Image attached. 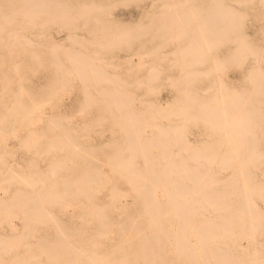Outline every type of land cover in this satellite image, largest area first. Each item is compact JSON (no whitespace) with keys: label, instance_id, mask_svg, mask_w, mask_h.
I'll use <instances>...</instances> for the list:
<instances>
[{"label":"rangeland","instance_id":"rangeland-1","mask_svg":"<svg viewBox=\"0 0 264 264\" xmlns=\"http://www.w3.org/2000/svg\"><path fill=\"white\" fill-rule=\"evenodd\" d=\"M0 1H2V0H0ZM5 1V2H4ZM18 1V2H17ZM28 1H29V4H28ZM39 2L38 0H27L26 2H27V4L31 7L32 5H36L35 7H38V8H36V12L34 11L33 12V10H35V7L34 6H32L31 8H32V10L31 11H29L28 10V7H23V6H26V5H24V4H26V2H25V0H11V1H9V2H7L6 0H3L2 2H4V3H1L0 2V10H2V11H0V17H2V18H0V21H1V23L0 24H2V22H3V24H6L7 26H8V28H5L6 26L5 25H0V26H4V27H1L2 29H6V31L5 30H2V33L0 34V39H4V41H1L0 42V91L3 93V91L5 90V91H7L8 93L6 94V92L5 93H1L0 92V94H1V97H0V113L2 114V112L3 113H5V110H3L4 108H5V106L4 105H6L7 103L9 104H7L6 105V109H7V106H10V105H12V107H9V109L7 110V113L6 114H4L5 115V117L6 118H8L7 119V122H6V119H4L5 117H4V115H2L3 116V119H1L0 118V120H3L2 122L0 121V155H1V157H0V171H1V174H0V181H2L3 180V182H4V180H8V181H5V183H3V182H0L1 184H0V194L2 195H0V199H1V201L3 200L4 201V198L6 197L7 199H12L13 201H9L10 202V204H8L9 202H8V200L6 199V201L8 202V203H6V204H8L7 206H10V208L8 207L7 208V206H6V208H4L5 206H4V204L3 205H0V208L2 207L3 209H0V220L2 219V217H3V214H8V210L9 209H11V213H13L14 215H12L10 212H9V214L10 215H6V217H5V215H4V221L2 220V221H0V237H2V238H0V240L2 241V243L4 242H6V241H8L9 240V238H11V235L12 236H14V237H16L17 238V236H16V234H18L19 233V231L22 229L21 227H22V225L24 224L23 222H25L24 220H23V218H31L30 220V222H29V220H28V222L30 223L29 225H27L28 224V222H26L27 224H25V225H23V226H30V233L28 234L27 232H29V230L27 231V229H23V233H19L18 235V237L19 238H21L20 237V234H21V236L22 235H24V234H27V235H25L26 236V238H24V236H22L23 237V241L22 242H20V241H18V240H20V239H18L17 241H15L16 240V238H15V240H14V243H19V245L21 244V247H22V245H23V242L25 243H29L30 244V241H33L31 244H30V246H29V244H28V246L29 247H27L26 245V243H25V245H24V248L22 247V249L24 250V252L25 253H23V258L24 257H26V259L29 257V258H33L32 257V255H36L37 253H39V251H40V249H41V247L40 246H38L39 247V249L37 248H35V246L37 247V245H38V241L39 240H42L43 238H44V243H46L48 240H46L45 241V238H51V237H53V238H51L50 240H51V243L53 244V242H54V245H55V243L57 244V240H58V237L60 236V234H56L55 233V235H57V237L55 236V235H53L54 233H52V231H50V230H54L55 231V229H56V231H57V228H58V230L60 229V230H63V229H65V230H63L62 231V234L61 235H66V234H64V233H69L70 235H72V236H70L69 234H67L68 235V237H67V239L69 240L68 242L70 243V242H72V240H73V242H74V244H75V248H73V247H71L72 248V251L73 252H75V253H77V258H78V255L80 254V258H76V260H77V263L76 264H80V263H78V262H84V263H82V264H97L96 263V261L94 262V261H92V262H90V260H91V255L90 256H88V254H90V253H87V252H85V251H83L82 250V252L81 253H78L79 251H77V249L79 248V249H83V246H84V248L85 249H87V251H88V249H91V250H94V251H91V252H95V253H99L100 251H98V250H103L102 252L104 253L103 255H107V254H105V252L106 251H109V255H110V250H109V247H111L110 249L112 250V247L114 246H117V245H119L118 244V242H119V240H121V241H123L122 243H120V244H122V245H120L119 247H116V249L115 248H113V251L115 252H112V255H110V256H104L105 258H107L108 259V261H111V262H108L109 264H113V263H116V264H118L119 262L120 263H123V264H125V262L126 261H128V260H130L128 263L129 264H156L158 261H162V262H160V263H158V264H163V262H165L164 264H189L188 263V261L192 258L191 257V255L188 257L185 253H187L188 254V251H192L193 252V254L194 255H192L193 256V258H192V261H193V259L195 258H197V256H198V260L200 261L201 260V257H203V255H204V257L203 258H206V260H204L203 259V261H200L199 263H197L196 261H195V259H194V261L191 263V264H203V262L204 261H206L207 263H210V264H213V262H216V263H218V264H220V262H219V257H218V255H216V253L215 254H213L212 252H210L211 250H213L214 252L215 251H218V250H220V249H218L219 247L222 249V247L221 246H223V248L225 249L226 248V250L227 251H229L228 253L229 254H231L230 252H232V251H234V252H232V253H234V254H236L235 252H237V256H235V255H233V256H235V258H237V260L239 259V261H241V262H244V261H246L247 259L246 258H248V260H250V259H252V262H251V264H255L254 262H256L257 264H264V261L263 262H261V260H264V217H263V215H264V205H262V203L264 204V162H262V158L264 159V154H262V152L264 151V136H262V135H264V91H261V89L262 88H264V82L262 81V82H260V81H258V80H260V79H262L264 76L262 75L263 73H264V32H262V31H264V25H263V23H264V1L262 0V3L263 4H261V0H237V1H235V3H234V1L233 0H218V1H221V4H220V2L218 3L216 0H215V2L218 4V5H227L228 3H229V5H227L228 7H231V8H229V10L230 9H232V11L230 10V12H228L227 14H226V10H228V9H226V8H224V6H218V5H216V4H214V2H213V4L212 3H210V1H213V0H191V1H189V0H187L186 2L188 3H185V1L183 2L184 3V7L185 8H187V11H188V9H189V13H191V12H193V10L195 11V7L197 8L196 10H198L200 13H202L203 12V14H202V16L201 17H203V18H205V19H203V18H199L198 19V17H197V15L195 16V14H197V13H199L198 11H196L197 13H194L193 15H190V20H191V18L193 19V21H195V22H197L198 23V21H196L195 19L197 18V20H199V23H200V21L201 22H204V24L205 25H203V23L201 24H199V25H197L195 22H193L192 20H191V22L189 21V19L187 18V15H185V14H188V12L187 13H185V11H182V10H184L185 8L183 7V6H181L183 3L181 2V0H173V2H170V1H172V0H136L137 1V3H136V1L135 0H132V2H131V0L129 1L128 0V2H129V5H128V2H127V0H93V1H91V0H66V3H67V5H63L62 3H63V1H64V3H65V0H57L58 2H62L61 4H60V6L62 5V6H64L66 9L68 8V10H70V8L72 9V10H74V11H76V13H78L79 12V14H76L74 11H73V14L75 13L76 15H77V17L75 16V14L73 15V18L74 17H76V19L74 18V20H73V18L72 19H70V20H73L72 22V24L74 25V27H73V25H71V22H70V20H69V22H70V25H68V26H71L70 27V29H68V26L66 27L64 24H62V23H67L68 21H67V19H65V21H63L62 20V18L64 19V18H66L67 16H68V19H69V17H72V16H70V15H66V14H68V13H70L71 14V12L69 11H65L64 9V7H59L58 9H60V8H64L63 10V12H65L66 14V17H64L63 15V13L62 12H59V10L58 9H55V8H53V7H58V6H56V5H58L57 4V2H55L56 0H53V1H51V0H49V4H50V1H51V5H49L48 4V0H45V1H47V2H44V0H40V5L42 6V12L43 11H45V9H46V11L47 10H49L50 12H43L44 13V15H43V17H42V15L40 14L41 12H40V10H39V6H37L38 4H37V2ZM44 3V4H47V7H43L44 6V4L42 3V2ZM82 1H86L85 2V5L87 4H90L89 2H91V4H92V6H91V8H97L99 5H100V7H98L99 8V11H101V12H99L98 11V9L97 10H94V9H91L93 12H90L89 11V9H90V7L88 8V9H83L84 7H85V5H84V3H82ZM88 1V2H87ZM135 1V2H134ZM151 1H153V2H151ZM155 1V2H154ZM178 1H180L179 3H178ZM224 1L226 2V3H224ZM233 1V2H232ZM239 1V2H238ZM241 1V2H240ZM254 1V2H253ZM17 2V3H16ZM21 2H25L23 5L21 4ZM33 2V3H32ZM127 2V3H126ZM142 2V3H141ZM150 2H151V4L153 5V7H151L152 5H150ZM164 3L165 2V9H166V11H165V9H163V5L164 4H162V8L160 9V10H162L164 13L163 14H161L158 10V6L160 7V3ZM167 2V3H166ZM175 2V3H174ZM201 2V3H200ZM210 3V5H208V4H205V3ZM223 2V3H222ZM237 2V3H236ZM242 2H243V4H244V2L247 4H244V5H242ZM250 2V3H249ZM258 2H259V4H258ZM12 3H14V4H12ZM16 3V4H15ZM30 3H32V5L30 4ZM42 3V4H41ZM53 3L54 4H56L55 6L53 5ZM73 3V4H72ZM80 3H82L81 5H84V7L83 8H80V7H78V6H80L79 4ZM182 3V4H181ZM200 4V7H199V4ZM203 3V4H202ZM249 3V4H248ZM90 4V5H91ZM126 4V5H125ZM169 4V5H168ZM187 4V5H186ZM211 4H212V6H211ZM239 4V5H238ZM253 4V5H252ZM2 5H4L3 6V9H1V7H2ZM15 5V6H14ZM73 5V6H72ZM77 5V6H76ZM136 5V6H135ZM148 5H150L149 6V8H148ZM181 7H180V6ZM192 5V6H191ZM213 5H215V7H213ZM246 5V6H245ZM259 5V6H258ZM10 6H14V7H12V8H14L13 10H11V7ZM21 7L20 9L22 10V15H20L19 13H20V11H19V13H18V10H19V8L18 7ZM40 6V7H41ZM67 6V7H66ZM140 6V7H139ZM187 6H190V8H192L193 6H195L194 8H192L193 10H190V8L189 7H187ZM207 6V7H206ZM219 7V8H217V7ZM226 6V7H227ZM29 7V8H30ZM82 7V6H81ZM101 7H103V8H105V10L103 9V10H100L101 9ZM109 7V8H108ZM136 7V8H135ZM146 7H147V10H146ZM151 7V8H150ZM167 7H169V8H167ZM183 7V8H182ZM227 7V8H228ZM6 8V9H5ZM26 8H27V10H26ZM43 8H44V10H43ZM49 8V9H48ZM50 8H52V9H50ZM78 8H80V9H78ZM178 8V9H177ZM179 8H182L181 9V12H184L185 14V16L184 15H181L182 13L180 12V9ZM203 9V11H201L200 9ZM217 8V9H216ZM238 8H239V10H238ZM251 8L253 9V10H251ZM255 8V9H254ZM258 8V9H257ZM261 8H263V9H261ZM24 9L26 10V12L24 11ZM38 9V10H37ZM76 9H78V10H76ZM83 9V10H82ZM149 9V10H148ZM154 9H156V11L154 10ZM210 9L214 12V10L216 11L217 10V14H219L220 15V17H218L217 15H216V17H217V19L218 18H220V19H218V20H221L222 19V16L223 17H225V18H223V19H225L224 21H225V26L227 27L228 26V28H229V24H230V22H231V24H230V26H232V24L234 25L235 24V26L237 25H239L238 27L240 28V27H242V29H240V31H239V29H237V28H235V26H233L232 27V32H234V28H235V31L237 32V34H238V36H240V35H242V37H243V39H245L244 41H245V43L246 42H248L247 44H246V48H247V46L249 47V45L252 47V49H246L245 48V46H243L242 45V43H243V39L241 38V37H239L240 38V40L242 41L241 43H240V40H239V38L236 40V32H235V34L234 33H232L231 32V28H229V30L227 31L226 29H225V26L223 25L222 26V24H223V19L220 21V22H222V24H220L219 23V28H220V30L219 31H217V32H222V33H228L227 34V36L226 37H230L229 39H230V41H231V36L233 37V39H235L236 40V42H234V43H236V44H238V45H242L241 47H243V49H241V50H239V47L240 46H238V45H233L232 43H233V41H235V40H233L232 39V41L231 42H226V45H225V42H224V44L222 43V40H225L224 39V37H225V35L224 34H220L219 36L217 35V33H215V32H210V30H212L213 28L214 29H216L215 27H213L214 26V24H216V23H214L213 24V26L210 28L209 26V24H212L213 22H211V21H214L215 22V20H213L215 17H214V15H215V13H213L214 15H212L214 18H212V16H211V14H210ZM219 9H221V12H219L220 10ZM225 9V10H224ZM235 9V11H237V12H240V14H241V16H242V14L244 15L243 17V19L242 20H240V22H239V20L238 19H236V18H242V17H240V15H238V17H236V15L238 14V13H236V15H235V12L233 11ZM237 9V10H236ZM53 10V11H52ZM55 10H57V12H59L60 13V15L61 16H59L58 14H57V12L55 11ZM61 10V9H60ZM205 10H207V11H209L207 14H206V11ZM224 12H223V11ZM228 10V11H229ZM244 10V11H243ZM4 11V12H3ZM23 11L27 14L28 12H29V14H32V13H34V14H36L37 16V19L35 18V20H34V17L35 16H33V14H32V17L30 18L31 20H29V17L27 18V16L25 17L24 16V14H23ZM39 11V12H38ZM78 11V12H77ZM84 11L86 12V13H89V15H91L90 16V18H89V16L86 14V13H84ZM98 11V12H97ZM108 11V12H107ZM142 11V12H141ZM147 11V12H146ZM152 11H154V12H152ZM242 11V12H241ZM246 11L248 12V13H246ZM11 12H12V14H13V16H14V13H16L15 15L16 16H14V17H12V14H11ZM32 12V13H31ZM38 12V13H37ZM52 12H53V16L51 15H49V18H51V19H53L54 21H52L51 19V21H49V19L47 18L48 17V14H52ZM94 12H95V14H94ZM105 12V13H104ZM141 12V13H140ZM143 12L145 13L146 12V14H147V16H148V24H147V21L145 20L147 17H146V15L145 14H143ZM155 12H157V14H158V16H157V14L155 13ZM159 12V13H158ZM166 12V13H165ZM178 13V15H180V16H182V18L183 19H177V17H178V15L176 16L175 15V13ZM233 12V13H232ZM7 13H8V15L10 16L11 15V17H7L8 15H7ZM42 13V14H43ZM97 13V14H96ZM107 13V14H106ZM109 13H111V14H113V15H110ZM141 15H140V14ZM155 13V14H154ZM179 13H181V14H179ZM199 13V14H200ZM232 13V14H231ZM40 14V15H39ZM86 14V15H85ZM106 14V15H105ZM153 14H154V18H153ZM192 14V13H191ZM198 14V15H199ZM205 14H206V16H205ZM231 14V15H230ZM249 16H248V15ZM47 15V16H46ZM54 15H57V16H55L56 18L54 19V18H52V17H54ZM72 15V14H71ZM81 15V18H79L78 16H80ZM82 15H84L83 17L87 20L88 18V22L86 23L85 21H82V20H84V18L82 17ZM95 15V16H94ZM143 15V16H142ZM201 15V14H200ZM226 15H230V18L232 19L233 18V15H234V17H236V18H234V19H236L235 21L233 20H231L230 18H228L229 16H226ZM21 16V17H20ZM29 16V15H28ZM31 16V15H30ZM88 16V17H87ZM105 16V17H104ZM155 16H157V17H155ZM164 16V17H163ZM176 16V17H175ZM179 16V17H180ZM192 16V17H191ZM196 18H195V17ZM208 16V17H207ZM209 16L212 18H209ZM246 16V17H245ZM4 17V18H3ZM7 17V18H6ZM21 18V19H18V21L16 20V18ZM22 17L23 18H25V19H22ZM59 17H62V18H60V20H62V23H59V22H61V21H59ZM93 17L95 18V17H97V18H100L99 20L97 19V18H95V20L93 19ZM152 17V18H151ZM163 17V18H162ZM184 17L185 18H187V19H185V20H188L189 22L188 23H191V26H190V24H188L187 23V21H185L184 20ZM227 17V18H226ZM12 18H14L15 19V21L13 20L12 22H10L11 20H12ZM27 18V19H26ZM33 18V19H32ZM40 18V19H39ZM47 18V19H46ZM138 18H140L139 19V21L137 20ZM142 18V19H141ZM160 18V19H159ZM164 18L166 19V20H164ZM175 18H176V20H178V22H176V20H175ZM207 18H209V19H207ZM6 19V20H5ZM43 19H45V20H43ZM77 19H78V21H77ZM80 19V20H79ZM97 19V20H96ZM101 19H103L102 21H103V23L105 24L106 22L108 23H106V25H103V23H102V25L104 26H102L101 25V22L102 21H100ZM114 19H116V21L114 20ZM124 19V20H123ZM127 19V20H126ZM137 20L138 22H140V23H137V21H135V20ZM154 19V20H153ZM157 19H158V21H157ZM163 19V20H162ZM201 19V20H200ZM228 19V22H229V24L226 22V20ZM230 19V20H229ZM246 19V20H245ZM9 21L10 22V26L7 24V22L6 21ZM23 21V23L22 24H20L22 21ZM29 20V23L28 22H25V21H28ZM104 20H106V21H104ZM114 20V21H113ZM118 20H119V22H118ZM123 20V21H122ZM132 20H134V21H132ZM150 20V21H149ZM153 20V21H152ZM161 20L163 21V23L161 22ZM181 20H183V21H185L186 22V27H185V25H184V23L185 22H182ZM206 20H211L210 22L211 23H209V21H208V23H207V25H208V27H207V25H206ZM217 20V21H218ZM238 20V21H237ZM245 20V22H243ZM250 20V21H249ZM17 21V22H16ZM21 21V22H20ZM33 21H34V23H33ZM44 22V23H42V22ZM122 21V22H121ZM131 21V22H130ZM180 21V22H179ZM237 21V22H236ZM4 22H6V23H4ZM20 22V23H19ZM24 22L25 23H28V24H24ZM30 22L32 23V25H35V23H36V26H33V27H28V26H32V25H30ZM41 22V24H43L44 25V27H45V24H46V22H51V23H49V25H50V27H51V24H52V27L50 28L49 27V25H47L46 26V28H50L49 30H47L46 28H44L43 26H41L40 24V26L44 29L43 31H42V29H40V26L38 25V23H40ZM68 22V23H69ZM82 22H84V23H86L85 25H84V23H82ZM96 22H98L97 24H96ZM114 22V23H113ZM142 22V23H141ZM146 22V23H145ZM152 24H151V23ZM166 22H168L169 24H168V26H169V28H171L170 30L167 28L168 26H167V23ZM170 22H171V24H170ZM176 22V23H175ZM219 22V21H218ZM239 22V23H238ZM243 22V23H242ZM14 23H16V24H14ZM18 23H19V25H18ZM79 23V24H78ZM100 23V24H99ZM165 23V24H164ZM177 23H179L178 24V26L182 29V30H184V29H186V30H191V32L190 33H192V34H190L188 31H186V33L187 34H185V31H183L184 33L183 34H185V35H183L182 34V31H180L181 29L180 28H178V26H177ZM180 23H182L181 25H180ZM226 23L228 24V25H226ZM237 23V24H236ZM242 23V26L240 25ZM55 24V25H54ZM82 24H83V26H82ZM98 26V24H99V27H101V29H98L99 27H97V29H96V31L95 30H93V29H95V26L96 25ZM142 24V26H143V24L146 26V30L145 29H143V28H141V29H143V30H145V31H147L148 30V34L145 32V31H142V32H138L139 34H137L135 31L137 30V25H139V27H140V25ZM147 24V25H146ZM187 24H188V26H187ZM196 25V26H200L201 28H199V29H202L204 26H206L205 27V29L206 30H199L200 32L201 31H203V32H201V33H204V37H203V34L202 35H198L199 33V31L197 30V28H195L194 29V27H196V26H193V25ZM15 27H14V26ZM21 25V26H20ZM28 25V26H27ZM53 25H54V27H53ZM57 25V26H56ZM90 25V26H89ZM109 25H111L110 27H109ZM122 26V27H120V26ZM135 25V27H136V30L134 31V29L135 28H133L132 26H134ZM149 25V27H147ZM150 25H152V26H150ZM164 25H166V27H163ZM217 25V24H216ZM247 25V26H246ZM28 27V29L27 30H25L27 27ZM61 26H64L63 28L61 27ZM112 26H114V28H115V30H113L114 28L112 27ZM141 26V27H142ZM144 26V27H145ZM162 26V27H161ZM171 26V27H170ZM203 26V27H202ZM61 29H59V28ZM82 27V28H81ZM91 27H92V29H91ZM105 27H107V31L105 30ZM109 27V28H108ZM133 28V30H132V28ZM151 27V28H150ZM159 27V28H158ZM182 27H184V28H182ZM188 27H190L191 29H189ZM217 27H218V25H217ZM247 27V28H246ZM260 27H261V29H260ZM18 28H22L23 29V33H22V29H20V30H18ZM33 28V29H32ZM35 28H37V31L35 30ZM67 30H66V29ZM104 28V29H103ZM113 28V29H112ZM119 28V29H118ZM149 28V29H148ZM166 30H165V29ZM175 28V29H174ZM188 28V29H187ZM244 28L246 29V30H244ZM263 28V29H262ZM13 29H17L18 31H16V33L13 31ZM30 29V30H29ZM63 29H65V31H63ZM74 29H76V30H74ZM78 29V30H77ZM109 29V30H108ZM125 29V30H124ZM127 29V30H126ZM156 29V30H155ZM192 29L193 30H197V31H195V32H197V35H198V37L199 36H201V37H203L204 39H202V38H200L201 39V43H203V40L204 41H206V43H207V45H203V46H210V47H208L209 49L208 50H206V49H204L203 48V46L201 47L200 45L198 46V44H200L199 43V41H200V39L197 37H195V32H192ZM204 29V28H203ZM213 29V30H214ZM224 29V30H226L227 32H224V31H222V30ZM1 30V29H0ZM8 30H11L12 31V33L10 32V36H8V33H7V31ZM41 30V31H40ZM45 30H47V31H45ZM80 30V31H79ZM83 30V31H82ZM91 30H93V32H91ZM97 30H100L99 32L100 33H98V31ZM102 30V31H101ZM138 30H139V28H138ZM218 30V29H217ZM4 31V32H3ZM21 32V34H20V32ZM26 31V32H25ZM112 31V32H111ZM116 31H118V32H116ZM127 32V34H129V33H136L137 35H140L141 37H139V38H137V35H136V37L133 35H131V34H129L130 36H132V37H130V36H125L126 34H125V32ZM133 31V32H132ZM153 31H155V32H153ZM158 31V32H157ZM165 31H167V32H165ZM179 31V32H178ZM207 31H209L211 34H213L212 36L214 37V35L215 36H217V37H219L220 38V36H221V38H220V40H221V42L218 44V42H219V40L217 41V37L215 38V39H213V37L211 38V35H209L210 33H207ZM246 31V32H245ZM1 32V31H0ZM35 32H37L36 34H35ZM42 32H45L44 33V35H42L43 33ZM61 32H64V33H61ZM77 32V34H75ZM91 32V33H90ZM95 32V33H94ZM99 34H97V33ZM106 32V33H105ZM107 32H109V33H107ZM124 32V33H123ZM149 32H151V33H149ZM162 32V33H161ZM164 32V33H163ZM220 32V33H221ZM230 32V33H229ZM239 32H241L240 33V35H239ZM14 33L16 34V35H14ZM27 33V34H26ZM34 33V36L32 35ZM40 33H41V36H37V34L38 35H40ZM56 33V34H55ZM71 33H73V34H71ZM88 33V34H87ZM93 33H94V35L96 36V34H97V38H95V36L93 35ZM160 33V34H159ZM181 33V34H180ZM188 33H189V35H188ZM195 33V34H194ZM245 33V34H244ZM23 34V35H22ZM24 34H26L27 35V37L24 35ZM30 34H31V36H30ZM53 34V35H52ZM66 34H71L70 35V37H66L67 35ZM90 34H92V35H90ZM100 34H101V36H100ZM110 35V37L111 38H109L108 36H107V38H106V36L105 35ZM114 34H116V35H114ZM117 34H118V36H119V34H124L123 36L122 35H120L119 36V38H118V36H117ZM153 34V35H152ZM155 34V35H154ZM159 34V35H158ZM162 34H164L163 36H162V38H160L161 37V35ZM171 34V35H170ZM206 34H208L209 36H208V38L210 37V39L208 40V39H206L207 38V35ZM230 34V35H229ZM8 36V38H7V36ZM11 35H12V39H11ZM25 36L27 39H28V41L29 42H31V40H35L33 43H29L30 45H33V47L32 46H30V45H27V42L25 43V41H24V39L26 40V38L25 37H22V36ZM35 35H36V37H35ZM49 37H48V36ZM61 35V36H60ZM66 35V36H65ZM76 35H79L78 37H76ZM104 35V36H103ZM112 35V36H111ZM145 35V37H142V36H144ZM146 35H147V37H146ZM158 35V36H157ZM167 35V36H166ZM191 35V36H190ZM224 35V36H223ZM14 36H17L16 38H19L20 40H18L17 39V41H19V43H21L22 44V46L16 41V38L14 37ZM28 36H30V37H28ZM69 36V35H68ZM99 36V37H98ZM103 36V37H102ZM113 36H117V38L115 37H113ZM149 36H153L152 38H150ZM155 36V37H154ZM157 36V37H156ZM179 36V37H178ZM186 37V38H184V37ZM193 36V38H191ZM237 36V37H238ZM248 36V37H247ZM9 37H10V39H9ZM15 39H14V38ZM45 37H47L46 39H45ZM63 37V38H62ZM73 38V39H75V38H80V41H82V39H83V44L81 45L80 44V41L78 40V39H75L74 40V42H73V39H72V41L70 40V38ZM75 37V38H74ZM84 37V38H83ZM121 37V38H120ZM123 37V38H122ZM127 37V38H126ZM135 37V38H134ZM181 37V38H180ZM195 37V38H194ZM6 38V39H5ZM24 38V39H23ZM30 38V39H29ZM7 39H9V40H7ZM13 39L15 40V43H13L12 45V47L10 46V44H11V42L13 41ZM212 39V40H211ZM9 41L7 44H6V42L7 41ZM54 40V41H53ZM76 40H78L79 41V43H78V41H76ZM189 40H191L190 42H189ZM194 40H195V42L197 41L198 43H194ZM199 40V41H198ZM228 40V39H227ZM21 41V42H20ZM42 41H45V42H47V44H48V46H47V44L45 43V42H43L42 43ZM75 41L77 42V43H75ZM167 41H169V42H167ZM207 41H210V43H208ZM213 41H214V43H213ZM215 41H217V42H215ZM229 41V40H228ZM251 41V42H250ZM36 42H37V44H36ZM41 43V45H42V48H41V45H38V43ZM51 42H54V43H60L59 45H54V43L52 44V45H54V47L56 46H58L57 48H58V50H57V48L55 49L54 47H53V49H55L56 51L55 52H57V53H51V54H49L50 53V50H48V48L51 46L50 44H51ZM171 42V43H170ZM192 42V43H191ZM254 42V43H253ZM18 43V44H17ZM50 43V44H49ZM205 43V42H204ZM203 43V44H204ZM205 43V44H206ZM218 44V48H216L215 47V45L216 44ZM222 43V44H221ZM4 44H6V46H4ZM88 44L89 45H91V47H89L88 46ZM192 44H196V46H198V47H201V48H196V46H194L193 45V48H196V50H197V52L195 53L193 50H195V49H193L192 50V52L190 53L187 49H188V47L190 48V47H192ZM210 44V45H209ZM253 44V45H252ZM2 45V46H1ZM10 46V48L8 49V51H11L12 50V48L14 49V50H12L11 51V54L12 55H10V54H8L7 53V49L6 48H8V46ZM15 45H16V47H18V50H17V52H16V49H15ZM45 45V46H44ZM61 45V46H60ZM63 45V46H62ZM68 45V47H66ZM85 45V46H84ZM190 45V46H189ZM202 45V44H201ZM213 45V46H212ZM221 45H225V46H221ZM255 45V46H254ZM257 45V46H256ZM260 47H259V46ZM25 46V47H24ZM60 46V47H59ZM83 46H84V49H83ZM87 46V47H86ZM183 46V47H182ZM184 46L187 48L186 49V51H185V53L183 52V48H184ZM188 46V47H187ZM215 47L214 48V50H213V48L212 47ZM217 46V45H216ZM236 46V48H237V46H238V49L236 50H233L234 49V47ZM46 47H48V48H46ZM69 47H71V48H73L72 50H71V48H69ZM254 47H258V48H254ZM26 50H25V49ZM46 48V52L47 53H43V51H44V49ZM51 48H52V46H51ZM70 49V52L72 51V53H71V55H75L76 53L75 52H77V53H79L78 55H79V57H80V55H82V53L84 54H86L85 56H87V57H84L83 55V58H82V60H80L81 59V57L80 58H76V56H74L73 58L74 59H72V58H70V54H68L69 52V50L67 51L68 53H66V52H64L66 49ZM78 49V50H80V52H78V51H76L75 50V52L73 51L74 49ZM86 48H87V50L89 51H87L86 52ZM89 48V49H88ZM212 48V49H211ZM233 48V49H232ZM23 49L25 50L24 52H23ZM52 49V50H53ZM62 49H65L64 51L62 50ZM91 49V50H90ZM182 50V53L184 54V55H187L186 57L183 55H180L179 54V50ZM191 49L192 48H190V51H191ZM201 49V50H200ZM207 53V51H209V53H207V54H205V52H204V55L202 54H200V52L201 51H203V50ZM230 49V50H229ZM256 49V50H255ZM261 50V51H259V50ZM34 51L35 53H36V55L35 56H33V52H31V51ZM51 50V52H53ZM180 50V51H181ZM195 50V51H196ZM238 50H239V52H242V54H244L245 52V54H247L246 56H244V55H242V56H244V61H243V59L242 58H239L240 60H237V61H235L236 60V58L234 57V55L236 56L237 55V53H238ZM249 50V51H248ZM252 50H255V51H257L258 52V56L257 55H255V53L256 52H253ZM263 50V51H262ZM1 51H3V52H1ZM16 53H14V52ZM48 51H49V53H48ZM198 51H199V54L201 55H199L198 54ZM211 51V52H210ZM229 51H236L237 53L236 54H234V52L232 53V52H230V53H232V55L230 56H228V54H229ZM243 51H245V52H243ZM248 51V52H247ZM13 52V53H12ZM30 52V55L31 56H29V54H28V56H27V53H29ZM82 52V53H81ZM193 52L195 53V54H198L199 55V57H201V58H203L204 56V58L206 59V61H205V59L203 58V60L205 61V62H203V60L201 61L200 60V58H198V59H196V60H200L201 62H203L202 63V65L200 64L199 65V63L197 62L196 63V60H195V58H197V55H195V57H194V54H193ZM252 52H253V54H254V56H253V54H252ZM2 53H5V54H2ZM8 55H7V54ZM32 53V54H31ZM34 53V54H35ZM74 53V54H73ZM249 53L250 54H252V55H249ZM260 53V54H259ZM26 54V55H25ZM189 54L190 55H192L193 54V57L192 58H194V59H192V58H190L189 57ZM78 55H77V57H78ZM178 55H180V56H178ZM249 55V56H248ZM203 56V57H202ZM238 56V55H237ZM239 56H240V53H239ZM255 58V59H253L252 60V58L253 57ZM257 56V57H256ZM207 57V58H206ZM246 57V58H245ZM262 57H263V59H262ZM187 58V59H186ZM180 59H184V61L186 62H184L183 60L181 61ZM192 61H191V60ZM211 59H214L215 61L214 62H211L212 60ZM262 59V60H261ZM188 60V61H187ZM190 60V61H189ZM193 60H195V61H193ZM241 60L243 61V62H241ZM258 60H259V62H258ZM261 60V61H260ZM254 61V62H253ZM185 64H184V63ZM258 62V63H257ZM211 63V64H210ZM260 63V64H259ZM208 64H210V66L208 65ZM214 64V65H213ZM253 64V65H252ZM255 64L257 65V69H256V66H255ZM259 64V65H258ZM251 65V66H250ZM212 66V67H211ZM255 66V67H254ZM260 66V67H259ZM207 67H209V69H211L212 70V72L213 73H209V71H211V70H209V71H207L206 70V72H205V75L206 76H210V78H206L205 77V75L204 74H201V75H198L199 73V70H201V71H205V69H207ZM239 67V68H238ZM251 67V68H250ZM83 70H85L86 72H87V70H88V73H89V76L87 75V73L84 71V73L85 74H83L82 73V76H81V73L80 72H83V71H81L82 69ZM248 68V69H247ZM253 68V69H252ZM259 68V69H258ZM260 68H261V70L263 71V73L261 72L260 73ZM90 70H91V72H92V74H91V72H90ZM102 70V71H101ZM103 70H106V72L105 71H103ZM247 70H249V71H247ZM252 70H254V71H252ZM256 70H257V72H258V70H260L259 71V73L257 74V72H256ZM98 71H101V73L100 72H98ZM104 72H105V74H108V75H105L104 74ZM109 72H110V75H109ZM189 72H194L195 74H193L194 76H191L190 77V79L191 78H193L194 80H195V82H194V80H192V82H194V84H192V82H188L189 80V77H188V75L190 76V74H189ZM203 72H201V73H203ZM208 72V73H207ZM246 72V73H245ZM97 73L99 74V76L97 75ZM112 73V74H111ZM253 73V75H256L255 76V78L254 77H252L253 75H251ZM255 73V74H254ZM102 75V77H101V75ZM208 74V75H207ZM241 74H243V75H241ZM247 74V75H246ZM187 75V76H186ZM204 75V76H203ZM259 75V76H258ZM81 76V77H80ZM92 76H94L93 77V79L91 78ZM119 76H121L122 78H120ZM188 77V79L186 78V77ZM200 76V77H199ZM208 76V77H209ZM258 76V77H257ZM75 77V78H74ZM88 77V78H87ZM96 77H98L97 78V82H99L100 84H98L97 82H96ZM105 77H107V79L109 78L110 80H107ZM120 79V81L118 80H116L115 81V85L113 86L112 84H114V82H112V80H113V78H114V80L115 79ZM256 77H257V79H256ZM262 77V78H261ZM82 78V79H81ZM123 78H125V79H123ZM185 78H186V80H185ZM253 78V79H252ZM260 78V79H259ZM70 79V80H69ZM85 80L84 82L82 81V80ZM86 79H87V82H86ZM89 79V80H88ZM144 79L147 81L148 79L149 80H152V81H148V83L146 82V81H144ZM198 79V80H197ZM199 79L201 80V82L199 81ZM249 79H251V80H255L256 79V81H258V83L260 82V84L261 83H263V84H261L263 87H261V85L259 84L258 86H260V87H258V88H260V89H258L257 88V86L255 87V85H254V83H253V81H251V80H249ZM102 80L104 81V82H102ZM107 80V81H106ZM123 80H125V81H123ZM127 80H129L128 82H130V83H128L127 84ZM138 80V81H137ZM183 80H185L186 82H185V86H184V83H183V85L180 83V82H182ZM197 80V81H196ZM262 80H264V78L262 79ZM82 81V82H81ZM91 81V82H90ZM109 81V82H108ZM255 81V82H256ZM110 82H112V83H110ZM119 83V87H118V83ZM144 82H146V83H144ZM184 82V81H183ZM220 82H221V84H220ZM97 83V84H96ZM125 83V84H124ZM257 83V84H258ZM117 84V85H116ZM132 84V86H130ZM142 86H140V85ZM186 84H189V86H186ZM217 84H219V86L217 85ZM246 84V85H245ZM256 84V85H257ZM88 85V86H87ZM97 85V86H96ZM135 85V86H134ZM147 85H150V86H152V89H149V86L147 87ZM220 85H221V87H220ZM250 85V86H249ZM102 86V87H101ZM106 88H105V87ZM112 86H113V88L115 87L117 90H115V92L116 91H120V93H122L121 91H124V94L125 93H127V94H129L130 93V89L131 90H133V91H131V93H130V95H127L126 94V99H125V96H124V98H123V95H120L119 94V92H116V93H118V95H120V96H118L119 97V99L121 98V96H122V98L123 99H125V100H127L128 98H129V96H130V98L129 99H131V101H128V105L126 104V102L127 101H123L122 100V98H121V100H118L119 102L120 101H123V102H120L121 103V107L118 105V106H116V107H114L113 106V103L114 104H118L119 102H116L117 101V96H116V101L114 102L113 101V98L115 97V95H114V97L112 98V99H110L112 96H111V94H110V92H113L114 91V89H113V91L111 90V88H112ZM120 86H121V88H120ZM122 86H124V87H122ZM136 86L138 87V88H136ZM139 86H140V88H139ZM154 86V87H153ZM159 86V88H157ZM174 86H177L176 88L174 87ZM179 86V87H178ZM185 88V90L189 93V91L191 92V93H187L184 89H183V87ZM227 88H226V87ZM244 86L246 87L245 89V91H244ZM252 86H254L256 89H258L259 90V92L261 91V92H263L262 93V95H263V97H262V95L260 96V94L261 93H259V95L258 94H256V96L255 97H253V95H250V94H252V93H256L255 91H254V88L252 89ZM8 87V89L6 90L5 88H7ZM86 87H90L89 89H87ZM149 90H153V89H155V90H153L152 92H149V91H147L148 89ZM173 87V88H172ZM205 87V88H204ZM209 87H213L212 89H210ZM232 87V88H231ZM236 89H235V88ZM240 87V88H239ZM2 88V89H1ZM23 88H24V90H23ZM97 89L98 91H99V93H100V96H99V94L97 93V90H94V89ZM103 88H104V91L105 90H110L109 92H108V90L106 91V92H108V95L107 94H105V96L107 95V97H105V96H103L104 94H102L103 92H101L102 90H103ZM110 88V89H109ZM178 88H182L184 91V93H182L181 92V90H179ZM199 88V89H198ZM204 90V89H206V88H209V89H207V91L204 93V91L202 90V89ZM229 88H231V89H234V90H230ZM237 88H238V90H237ZM248 88H249V90H251V91H253V92H251V91H248ZM100 89H102L101 91H100ZM138 89V90H137ZM143 89L145 90V91H147L146 93H145V91H143ZM160 89V90H159ZM178 90V94H177V90ZM190 89V90H189ZM255 89V90H256ZM170 90V91H169ZM193 92H192V91ZM216 90V91H215ZM219 92H221V90H222V92L220 93V96H219V94H218V91ZM225 90H227V94H229V97H225L224 99H225V101H226V99H227V101L226 102H228V101H230V96H233V99H235L237 96H238V94H239V92H240V95L242 96L243 95V97H241L240 95H239V97H241L243 100H244V102H247V103H243V100L241 101L240 99L238 100L237 98V100H233V99H231V101H232V103H231V105L232 104H235V106H231V107H234L233 109H235V110H238L237 109V107L236 106H240L241 105V103H243V106L245 107H243L242 105V108L241 107H239V110L238 111H241L240 109H242L243 111L242 112H239L238 113V115L240 114V116L242 115V113L244 112V109H246V112H244L243 113V115H242V118L241 119H244L243 120V122H242V120H241V125L243 124H247V125H245L244 127H246V129H247V131H249V132H251V133H249V132H244L245 133V136L246 135H248V136H246L247 137V139L245 138V141L242 143L243 144V146L245 145V146H247L248 147V145H250V148L253 150L252 151V153H249V152H251V151H249L248 152V149L249 148H247V147H243V146H241V143H240V139H241V142H242V139H244V136H241V138L240 139H237V138H239V137H237L238 136V134H236L235 135V132L234 131H232L234 128H236V126H237V124H239V122H240V119H238V118H240L239 116H237L238 118H237V120H239V122L236 120L235 122H233V124L234 123H236V126H235V124H234V126L232 125V123H228V122H232L231 120H233V118L235 117L234 116V114L235 115H237L236 114V112H238V111H234V113H233V111H232V108H230V104L228 105L224 100H223V98H221V94H223V92H224V94L222 95V97L223 96H225V95H227L226 93H225ZM263 90V89H262ZM88 91H89V93H88ZM154 91H156L155 93H154ZM194 91H195V93H194ZM203 91V92H202ZM214 91L216 92L215 94H216V96L214 95ZM233 91H239V92H234V93H236V96H235V94H232L231 95V93L233 92ZM244 91V92H243ZM144 93L143 95H142V97H141V94L142 93ZM246 92V93H245ZM247 92H250V93H247ZM115 93V94H116ZM134 93L136 94V95H134ZM180 93V94H179ZM194 93V96H195V94L196 93H198L196 96H197V98L195 97L194 98V96H193V99H196V101H192L191 102V104L189 103V102H187V101H189L187 98V100H186V102L187 103H185V101H181L182 99L183 100H185V97L187 96V94L188 95H190V96H192V94ZM6 94V95H5ZM28 94V95H27ZM30 94V95H29ZM88 94H89V96H88ZM91 94H92V96H91ZM93 94H94V99H95V101H96V104H93L92 102V98H93ZM102 94V95H101ZM110 94V95H109ZM145 94H146V96H145ZM184 94H185V96H184ZM134 96L133 98H131V96ZM175 97H174V96ZM199 95L201 96V98L199 97ZM204 95V97H202ZM246 97H245V96ZM247 95H250L251 97H252V99H251V97L250 96H247ZM260 96V97H258V96ZM6 96V98L8 97V99H6V98H4V99H2L3 97H5ZM49 96V97H48ZM51 96V97H50ZM108 96H110V97H108ZM141 97V98H139V97ZM171 96H173L174 98H171ZM179 96V97H178ZM87 97H91V100L89 101L88 100V98ZM102 97V98H101ZM106 99H105V98ZM199 97V98H198ZM205 97H208V98H212L213 100H210V103L208 104H206V102L208 101V99L207 98H205ZM214 97H215V99H214ZM218 97H219V101H217L218 100ZM249 99H248V98ZM258 97V98H257ZM9 98H10V102L12 101L13 102V104H10L9 103V101H7V100H9ZM99 98V99H98ZM180 98V99H179ZM191 98V97H190ZM247 98V99H246ZM260 99V102H261V100L263 101V102H261V104L260 103H258V105H257V102H258V100ZM93 99V100H94ZM102 99H105V100H102ZM136 99V100H135ZM146 99V100H145ZM172 99V100H171ZM198 99H200V101L198 100ZM23 100V101H22ZM98 100H100V101H98ZM108 100V101H107ZM114 100H115V98H114ZM134 100V101H133ZM140 100H142V102L140 101ZM151 100V101H150ZM205 100H206V102H205ZM252 100V101H251ZM254 100H256V101H254ZM4 101V102H3ZM26 101H29V102H26ZM87 101H89L90 103H92L91 105V107H87V105H89V104H86V107L87 108H85L84 107V109L83 108H81L82 106V104H83V106H85L84 104L85 103H88ZM95 101H94V103H95ZM102 101H104L103 102V104L107 101L108 103H105L104 105L106 106V107H110L109 105H111V107L110 108H112L111 109V111L110 112H112V114H113V116L115 117V118H112L111 117V119H112V121H113V119H116L117 121H115L114 123H115V125H114V123H112V121H111V119H110V117H108V116H110L111 114L109 113V108H106V109H104V110H107V111H105V112H108L109 113V115L107 114V113H105V112H102V111H100V109H103V108H105V107H103L102 108V106H103V104H102ZM136 101V102H135ZM143 101H145L144 103H143ZM146 101H147V103H149V102H151V104H150V107H149V109H147V107L146 106H148L149 104H147L146 103ZM149 101V102H148ZM153 101H154V103H153ZM158 101H160V102H158ZM175 101V102H174ZM200 102L199 104H198V102ZM203 101V102H202ZM221 101V102H220ZM230 101V102H231ZM239 101H241V103L239 102ZM248 101H250V102H248ZM254 101V102H253ZM11 102V103H12ZM21 102V103H20ZM40 103V102H43V107H41V109L43 108L44 109V111H43V109L42 110H40L39 109V107H38V109H39V112L37 113V110L38 109H35L34 111H30V110H28L31 106H32V108H34L33 106L35 105V103ZM101 102V103H100ZM109 102L110 103H112V104H109ZM185 104H187V105H189V106H187V107H190V105H191V109L189 110V109H187V107H186V105L184 106V103ZM193 102H195L194 104H192ZM202 102V103H201ZM213 102H219V103H226L225 105L226 106H224V104H223V106L225 107L224 108V111L222 110L223 109V107H222V105H220L219 106V104H218V107H222V108H220V110H219V108L217 107V103H214V105H216V106H213ZM229 102V103H230ZM235 102H238V105H236L237 103H235ZM256 102V103H255ZM6 103V104H5ZM17 103H19V104H22L21 106H22V108L23 109H19V108H21V106L19 105V108L17 109L16 108V105H17ZM37 103V104H38ZM51 103H54V105L53 104H51ZM132 103H135V104H132ZM156 103V104H155ZM164 103V104H163ZM205 103V104H204ZM31 104H34V105H30ZM50 104V105H49ZM108 106H107V105ZM116 104V105H117ZM122 104H124V105H126L125 107H124V105L122 106ZM132 104V105H131ZM154 104V105H153ZM247 104V105H246ZM23 105H25V107H23ZM29 105V107H26V106H28ZM39 105V104H38ZM40 105H42V103H40ZM52 105V106H51ZM102 105V106H101ZM134 105V106H133ZM151 105H153V106H151ZM162 105V106H161ZM174 105V106H173ZM205 106L206 105V108L208 107V105L209 106H213V109H212V107H210L211 108V110L214 112H211V110H210V108L208 107L207 108V110L209 109V112H211V115H208L209 113H208V111L206 110H204V108L202 109L204 112H202L201 113V111H200V113L201 114H199L200 116H202V115H204V117L202 116V117H200V116H198V114L197 113H199V112H197V111H199V110H201V109H199L200 107L199 106ZM252 105V106H251ZM4 106V107H3ZM13 106H14V108H13ZM37 106V105H36ZM90 106V105H89ZM127 106H128V108H129V110H127L128 108H127ZM131 106V107H130ZM171 106V107H170ZM203 106V107H204ZM229 107V109H230V111L232 112V113H230V111H228V109H226V107ZM44 107H46L47 108V111H46V108H44ZM52 107V108H51ZM118 107H120L119 108V112L117 111V109H118ZM123 107V108H122ZM168 107L169 108H171V112L168 110ZM179 107V108H178ZM195 107V108H194ZM214 107H217L215 110H214ZM227 107V108H228ZM236 107V108H235ZM249 107H251V109L249 108ZM254 107V108H253ZM255 107H257L256 109H255ZM259 107V108H258ZM3 108V109H2ZM11 108V109H10ZM31 108V110H33ZM60 108H61V110H60ZM81 108V109H80ZM90 108H91V110H90ZM100 108V109H99ZM115 108H117V109H115ZM127 110V111H125V109ZM131 108H133V109H131ZM153 108H156V109H158V112L159 111H161L160 112V114H158V115H156V109H153ZM174 108V109H173ZM176 108V109H175ZM205 108V109H206ZM261 108V109H260ZM14 109V111L15 110H19V111H15V112H17V113H23V111H24V114H21V116H17L16 114H15V112H9V110L10 111H12ZM83 109V110H82ZM137 109H141V110H147L145 113L143 112V111H141V114L138 112L139 110H137ZM165 109H167L166 111L168 112H166L167 114H168V116L166 117V115L167 114H165V116L162 114V112H165ZM172 109H173V111H172ZM177 109H179L180 111H183L182 113H180L179 114V110H177ZM193 109V110H192ZM217 109L219 110V112H220V114L221 113H224V112H226V113H228V114H233V115H231V120H229L230 119V117H228V116H226V122H223V120H221L225 115H227V114H223L224 116L222 117V114L221 115H217V118H216V116H215V113L217 114ZM254 109V110H253ZM257 109H260V111L259 110H257ZM78 110H79V112H78ZM100 111V113H99V111ZM113 110V111H112ZM130 110H132L133 112H131ZM176 110V111H175ZM187 110H189V111H187ZM194 111V112H192V111ZM225 110H227V111H225ZM259 112V113H257V111ZM2 111V112H1ZM29 111H30V113H29ZM41 111H42V113H41ZM61 113H60V112ZM63 111H64V114H63V116L61 115L62 113H63ZM131 113H130V112ZM186 111V112H185ZM223 111V112H222ZM253 111V112H252ZM255 111V112H254ZM31 112H33V115L35 114V115H37V117H35V115H34V117L32 118V113ZM47 112V113H46ZM57 112H59V113H56ZM83 112V113H82ZM125 112H127V113H125ZM173 112L175 113L174 115L176 116V115H178V117L177 118H175V116L173 117V116H171V115H173ZM178 112V114H176ZM185 112V113H184ZM247 112H249V113H247ZM252 112V113H251ZM9 113H12V115H10ZM30 114L27 118L28 119H23L22 120V122H19L20 120L19 119H21V118H23L26 114ZM53 113V114H52ZM77 113H79V114H77ZM100 114V116L99 117H97L98 115H96V114ZM119 113L121 114H124V116L121 114V115H119ZM133 113H136V115L139 113L140 114V116H142V114H143V116H142V118H141V120H145V118H147L146 119V121H144L143 120V122L144 123H142V121L139 119V116L137 117L135 114H133ZM150 113H152V116L151 115H149ZM153 113H155V117H157L156 119H155V117H154V114ZM171 113V115H170V117H169V114ZM189 113H190V115H189ZM196 115H195V114ZM0 114V115H1ZM43 114H45V115H43ZM60 114V115H59ZM93 114V115H92ZM104 114V115H103ZM138 114V115H139ZM182 114V115H181ZM185 114V115H184ZM188 114V115H187ZM191 114H192V116H191ZM259 114H261V115H259ZM7 115V116H6ZM39 115V116H38ZM40 115H42V116H40ZM52 115V116H51ZM160 115V116H159ZM164 117H166V119L164 118V119H162L163 118V116ZM179 115H180V117H179ZM194 115V116H193ZM260 117H259V116ZM2 116H0V117H2ZM9 116H10V118H9ZM15 116V117H14ZM17 116V117H16ZM31 116V117H30ZM51 116V117H50ZM95 116V118H93ZM108 118V120H107V118ZM122 117L121 119H123L124 117L126 118V119H124V120H121V119H119V117ZM133 116L135 117V119H136V117L138 118V119H136V122L137 123H134V121L133 120H135V119H133ZM162 116V117H161ZM186 116V117H185ZM187 116H188V118H187ZM218 116H221L219 119H218ZM244 116H245V118H244ZM253 116V117H252ZM256 116H258V117H256ZM18 117H19V119H18ZM26 117V116H25ZM41 119H40V118ZM54 117V119L55 120H57L56 118L58 117H61L62 119L60 120V118H59V123H62V121H64L63 123H62V125H63V127L65 126V128L66 129H69L70 131H71V133H70V131H68V134H66L69 138H65L66 140L67 139H69L70 140V144H74L75 143V145L76 144H78L79 143V145H78V147H70V145L68 146V142H69V140H68V142L64 139V137H63V143H61V138H62V132L61 131H65V128L63 129V130H60L61 128H63V127H61V128H59L58 127V129L57 128H54V129H52L54 126H55V124L57 123L56 121V123L55 122H53V123H55V124H53V127L51 128L52 130H54V131H52L49 127V130H51V132L50 131H47L48 129L47 128H45L44 127V125H43V123L45 124V125H49V119L50 118H53ZM56 117V118H55ZM101 117H103V119H105L104 121H102L103 119L101 118ZM145 117V118H144ZM149 117V118H148ZM194 117H195V119H194ZM197 117H199V119H197ZM211 117V118H210ZM212 117H215L216 119H217V121H219V120H221V122L222 123H224V125L226 126V127H228L227 125H230L231 124V127H233V129H231V127H228V129L226 128V127H221L222 128V130L220 131H218L216 128H214L213 127V125H212V127L214 128H212V127H210L209 128V126L208 125H206L205 123H203V119H205V122L207 121V118H210L209 120H211L212 119ZM254 117H255V119H254ZM263 117V118H262ZM30 118H32V119H30ZM34 118H36L35 120H34ZM63 118H68V120H63ZM92 120H91V119ZM99 118V119H98ZM227 118H229V119H227ZM246 118H247V120H246ZM256 118H259V119H256ZM53 119V120H54ZM89 121H88V120ZM96 119H97V121L99 122L100 120L103 122H99L101 125L99 126V124H98V122H97V124L96 123H94V121H96ZM109 119H110V121H109ZM133 119V120H132ZM168 119H170V120H177L178 121V119H181V120H187V121H182V122H180V120L177 122V121H175L174 122V125H172L173 124V122L171 121V122H169L170 120H168ZM216 119H215V121H216ZM236 119V118H235ZM248 119H249V121H248ZM252 119V120H251ZM19 120V121H18ZM25 120V121H24ZM28 120H32V121H28ZM43 120V121H42ZM44 120H46L45 122H44ZM119 120H121V121H119ZM128 120H129V122H130V124H127L128 123ZM138 120H140L141 121V123H138ZM201 120V121H200ZM203 120V121H202ZM208 120V122H210ZM15 123H17V124H15ZM29 123H28V122ZM48 121V122H47ZM50 121H51V119H50ZM106 121H108L107 123H106ZM123 121H125L124 123L126 124H122V125H120L121 124V122H123ZM156 121V122H155ZM162 121V122H161ZM190 121H192V122H190ZM214 121V122H215ZM215 122V124L216 123H218V125L217 126H219V123L220 122ZM245 121L247 122V123H245ZM250 121H252L253 123L254 122H256V124L257 125H253V123L252 122H250ZM7 124H6V123ZM15 124V125H13V123ZM26 122V123H25ZM32 123V125H30L31 123ZM34 122V123H33ZM85 122L86 123H88V124H85ZM91 122V123H90ZM94 123V125H96L95 127L93 126V123ZM109 122H111L109 125H108V123ZM131 122H133L132 124L133 125H131ZM153 122H155V124H157V126L158 125H160V126H158V127H160V128H162V130L160 131L159 130V128H157V126L156 125H154L153 124ZM198 122V123H197ZM208 122H206V123H208ZM238 122V123H237ZM1 123H5V125L4 124H1ZM47 123V124H46ZM50 123H52V122H50ZM65 123V124H64ZM68 123H69V125H68ZM169 123H171V124H169ZM196 123H197V125H196ZM212 122H210V124H211ZM250 123V124H249ZM85 124V125H84ZM90 124V125H89ZM134 124H135V126H134ZM136 124H140L139 126L138 125H136ZM168 124V125H167ZM185 126H184V125ZM213 124V123H212ZM255 124V123H254ZM1 125H2V127H1ZM4 125V126H3ZM12 125H13V128H12ZM42 125V126H41ZM85 127V129H84V127ZM89 125V126H88ZM93 126V130H95V132L92 130V126ZM98 125V126H97ZM125 126V129H127L125 132H124V129H123V131H122V129L120 130V127L121 126ZM130 127H133L134 126V128L137 126V127H139L140 128V126L142 125L143 127H142V129L140 128V130H141V133H139L140 134V136H141V138H139V135L138 134H136V136L137 137H134L135 138V140H137L138 141V139H140L138 142H137V144H135L136 145V147L138 148V149H134V148H136V147H133L134 145H131L130 144V146L128 147V148H133L134 150H132L133 151V153L134 152H137L136 154L134 153V155H131V156H134L135 157V155H136V157L134 158V161H133V164L135 165V167L133 166V164L132 163H130V162H128L127 163V160H129V161H132L133 159H131V158H129V159H127L126 161H125V159L127 158V157H129L128 155H130V153L127 151L128 150V148L127 149H125L126 148V146H128V143L129 142H131V141H129V142H127V137H129L130 138V136H128L127 135V137H126V132H128V128H130ZM162 125V126H161ZM167 125V126H166ZM170 125L171 126H174L173 127V131H175V132H178L176 135H178L179 133H181L180 135L182 136H184L185 135V139H184V137L183 138H181V137H179V139H181L182 140V142H178V144H176L177 143V141L179 140V139H177V138H175V140H177V141H173V139H174V135H175V133H174V135H173V132H172V127H171V130H170V133H169V128H168V126L170 127ZM175 125H178V127L176 126L175 127ZM179 125H182V127L184 126V127H186V125H187V127H189L188 129H186V128H180L181 130V132L180 131H178V128H179ZM220 125H221V123H220ZM249 125V126H248ZM36 126H37V128H39L38 129V131H37V129H36ZM38 126H40V127H38ZM51 126H52V124H51ZM56 126H57V124H56ZM58 126H60V125H58ZM80 126V127H79ZM86 126L89 128H87L86 129ZM164 126V127H163ZM214 126H216V125H214ZM253 126H254V130H253ZM27 127V128H26ZM35 127V128H34ZM73 127V130L71 129ZM80 129H79V128ZM105 127H110V129L109 128H105ZM127 127V128H126ZM150 127V128H149ZM244 127H240V131L241 132H239V130H238V132L239 133H243L242 131H243V128ZM255 127H257L256 129H255ZM28 128H30V129H28ZM42 128H43V130H42ZM74 128H77V131H74ZM112 128V129H111ZM167 130L168 131V133L169 134H167V131H166V134L167 135H169V136H166L165 135V130ZM176 128H177V131H176ZM220 128V127H219ZM238 128H239V126H238ZM242 128V129H241ZM248 128H249V130H248ZM252 128V129H251ZM12 129V130H11ZM34 129V130H33ZM56 129V130H55ZM81 129H84L83 131H79L78 132V130H81ZM105 129V130H104ZM114 129V130H113ZM175 129V130H174ZM183 129H184V131H183ZM224 129H225V131H224ZM245 129V128H244ZM250 129L252 130V131H250ZM2 130H3V133H4V135H2L1 136V134H3L2 133ZM16 131L17 132V134H16V132H13V134H12V136L11 135H9V134H11L12 133V131ZM33 130V135L35 134V136H36V139L38 138V136L37 135H40L41 133H40V131L42 130V132L44 133H42V136H43V139H41V137L39 138V139H37L38 140V143H37V141H36V145L33 143V142H35V141H33V142H31L32 143V145L34 144L35 146H32V147H30V145L28 144V143H30V141L29 140H31L27 135L30 133L31 134V131ZM40 130V131H39ZM57 130L58 131H60V133H57ZM76 130V129H75ZM85 130H90L89 131V133L87 132V131H85ZM99 130H101V132H97L96 133V131H99ZM140 130H137V129H135V130H133L132 131V128L130 129V131L132 132L131 133V137H133V132H139ZM163 130H164V132H163ZM230 130V131H229ZM236 130V131H237ZM6 131V132H5ZM10 131H11V133H10ZM26 131L27 132H29V133H27L26 134ZM44 131H46V132H44ZM67 131V130H66ZM102 131H104V132H102ZM111 131V132H110ZM147 131V132H146ZM152 131V132H151ZM227 131V132H226ZM254 131V132H253ZM75 132V133H74ZM77 132V133H76ZM81 132H82V135H83V137L81 136ZM154 132V133H153ZM155 132H157V134H158V138L159 137H161L162 139H160L159 141L162 143L163 142V144H160V143H157L156 141H154V142H156V143H154L153 142V138L155 139V140H157L158 141V139H157V137H156V135L155 136H153V138H151V136H152V134L154 135L155 134ZM161 132H163L164 133V136H162L163 134L161 133ZM184 132V133H183ZM229 132V137L227 138L226 137V139L227 140H222V138H224L223 137V135H222V133L225 135V133H228ZM5 133H8V135H9V137L7 136V137H5ZM56 133H57V135L58 136H60L59 137V144H58V146L60 145V143H61V145L63 144V145H65V146H68V147H64L63 145L61 146L60 145V147H58L56 144H55V146H57L58 148H60L61 150H62V152H61V150L60 149H58V148H56V150H54L55 149V147L54 148H49L50 150L51 149H53L55 152H53V150H51L49 153L47 152L49 149L47 148L48 146H46V148L45 147H43V146H45V144H52V142H51V140H53L52 138H54V142H57L58 143V141L56 140V137H57V139H58V136L56 135ZM63 133H66V132H63ZM112 133V134H111ZM126 133V134H125ZM161 135H160V134ZM183 133V134H182ZM209 133V134H208ZM232 135H231V134ZM247 133H249V134H247ZM256 135V137H263V139L261 140V139H259V138H256V137H254V135ZM25 134V135H24ZM76 134V135H75ZM78 134V135H77ZM79 134H80V136H79ZM221 136H220V135ZM16 137H15V136ZM24 135V136H23ZM46 135H48L47 137L49 138V136H50V138H51V140H50V138L48 139L47 137H46ZM63 135H65V134H63ZM86 135H89V136H86ZM90 135H91V137H90ZM179 135V136H180ZM228 135V134H227ZM250 135V136H249ZM252 135H253V137H252ZM258 135V136H257ZM4 136V137H3ZM23 136V139H20L21 137ZM25 136L27 137V138H29V142L27 141L26 143H25V140H27V139H25ZM66 136V137H67ZM72 136V137H71ZM108 136V138H106ZM233 136V137H232ZM236 137V140L235 141H233L234 139H235V137ZM30 137H32V136H30ZM75 137H76V139H75ZM116 137V138H115ZM144 137L146 138V140L148 141H151L150 139H147V137H150L151 139H152V142L154 143H152V142H150V143H152L153 145H155L156 146V148L155 147H152L151 146V150L152 151H147L148 149L150 150V148H147V150L145 149L146 148V146H147V142H146V140L144 139ZM156 137V138H155ZM176 137V136H175ZM249 137V138H248ZM252 139H251V138ZM4 138H5V140H4ZM79 138H81V141L79 140ZM136 138H138V139H136ZM173 138V139H172ZM204 138V139H203ZM230 138V139H229ZM233 140H232V139ZM113 139V140H112ZM125 139V140H124ZM133 139V138H132ZM143 139H144V141H143ZM212 139V140H211ZM217 141H216V140ZM252 141H251V140ZM24 140V141H23ZM32 140H34V138H32ZM31 140V141H32ZM56 140V141H55ZM79 140V141H78ZM109 141L110 142V144H109V142L107 143V142H103V141ZM116 142H115V141ZM135 140H133L132 142H134ZM184 140V141H183ZM186 140V141H185ZM211 140V141H210ZM221 140H222V142H221ZM229 140V141H228ZM238 140V141H237ZM247 140V141H246ZM254 140V141H253ZM256 140V141H255ZM261 140V141H260ZM5 141V142H4ZM21 141V142H20ZM50 141V142H49ZM101 141H102V144H103V146H102V144H101ZM113 141H114V143H113ZM124 141V142H123ZM209 141V143H207ZM220 141V142H219ZM226 141H227V143H226ZM233 141V142H232ZM237 141V142H236ZM4 143V145H3V143ZM24 143V145L26 144V146L28 145V147H30V148H32V149H30V151H28V150H26L27 148H23L22 147V145L20 144V143ZM47 142V143H46ZM54 142H53V144H54ZM66 142H67V144H66ZM78 142V143H77ZM112 142V143H111ZM143 142H145V143H143ZM167 142H169V143H167ZM183 142H188V145L187 144H183ZM198 142H199V144H198ZM203 142L206 144H204V148L202 149V147H203V145H201V143L203 144ZM215 142V143H214ZM218 142V143H217ZM225 142V143H224ZM234 142H235V144L237 143L238 145L236 146V147H239L238 148V150H237V148H235L236 150H237V152H235V149H234ZM18 143L20 144V145H18ZM82 143V144H81ZM96 143H97V145H96ZM116 143V144H115ZM119 143H120V145H119ZM134 143H136V142H134ZM141 143H143L144 144V147L143 146H140V145H142ZM149 143V142H148ZM165 143V144H164ZM171 143V144H170ZM180 143V144H179ZM191 143L193 144V145H191ZM220 143H224V146L222 145V144H220ZM229 143V144H228ZM247 143V144H246ZM259 143V144H258ZM6 144V145H5ZM99 144H101V145H99ZM114 144V145H113ZM133 144V143H132ZM146 144V145H145ZM158 144H159V146H158ZM182 144V146L183 145H185V147H179L180 145ZM190 144V145H189ZM213 144V145H212ZM227 144V145H226ZM231 144V146L230 147H228L229 145ZM232 144H233V146H232ZM23 145V146H24ZM49 145V146H50ZM83 145V146H82ZM85 145V146H84ZM86 145H91V146H86ZM99 145V146H98ZM111 147H110V146ZM115 145H117L118 146V149H116L117 148V146H116V148H115V150H116V153L118 154H116V156L114 155V156H112V151H113V149H112V147L114 148L115 147ZM149 145V144H148ZM151 145V144H150ZM149 145V146H150ZM160 145H161V147H160ZM162 145L164 146V147H162ZM198 145H200V147L201 148H199V146ZM214 145H216V146H214ZM223 147H222V146ZM258 146V147H256L255 148V146ZM260 145L262 146V147H260ZM54 146V145H53ZM93 146V147H92ZM96 146V147H95ZM109 146V147H108ZM176 146L178 147V148H176ZM195 148V146H196V148L198 147L200 150H202V151H197V150H199L198 148L195 150H192L193 149V147ZM208 146H209V148L210 147H212L211 149H209L208 148ZM214 146V147H213ZM219 146V147H218ZM222 148H221V147ZM25 147V146H24ZM63 149H62V148ZM85 147V148H84ZM89 147H92L93 149H95V150H92V148H91V150H89ZM95 147V148H94ZM103 147V148H102ZM141 147H143V149H144V151L146 152V153H144V155H148L147 156V158L150 160V162L149 163H151V161H153L154 160V158H155V160L153 161V164H154V168L152 169L151 167V169L150 170H152L151 172H155L154 174L155 175H157L158 173L156 172L157 170H161V171H165V173H167V172H170V170L171 169H169V170H165V168L166 169H168V166H166L165 167V165H168V164H170V166H171V163L173 162L174 164H176V165H173V163H172V166L173 167H170V168H175V167H177V165H179L180 164V166L182 165V168L184 167V160H185V165H187V166H189V167H194V170H193V167H192V169H191V171H189L190 170V168L188 167L187 168V170H180V172H182V171H184V173L187 175V172H189V173H191V174H197L198 173V171H195V166L197 165L198 167H202L203 168V171L204 170H206V169H204L205 168V166H204V164L206 165V168H208L209 167V164H211L210 165V168H209V171L211 172H208V170H206V171H204V172H208V173H210V174H215V176H212V175H210L211 177H213L214 178V180H216V181H214V180H211L212 182H209V180L205 177V174H204V176L203 177H201L202 175H200V174H198V176L197 175H195L196 176V179H192V180H194L193 181V183L195 182L196 183V185L199 183V184H203V185H201V187H202V189H203V191H200V192H198L197 190H198V188L196 189V191L195 192H198L199 194V199H197V197H198V195L194 192V194L193 195H196L197 197H195V198H193L194 196L191 194V191H192V186L194 185L195 187H199V186H196L195 184H193V185H190L191 183H192V181H188V179H187V176L185 175V174H183V173H180L179 175L178 174H176L177 175V177L175 176V174L174 173H177V172H179V169L178 170H176V169H174V171H173V169H172V171L174 172V173H172V174H168V175H162V177H165L164 178V180L162 179V177H161V179L159 180V182L162 184L163 182V184L165 185V182H166V184H169L168 183V179H171V178H169L170 176L172 177V176H175V180H177V181H173L172 180V182H179L180 181V183H189V185H188V188L190 187V190H188V188H187V190H186V194L185 195H182V197L181 196H179V194H177L179 197H181V199L179 198V202H180V200H182V199H184V198H186V199H188L189 200V196H190V199H192V200H195V204L197 205H195V204H193L190 200V202L191 203H189V204H191V205H194L195 206V209H197V207H198V209H199V206L200 207H202L203 206V208L204 209H206V210H204V212H206V214L205 213H197V210H193L194 212H195V214H194V212L193 211H188L187 213L189 214V212H193V214H194V216L196 215V219H195V217L194 216H192V213L187 217V215H186V219H180L181 221H179L178 220V218L180 217V218H182L181 216H179L178 215V213L179 212H176L177 210H175L174 209V205L175 204H177V203H175V204H173V202H168L167 204H168V206H167V204H166V201L165 202H163L164 203V205H166V207H164L165 208V212H166V210H167V212H169L167 215L168 216H165V217H167V218H165L164 217V221L166 222V224H170L171 223V225H167V226H169V231L168 232H166L165 234H169V232L171 233V234H169L170 236L168 237V239H165L166 237H167V235L165 236V237H163L165 240H168V241H165V243H164V247H161V248H158V249H155L154 250V252L157 254L156 256H158L157 257V261H156V258L154 257V255H155V253H153V252H151V254L153 253V255H152V257L150 258V256L151 255H149V257H143V252L142 251H140L139 249L141 248V246L140 245H138V243L136 242V241H134V242H132L133 241V239H134V237L136 236V234L135 233H138V232H136V230H138V228H139V226H141V224L142 223H144V224H142V227L141 228H143L144 226H145V224H147V225H149V226H145L144 227V229L146 228L147 229V231H146V229L144 230L145 231V233H149L150 234V232H153L152 230H154L153 228H154V226H152V224L150 223V217L147 215V214H142L141 213V211H140V206H141V204H139L140 203V201L138 200L139 198H137V197H135V196H133V195H137V192H135L136 194H134V192L133 191H135L134 189H136L135 187H130V189L129 188H127L128 187V185H130L131 183H137L138 182V180H137V182L136 181H133V182H130L131 180H128V179H132V180H135V179H133V178H130V177H132V175H134V174H136V173H134L133 174V172H132V175H130L131 173V171H132V169H134V171L136 172L137 171V173L139 174L138 175V177L139 176H146V174L148 175V173H146L147 172V170H148V172L150 171L149 169H147V168H149V165L151 166L152 165V163L151 164H147V163H145V162H147L146 160L147 159H145L146 158V156H145V158H141L142 156H141V154L143 153V151L141 152L140 151V148ZM160 148V149H158V148ZM218 147V148H217ZM225 147V148H224ZM242 147H243V149H242ZM253 147L255 148V149H253ZM43 148L45 149V151H46V153H44V151H43ZM74 148V149H73ZM79 148V149H78ZM85 150H84V149ZM97 148H98V150H97ZM111 149V151L109 150V149ZM220 148V149H219ZM230 149L229 151H231L232 149L231 148H233V161H232V163L230 164V161H228V160H226V158H229L227 155H228V153H229V155H231L230 154V152H228V150L227 149ZM245 148H246V150H245ZM260 148L262 149L261 151H260ZM46 149H48V150H46ZM76 149V150H75ZM88 149V150H87ZM121 151H120V150ZM125 149V150H124ZM167 149H169L168 151H166ZM172 149V150H171ZM185 149H188V150H185ZM190 149H191V151H190ZM205 149V150H204ZM209 149V150H208ZM216 149V150H215ZM223 149H225V151L223 150ZM251 149H249V150H251ZM258 149H259V152L261 153V155L262 156H259V161L257 160H255V159H253V160H255V161H253L251 158V160L253 161V162H255L256 164H257V162H258V164H257V166H258V168H257V166H256V164L254 163L253 164V162L251 161V160H249V161H251L250 163H248V164H246V169H248L249 171H247V172H250V173H253V176H251L250 177V179H249V181L252 183L253 182V184H255V186H253L252 185V187H247L249 184H251V183H249V181H247L246 182V179L245 180H243L242 178V176H246L244 173L246 172H242L243 170H241V168H242V165H244L243 163H242V165H241V162H240V164H238L239 163V161H240V158L242 157V155H243V153H244V159H245V155L247 154V155H251V154H253V152H257L258 151ZM80 152H78V151ZM83 150L84 151H86L87 150V152L88 151H92L91 153L93 154V157H92V154H91V158H93V160L89 157L90 156V152H83ZM117 150H119L118 152H117ZM124 150V151H123ZM219 150V151H218ZM222 150H223V153H221L222 152ZM243 150H245V151H243ZM28 151V152H27ZM71 151H73V152H71ZM74 151H75V153H74ZM103 151H105V152H103ZM130 151V150H129ZM161 151V152H160ZM164 151V153L166 152V155L168 154V156L170 155V157L169 158H171V159H173V160H171V159H168V156H165V154H163L162 152ZM172 151V152H171ZM197 153H196V152ZM213 153H212V152ZM221 151V152H220ZM239 151H240V154H239ZM2 152L4 153V154H2ZM6 152V153H5ZM41 152H43L42 154H41ZM82 152H83V154L84 153H87V154H85V155H83L82 154ZM93 152H95V153H93ZM100 152H101V154H100ZM103 152V153H102ZM111 154V156L108 154ZM121 152H123V153H121ZM181 152V153H180ZM193 152H195V153H193ZM198 152L199 153H202L203 155H206L207 153V155L209 156L210 154H211V157L213 158V157H215L216 158V160L214 159H210V158H207V159H209V160H211V161H209V160H206V159H203V160H201V158L198 160V161H195L194 159V162H193V160H190V154H192L193 153V155L194 156H196L195 154H198ZM205 152H207V153H205ZM209 152H210V154H209ZM216 152H217V155H216ZM218 152H219V154H220V156H223V157H220L219 158V156H218ZM225 152V153H224ZM243 152V153H242ZM67 153V155H66V157H64L65 159H67L66 161H65V159H63V156L65 155ZM69 153H70V155H72V157L71 156H69ZM96 153H97V156H96ZM106 153V154H105ZM114 153H115V151H114ZM120 153V154H119ZM132 153V152H131ZM132 153V154H133ZM141 153V154H140ZM159 153H162L165 157V159L162 157L163 155L162 154H159ZM171 153V154H170ZM176 153H177V155H176ZM190 153V154H189ZM227 153V154H226ZM264 153V152H263ZM40 154L42 155L41 157H39L40 156ZM75 154V155H74ZM122 154H124V155H122ZM155 155L154 157L152 156H150V155ZM174 154V155H173ZM180 154H182L181 156H183V157H185V158H181V156H180ZM187 154H188V156H189V158L187 157ZM202 154L200 155V156H202ZM212 154H213V156H212ZM215 154V155H214ZM224 154V155H223ZM235 154V155H234ZM236 154H239V155H236ZM61 155H63V156H61ZM78 155H80V156H78ZM82 155V156H81ZM88 155V156H87ZM103 155V156H102ZM121 155V156H120ZM143 155V156H144ZM158 155H162V156H158ZM193 155H191V159L193 158L192 156ZM206 155V156H207ZM225 155H226V157H225ZM255 155H257L256 153H255ZM259 155V154H258ZM48 156V157H47ZM68 156H69V158H68ZM84 156V157H83ZM86 156H87V159H90L89 161H90V163H89V161L87 160V162L86 161H84V160H86ZM118 156V158H121V160H123L122 162L124 163V161L130 166L131 165V167L129 168H125V166H124V172H126V171H128V170H130V171H128L127 173L128 174H126V173H122V169L121 168H119V167H121L122 165H120L119 166V163H117L116 161L118 160V158H115V157H117ZM120 156V157H119ZM124 158H123V157ZM198 156H199V154H198ZM237 156V157H236ZM254 156V155H253ZM47 157V158H46ZM102 157H104L102 160L100 159V158ZM107 157H114V158H110V160H109V158H108V161L106 160L105 161V159L107 158ZM186 157L188 158V161L186 160ZM225 157V158H224ZM239 157V158H238ZM256 157V156H255ZM1 158H3V159H1ZM58 158V159H57ZM71 158V159H70ZM80 158H82V159H80ZM85 158V159H84ZM96 159V161H95V159ZM123 158V159H122ZM140 158V159H139ZM164 160H163V159ZM180 158H181V163H178V161L180 160ZM198 158V157H197ZM203 158H205V157H203ZM218 158V159H217ZM232 158V157H231ZM24 159L26 160V161H24ZM70 159V160H69ZM78 159H79V161L81 160L83 163H81V161L79 162L78 161ZM112 159H117L116 161L114 160H112ZM153 159V160H152ZM158 159H160V160H158ZM220 159H221V161H220ZM230 159V158H229ZM236 159V160H235ZM243 159V160H244ZM58 161V160H60V161H64V162H62V163H60L59 161L57 162V164L59 165V163H60V165L61 166H59L58 167V165H57V167L58 168H56V171H53L54 172V174H53V172H51L52 170H51V168L50 167H48V164L50 165L51 164V166H53L54 167V165L52 164V163H54V161ZM101 160V161H100ZM113 161V162H116L115 163V165H112V163L111 162H109V161ZM121 160H119L120 162H121ZM144 160V162H142ZM170 161L168 164H165V163H167L168 161ZM235 160V161H234ZM246 160H248V159H246ZM3 161V162H2ZM35 162V163H33V162ZM39 161V162H38ZM104 163H103V162ZM203 161V162H202ZM218 161H219V163H221V165L224 163V165H220V164H218ZM225 161H228L229 163H227V162H225ZM79 162V163H78ZM102 162V163H101ZM107 162H109V164L111 163V166H113V168L112 167H109V168H112V171H109V169H108V166L106 165V163ZM138 162H139V164H138ZM155 162V163H154ZM157 162V163H156ZM189 164H187V163ZM203 163V165H200V163ZM215 162H217V163H215ZM243 162V161H242ZM260 162H261V164H260ZM5 163V164H4ZM28 163H30V165L28 164ZM35 164V165H33V164ZM38 163V165H36ZM85 163V165H83ZM86 163H88V164H86ZM130 163V164H129ZM137 163V164H136ZM144 163L145 164H147L148 166H147V168L144 166ZM159 163H161V164H159ZM201 163V164H202ZM207 163H209V164H207ZM212 163H214V164H212ZM247 163V162H246ZM19 164H21V166L19 165ZM76 164H81V165H76ZM91 164H92V166H91ZM104 164V165H103ZM108 164V163H107ZM121 164V163H120ZM126 164V165H127ZM156 164H158L160 167H158ZM163 164H165V165H163ZM226 164L228 165V164H230V167H227L226 166ZM251 164V165H250ZM6 165V166H5ZM14 165V166H13ZM19 165V166H18ZM117 165V166H116ZM125 165V164H124ZM162 165L164 166V168L162 167ZM191 165V166H190ZM200 165V166H199ZM212 165H213V167H212ZM216 165V166H215ZM219 165V166H218ZM240 165V169H238V166ZM248 165H250V166H248ZM254 165V166H253ZM7 166L10 168H7ZM29 166V168H27ZM119 166V167H118ZM204 166V167H203ZM237 168H236V167ZM248 166V167H247ZM253 168H252V167ZM12 167H13V169H12ZM22 167H23V169H22ZM32 167V168H31ZM48 167V168H47ZM61 167V168H60ZM75 167V168H74ZM78 167V168H77ZM90 167V168H89ZM99 167V168H98ZM116 167H118V169L116 168ZM127 167V166H126ZM225 167V168H224ZM235 167V168H234ZM250 167V168H249ZM25 168V169H24ZM27 168V169H26ZM34 168V169H33ZM95 168V169H94ZM96 168H98V171H97V169ZM100 168H102L104 171H102V170H99ZM115 168L117 169V170H115ZM138 168V169H137ZM158 168V169H157ZM162 168V169H161ZM181 168V167H180ZM184 168H186V167H184ZM211 168H212V170H211ZM258 170H257V169ZM8 169V170H7ZM30 169V170H29ZM54 169H55V167H54ZM53 169V170H54ZM58 169V170H57ZM73 169V170H72ZM93 169V170H92ZM115 171H114V170ZM145 169H146V171H145ZM155 169H157V170H155ZM189 169V170H188ZM229 169V170H228ZM13 171V173L11 172V171ZM26 170V171H25ZM28 170V171H27ZM51 170V171H50ZM76 170H78V171H80V172H77ZM81 170H83V171H85L84 172V174H86V173H88L89 171L92 173V174H90L89 173V175L87 174V176L85 177L84 175H83V171H81ZM119 170V172L121 171V175H118L119 173L118 172H116V171H118ZM143 170V171H142ZM193 170V171H192ZM216 170H217V172H216ZM233 170V171H232ZM236 170H237V172H236ZM239 170L241 171L240 173L242 174V176H241V174L239 173ZM252 170V171H251ZM16 172V174H18V175H20L19 177L20 178H25L26 177V179H25V181L26 180H28L29 181V179L27 178L28 176H30V174L32 175V176H30L29 178H33V180H31L30 179V183H25V182H22V180L16 175V174H14L15 172ZM47 171V172H46ZM73 171V174L74 173H77V174H75V178H74V176H72V172ZM87 171V172H86ZM94 171V172H93ZM95 171L97 172V173H95ZM99 171H101V173H99L98 174V172ZM108 171V172H107ZM139 171V172H138ZM176 171V172H175ZM203 171L201 172V173H203ZM214 171V172H213ZM12 173L11 175H12V177L14 176L15 177V179H13V181L12 180H10V178H12L11 177V175H9V173ZM29 172V173H28ZM38 172H39V174H38ZM53 174H51V173ZM102 172L104 173L103 174V176L101 175L102 174ZM141 172V173H140ZM163 172L161 173L160 172V174L159 175H161V174H163ZM216 172V173H215ZM257 172V173H256ZM263 172V173H262ZM82 173V174H81ZM93 173H95L94 175L95 176H99V177H95V179L94 180H92V178H93ZM130 173V174H129ZM157 173V174H156ZM225 173V174H224ZM230 173H232V175L230 174ZM256 173V174H255ZM27 174H29V175H27ZM34 174H37V175H34ZM69 174H71V176H72V178H68L67 176H69ZM107 174V175H106ZM152 173H150L149 175H151ZM213 174V175H214ZM228 174L229 175H231V178L228 176ZM235 176H234V175ZM237 174V175H236ZM255 174V175H254ZM260 174V175H259ZM17 176V178H16V176ZM38 175H40V179H39V177H37ZM81 175H83L84 177H82L81 179L80 178H78L77 179V176H81ZM104 178H102L101 176ZM109 175V176H108ZM125 175L127 176V175H130V177L128 178V177H125ZM158 175V176H159ZM184 175V176H183ZM190 175V174H189ZM188 175V176H189ZM209 175V174H208ZM226 175V176H225ZM249 175V174H248ZM247 175V176H248ZM22 176H24V177H22ZM35 176L37 177L36 179H38V180H40V182H43L44 181V186H46V187H41L42 185H41V183L40 182H38V181H36V179H34L35 178ZM53 176V177H52ZM88 176H90V177H88ZM104 176H106V177H104ZM123 177V178H121V179H124V180H121L119 177ZM135 176V175H134ZM137 176V175H136ZM136 176H135V178H136ZM152 176V175H151ZM151 176H147V177H151ZM184 178H183V177ZM217 176V179H215V177ZM228 176V178H226ZM259 177V179H258V177ZM8 177H10L9 179H8ZM63 177H65L64 179H63ZM88 177V178H87ZM92 177V178H91ZM102 179H101V178ZM138 177L136 178V179H138ZM181 177H182V179H181ZM186 177V178H185ZM233 177H235V178H233ZM242 177V178H241ZM18 178H19V180H18ZM62 178V179H61ZM84 178V180H82ZM97 178H99V180L97 181ZM118 178H119V180H118ZM127 178V180L129 181V182H126L125 181V179ZM167 178V179H166ZM204 178H206L205 179V181H207V183H203L204 182ZM210 178V177H209ZM218 178H220V181H219V179ZM234 179V182H235V179L237 180L236 182H239V184L237 185L239 188H236V184L237 183H232L231 185L233 186V188L230 186H228V187H225L224 189H223V184L224 185H226L227 186V183H228V181H229V183L230 182H232V180ZM252 178H254V179H252ZM257 178V179H256ZM46 179H48L46 182H45V180ZM62 180V182H61V180ZM70 179V180H69ZM75 179H77V181L79 182V181H81L82 183H83V185H82V183L80 184V186H82V189H83V187H84V184H87V185H89L90 187L87 189L86 187H87V185H85V187H84V189L83 190H86L87 189V191L85 192V191H83L82 189H80V190H82V191H79L78 190V188H74V186L76 185V186H78V183L77 182H75L74 180ZM86 179L88 180V181H90L91 180V184H89V182L87 183H84V181H86ZM119 181H117V180ZM148 178H146V180H147ZM183 179L186 181H183ZM212 179V178H211ZM223 179V180H222ZM248 179V178H247ZM10 180V181H9ZM16 180V181H15ZM21 180V184H20V181ZM35 180V181H34ZM101 180H103V181H101ZM142 181H140L139 180V182H144L145 181V179L144 178H142L141 179ZM151 180V179H150ZM150 180H148V181H146L147 183H149L150 182ZM161 180H162V182H161ZM190 180V179H189ZM217 180H218V182H217ZM245 181V183L244 182H241V181ZM253 180V181H252ZM255 180V181H254ZM261 180H263V181H261ZM24 181V180H23ZM72 181V182H71ZM76 183V184H73L74 182ZM96 181V182H95ZM105 181V182H104ZM115 181H116V184L115 185H117L116 187H118L119 185V183L120 184H125V186L123 185H120L119 186V188H116L115 187V185L113 184V182L115 183ZM122 181V182H121ZM224 181V182H223ZM10 182V183H9ZM32 182H34V183H36V184H32ZM38 182V183H37ZM48 182V183H47ZM60 183V185H59V183ZM67 183L68 184V182H69V184L70 185H72V186H70L69 184V187L70 188H68V189H66L67 191H66V193H64V191H63V193H60L61 191H62V189L63 188H65L66 187V185H65V183ZM93 182H95V183H93ZM124 182H126V183H124ZM171 182V181H170ZM211 184L212 183V185H210L209 183ZM215 182H217L218 184H216ZM221 182H223V183H221ZM256 182H258V183H256ZM263 182V183H262ZM8 183V184H7ZM18 183V184H17ZM22 183H24V184H22ZM58 183V184H57ZM62 183H64V185L62 184ZM228 183V184H229ZM14 184H15V186H14ZM28 184V185H27ZM30 184V185H29ZM33 186H32V185ZM49 184V185H48ZM53 184V186L55 187H53V186H51ZM98 184V185H97ZM112 184H113V186L115 187H111L112 186ZM208 184V186L209 187H205V189H204V185H207ZM245 184V185H244ZM256 184H257V186H256ZM11 185V186H10ZM25 185H27L28 187H30V188H28L27 186H25ZM34 185L35 186H39L38 188L37 187H34ZM62 185V186H61ZM67 185V186H68ZM219 185H222V186H220L219 187ZM244 187H243V186ZM258 185H261V186H258ZM9 186V187H8ZM75 186V187H76ZM80 186H78L79 188H81ZM91 186H92V188H91ZM132 186V185H131ZM214 186H216V187H214ZM7 187H8V189H7ZM54 189H53V188ZM56 187H58V188H56ZM63 187V188H62ZM113 188L114 190H116L117 189V192L119 193H117L116 191L114 192L112 189H110V192H112V193H115V194H117L115 197L113 196V195H115V194H113V195H111L112 193H109L107 190L109 189V188ZM201 187H199L200 188V190H202L201 189ZM214 189V190H217V193L219 194V195H222L221 193H220V191L223 189V190H225V191H227L226 193L227 194H225V198H224V196H223V198L224 199H222L221 197L222 196H213V197H220V199H221V201H224L225 202V207H227L228 206V204H229V206H230V208H228V211H226L227 209H223V208H219V209H222L221 211H218L213 205V207H211V206H209V204L211 203V201H209V203H207L206 202V199H204V197H203V199L205 200H201L202 199V196H200V194L202 195L203 194V192H204V190L206 191H209V193H212L214 190L212 189V188ZM219 187V188H218ZM242 187V188H241ZM259 187H263L262 189L260 188V189H258ZM16 188H17V190H18V192L16 191V197L15 196H13V195H15V193H14V191L16 190ZM18 188H20V189H18ZM28 188V189H27ZM32 188V189H31ZM35 188V189H34ZM74 188V189H73ZM91 188V189H90ZM122 188H125V189H127V190H125L124 191V189H123V191H122ZM207 188V189H206ZM216 188V189H215ZM229 188V189H228ZM244 188H247L246 190H244ZM15 189V190H14ZM70 189V190H69ZM93 189H94V191H93ZM96 189V190H95ZM131 189H133V190H131ZM165 188L161 185L160 186V188H159V190H164ZM166 189H168L167 187H166ZM194 189V188H193ZM235 190V189H237V190H239V192L241 191V193L243 192V194L246 196V193H252V194H254V192L255 193H259V197L258 196H256V194L253 196V195H251V196H248V200L249 199H251V201L253 200V203L256 205V206H253V203L251 202V201H248L247 199H245L246 200V203H245V205H241V208H240V210H243L245 207H243V206H247V202H251V204H249L247 207L249 208V210H247V211H250L251 209H253V210H251L250 212H248L249 214H253V217H256L255 215H257L256 213L258 212V211H260V212H258V215H260L259 216V218H261V220L263 221H261V222H259L260 221V219L257 221V222H259L258 223V225H260V226H263V229H262V231H261V229H260V231H259V227L257 228V231H256V234L254 235V233H255V230H256V228H255V230L254 231H252V229H250L251 231H250V235H248V232H249V226H248V224H250V223H248L247 224V226L245 225L246 223H244L243 224V226H241L242 225V223H241V219L239 220L238 218H236V217H242V215L241 214H239V212H238V210L236 209V208H238L239 206H238V204H237V200H238V203H240V202H242L241 204H243V202L245 201L244 200V198H247V197H244L241 193H240V195L238 194L239 192H237V190H235L234 191V193H232V191L233 190ZM248 189H250L251 191H249ZM258 189V190H257ZM20 190V191H19ZM23 190V191H22ZM27 190V191H26ZM31 190V191H30ZM34 190V191H33ZM52 190L54 191V196H53V193H52ZM90 190V191H89ZM112 190V191H111ZM130 190V191H129ZM218 190H219V192H218ZM222 190V191H223ZM248 190V191H247ZM37 191L39 192V193H42V195H44V194H46L45 192H47L48 191V194H46V195H49V196H46V195H44L46 198H43L42 197V195L41 194H38L37 193ZM42 191V192H41ZM60 191V192H59ZM72 192V196L69 198V197H67V192ZM74 191V192H73ZM76 191V192H75ZM78 191V192H77ZM120 191H122V192H120ZM127 191V192H126ZM194 191V190H193ZM225 191H224V193H225ZM230 191V192H229ZM245 191V192H244ZM13 192V193H12ZM20 192L22 193V194H20ZM27 192H28V194H30V195H28V196H30V197H32V198H30V197H26V198H28V200H32L33 198H34V196L37 194V196L38 195H40L42 198L41 199H45L44 200V203L43 202H40L41 201V199H38V202H36V200H35V206L37 205L38 207H39V209L37 208V207H35L34 206V203H33V207H35L34 209H35V211L36 212H33V208H31L29 211H30V213H34V215L36 214V216H39V218L38 217H34V215L32 214V216H30L31 214L28 212V211H26L29 207H31L30 205H31V203L32 202H29V201H25V200H22V198L18 201V199H17V196L18 197H20V196H23V198H24V194L23 193H25V194H27ZM57 192H59V195H61L62 196V194H63V198H64V196L65 197H67V198H65V200L63 199V198H61V196H59L58 195V193ZM94 192H95V194H94ZM123 192H125V193H123ZM191 194H189V193ZM214 192H216V191H214ZM17 193H18V195H17ZM52 193V194H51ZM74 193H75V195H74ZM80 193H81V195H83V194H85L86 195V197L88 198L89 196L92 198V202H89V200L88 199H86L85 200V198L86 197H83V196H80ZM83 193V194H82ZM87 193H88V195H87ZM89 193H90V195H89ZM188 193V194H187ZM193 193V192H192ZM204 193H206V192H204ZM217 193H216V195H217ZM236 193V194H235ZM260 193H262L261 194V196H260ZM13 194V195H12ZM59 196H57V195ZM70 194V193H69ZM68 194V196H70ZM79 194V198H78V195ZM122 194V195H121ZM133 194V195H132ZM234 194V195H233ZM12 197H10V196ZM51 195H52V197H51ZM84 195V196H85ZM109 195H110V197H109ZM121 195V196H120ZM187 195H188V197H187ZM205 195V194H204ZM209 195V194H208ZM211 195V194H210ZM224 195V194H223ZM250 195V194H249ZM258 195V194H257ZM26 196V195H25ZM74 196V197H73ZM113 198H112V197ZM183 196H184V198H183ZM240 197V199H242V197H244L242 200H240L239 199V197ZM9 197V198H8ZM74 199H73V198ZM78 198L80 201H79V203H78V199L77 200H75L76 198ZM107 197V198H106ZM208 198L210 197V196H207ZM226 197L228 198L227 200H226ZM229 197H230V199H229ZM260 197H263V199L262 198H260ZM3 198V199H2ZM17 199V200H15L14 201V199ZM35 198H39V196L38 197H36L35 196ZM34 198V199H35ZM59 198L61 199V200H59ZM174 198H176L175 196H174ZM9 199V200H10ZM25 199V198H24ZM46 199H47V201H46ZM57 199V200H56ZM70 199V200H69ZM81 199H82V201H84V202H82L81 201ZM125 199H126V201H125ZM164 199H166V196H164ZM172 199V198H171ZM27 200V199H26ZM40 200V201H39ZM42 200V201H43ZM64 202H63V201ZM69 202H67V201ZM73 200H74V202H73ZM88 200V201H87ZM136 202H135V201ZM176 200V199H175ZM197 200V201H196ZM199 200H201V202L199 201ZM209 200H211L210 198H209ZM240 200V201H239ZM244 200V201H243ZM0 201V202H1ZM6 201H4V202H6ZM61 201V202H60ZM66 201V202H65ZM71 201V202H70ZM122 201V202H121ZM204 201V202H203ZM214 201V200H213ZM3 202V203H4ZM108 202H110V203H108ZM204 203L203 205L201 204V203ZM223 202V203H224ZM229 202V203H228ZM17 203V205H18V207H21L22 206V208H23V210L24 209H26L25 211H26V213H24V215H26L27 214V212H28V214L26 215V216H24V217H22L23 215V210H21V211H19L20 209L15 205ZM26 203V204H25ZM29 203V204H28ZM57 203V204H56ZM58 203H61V204H58ZM64 203V204H63ZM72 203V204H71ZM98 205H97V204ZM105 203L107 204V209L106 210H100V209H98L99 211H100V214L98 215V216H101V213L103 214L102 216H104V217H106V220L104 219V217L101 219L102 221H100V222H103L104 224H102L100 227H98V226H96L97 224H99L98 223V221L97 220H99V218H97V213L99 212V211H97V213H93L91 210H90V208L89 207H95V205L96 206H99V207H101V209H105V207H102L103 205H105ZM216 204H217V200H216V202H215ZM222 203V202H221ZM222 203V204H223ZM260 203V204H259ZM0 204H2V202L0 203ZM5 204V205H6ZM39 204V205H38ZM44 206H43V205ZM54 204V205H53ZM56 204V205H55ZM67 204H69V207H68V205ZM95 204V205H94ZM102 204V205H101ZM133 204V205H132ZM134 204H136V205H134ZM187 204H188V202H187ZM198 204H200V205H198ZM212 204V203H211ZM210 204V205H211ZM216 204H214V205H216ZM227 204V205H226ZM13 205H15V206H13ZM20 205V206H19ZM23 205L24 206H26V208H24L23 207ZM42 205V206H41ZM46 205V206H45ZM47 205H48V207H47ZM52 205V206H51ZM80 205H81V208H80ZM91 205V206H90ZM109 205H110V207H109ZM132 206V207H128V206ZM138 205H140V206H138ZM163 205V206H164ZM220 205V204H219ZM240 205V204H239ZM11 206H12V208H11ZM54 206V207H53ZM65 206H67V207H65ZM106 206V205H105ZM122 206H124L125 207V209L123 210L122 209ZM171 206L173 207L172 209H171ZM205 206V207H204ZM208 206V207H207ZM228 206V207H229ZM13 207H17L19 210H16V209H14ZM41 207H43V210H46V212L45 211H43L42 210V208ZM45 207H47L46 209H45ZM50 207H51V209H50ZM65 207V208H64ZM126 207H128L127 209H126ZM167 207H169L171 210H173L174 209V211L175 212H172L171 213V215H169L170 214V210H169V208H167ZM218 207V206H217ZM243 207V208H242ZM254 207H256V208H254ZM261 207V209L259 210V208ZM38 209V211L40 212H38L37 211V209ZM41 208V209H40ZM203 208H202V210H200L199 209V211H203ZM248 208H246V209H248ZM6 209H8V210H6ZM47 209L49 210V211H47ZM70 209V210H69ZM213 209H215V210H212ZM233 211H232V210ZM235 209L237 210L236 212H235ZM255 209V210H254ZM256 209H258V211H256ZM263 209V210H262ZM2 210H4L5 212L3 213L2 212ZM126 210H128V214H129V211L130 212H132V211H134L135 213V215H133V217H131V218H133V219H131L130 218V215L132 214V213H130L129 215H126ZM136 210H138L139 211V214H137L136 215V213L138 212V211H136ZM229 210H230V212H229ZM32 211V212H31ZM51 211H54V212H51ZM102 211V212H101ZM126 211V212H125ZM211 211V212H210ZM226 211V212H225ZM244 211H246L245 209H244ZM244 211H243V215H244ZM246 211V212H247ZM15 212V213H14ZM18 212H20V213H18ZM38 212V213H37ZM166 212V213H167ZM208 212H210V213H208ZM217 213L218 212V214H217V216H216V214L214 215V213ZM221 212V213H220ZM232 212H235L236 213V215H235V213L233 214ZM242 212V211H241ZM262 212V213H261ZM16 213H18L19 215H17ZM55 213V214H54ZM185 212H183L182 214H184ZM186 213V214H187ZM219 213H220V215H219ZM229 215H228V214ZM40 214H44V216H45V214H47L46 216H45V218H44V216L42 215V217H41V221H40ZM51 214H53L52 216H56V217H54L56 220H57V223H55L56 224V226L58 225L59 227H56L55 226V224H54V222H55V220H54V218L53 217H51ZM83 214V215H82ZM177 214V215H176ZM180 215H181V213H179ZM201 214H203V216L204 217H202V215ZM226 214V215H225ZM247 214V213H246ZM255 214V215H254ZM48 215H50V216H48ZM126 216V218H123V220L122 221H124L123 223H121L119 220V218H121L122 219V217H125ZM173 215V216H172ZM175 215H176V217H175ZM209 217H208V216ZM224 215L226 216V217H224ZM233 215V216H232ZM235 215V216H234ZM262 215V216H261ZM8 216V217H7ZM15 216V217H14ZM29 216V217H28ZM48 216V217H47ZM132 216V215H131ZM136 216H138V218H136ZM148 216V217H147ZM171 216V217H170ZM184 216V215H183ZM213 216H215L217 219H215V217L213 218V219H215L214 221H212L213 219H212V217ZM228 216V217H227ZM229 216H232L233 218H231V219H229ZM21 217V218H20ZM64 217V218H63ZM128 217L130 218L129 220H133V221H131V223L133 222L134 223V225L132 224V225H130V223H127L128 221L127 220H124V219H128ZM172 217L174 218L172 221H174L173 223H172V221H171V219H172ZM191 217V218H190ZM194 217V218H193ZM222 217H224V219L225 220H221L222 219ZM258 217V216H257ZM34 218H36V219H34ZM48 218H50V222H48ZM62 218L64 219V220H66V221H62ZM110 218V219H109ZM115 218V219H114ZM169 218H171V219H169ZM190 218V219H189ZM198 218V219H197ZM199 218L200 219H205V218H207V219H205L204 221L203 220H199ZM212 220H211V219ZM20 219H22V220H20ZM37 219H39V221L37 220ZM47 219V220H46ZM54 220V222H53V220ZM60 219V220H59ZM135 219V220H134ZM138 219V220H137ZM148 219H150L149 220V223H147V221H148ZM195 219V220H194ZM232 219H234V220H232ZM15 220V221H14ZM112 220H115V221H112ZM140 220V221H139ZM146 221V222H143V221ZM178 220V221H177ZM183 220H185V221H183ZM191 220V224H192V222L194 223V224H197V223H199V224H197L198 225V228H199V226L200 227H202L201 229L199 228L198 229V231L196 232V233H198V235L193 231L192 232V230H194L195 229V227L194 226H192L190 223H189V221ZM197 220V221H196ZM200 222H199V221ZM232 220V221H231ZM256 220V219H255ZM18 221V222H17ZM19 221H20V223H19ZM22 221V222H21ZM27 221V220H26ZM33 221H35V222H33ZM47 221V222H46ZM121 223L120 225H119V222ZM127 221V222H126ZM163 221V222H164ZM168 221V222H167ZM175 221H176V223H175ZM209 221H211L210 222V224H208V226H206V225H204V223H209ZM229 222L228 224H227V222ZM233 221H237V222H233ZM253 221H254V219H253ZM33 222V223H32ZM61 222V223H60ZM63 222V223H62ZM68 222V223H67ZM78 222V223H77ZM115 222H118V225L119 226H117L118 228H119V230H117L116 229V227H115V225H117V223L115 224ZM130 222V221H129ZM137 222H138V224H137ZM141 222V223H140ZM164 222V223H165ZM183 222H186V223H189L190 225V228L187 230V228L189 227V226H187V227H184V225L185 224H183V226L181 225V226H179L180 227V229H182V230H184L185 231V237L187 238V239H191L190 241L188 240V244L186 245L187 247H188V245H189V242L190 243H194V244H192L193 246H191V247H188L190 250H186V249H183V247L182 248H177V251L178 250H186V252L184 253V251L182 252H177L176 251V253H175V251L174 250H176V248H175V246H178V244H177V242H176V237L175 236H177V231H179V233H180V229H179V227H176V226H178V224L179 223H183ZM204 222V223H203ZM215 222V223H214ZM219 224H217V223ZM221 224H220V223ZM257 222H255V224L257 225ZM8 223V224H7ZM21 223H23V224H21ZM40 223H42V224H40ZM64 223H66V224H64ZM73 223H74V225H73ZM128 225H127V224ZM175 223V224H174ZM178 223V224H177ZM212 223V224H211ZM234 223H239V226H238V224L236 225V227H235V224ZM253 223V222H252ZM5 224V225H4ZM61 225V227H60V225ZM69 224H70V226L72 227H70L69 226ZM75 224H76V226H75ZM79 224V225H78ZM82 224V225H81ZM101 224V223H100ZM99 224V225H100ZM122 224H125V226H127V227H124V225L122 226V228H121V230H123V229H125V228H127L128 229V227H130V226H132L133 228H134V226H138V228H137V226H136V230L135 229H133V228H131L132 230H134L133 232H132V230L131 229H128L129 230V232H132L131 234L128 232V230L127 229H125L126 230V232H124V231H122L121 233H123L124 232V235L123 234H121L120 232H119V235L117 234L118 232H115V231H121L120 230V227H121V225ZM166 224H164V225H162V228L164 229L165 228V225ZM232 224V225H231ZM254 224V223H253ZM263 224V225H262ZM63 225H66V226H69L68 228H66V226H63ZM94 225V226H93ZM144 225V226H143ZM180 225V224H179ZM197 225H195V226H197ZM209 225H210V227H212V226H217V228H218V230H217V228L216 229H213V234L215 235V238H216V240H210L211 242L210 243H208V242H206L207 243V245H205L204 243V245L202 244V246H204V247H202L201 248V251H202V253L200 252V246H201V244L199 245V243H202V241H201V239H203V238H205V237H208V236H210V235H208V236H205V237H202V236H204V235H206V234H212V233H205V231H207V230H209V229H211L210 227H209ZM234 225V226H233ZM26 226V227H27ZM63 226V227H62ZM77 226H78V228H77ZM79 226H81V227H79ZM152 228H151V227ZM192 226V227H191ZM208 227V229H204V227ZM215 226V227H216ZM222 226H224L225 228H224V230H225V232L223 231V229H222ZM243 227L244 228V230H246V231H244L243 229H242V231H240L241 230V228H239V227ZM250 226H251V224H250ZM25 227V228H26ZM53 227H54V229H53ZM103 227V228H102ZM124 227V228H123ZM171 227V228H170ZM221 228V230H220V228ZM229 227H231V229L232 228H234L233 230H229V229H227V231H226V228H229ZM245 227H247V228H245ZM253 227H254V225H253ZM257 227V226H256ZM4 228H6V230L4 229ZM21 228V229H20ZM24 228V227H23ZM52 228V229H51ZM75 228V229H74ZM79 228H80V230H79ZM92 228H94V229H92ZM99 228H101V230L103 231L104 230V232L102 233V232H99V233H101L102 235L104 234V233H107V235H105L104 237H102V235H101V237H96V236H99L98 234H96L95 232H96V230H98L99 231ZM140 228V229H141ZM173 228V229H172ZM197 228V227H196ZM214 228V227H213ZM236 228V229H235ZM250 228H252V226L250 227ZM73 229V230H72ZM77 229V230H76ZM90 229V230H89ZM91 229H92V231H91ZM139 229V231L141 232V230L143 231V229H141L140 230ZM151 229V230H150ZM168 229H165V230H168ZM178 229V230H177ZM248 229V230H247ZM79 230V231H78ZM100 230V231H101ZM190 230V231H189ZM196 230V229H195ZM203 230V231H202ZM235 230V231H234ZM237 230V231H236ZM46 231V232H45ZM49 232V234L50 233H52L51 235H46V233H48ZM53 231V232H54ZM67 231V232H66ZM78 231V232H81V233H76V232ZM106 231V232H105ZM143 231V232H144ZM183 231V232H184ZM187 231V232H186ZM199 231H201V233H203V234H200L199 235ZM211 231V230H210ZM220 231V232H219ZM230 231V232H229ZM232 231H234V232H232ZM240 231V233H236V232H239ZM21 232V231H20ZM88 232H90V233H88ZM163 232H164V230H163ZM172 232H173V235H172ZM182 232V231H181ZM190 232V233H189ZM212 232V231H211ZM227 232V233H226ZM233 233V237H232V233ZM244 232V233H243ZM257 232H259V234H260V232H262L261 233V235H258V233ZM58 233H61V231L59 232L58 231ZM74 233H75V235H76V238L74 237ZM88 233V234H87ZM92 233V234H91ZM115 233H116V235H118L117 237H116V235H115ZM147 233V234H148ZM177 233V234H176ZM193 233V234H192ZM219 233V234H218ZM222 233V234H221ZM230 233V234H229ZM242 233V234H241ZM246 233V234H245ZM251 233H252V235L254 236L253 238H252V240L251 239H249L250 237H251ZM4 236H3V235ZM5 234H8L7 236L5 235ZM84 234V235H83ZM96 234V235H95ZM127 234V235H126ZM148 234V235H149ZM194 234H196L197 236H198V240L197 239H195V237L197 238V236H195ZM224 234L227 236H224ZM234 234H235V236H234ZM236 234L237 235H239L240 236V238H239V236H236ZM244 234H245V236H244ZM44 235H46V237H44ZM53 235V236H52ZM78 235H79V237H78ZM85 235H86V238H85ZM120 235H122L123 237H120ZM178 235H180V234H178ZM189 235V236H188ZM192 235V236H191ZM231 235V236H230ZM241 235H243V236H241ZM6 236V237H5ZM29 236V237H28ZM42 236V238H40V237ZM48 236H50V237H48ZM71 238H70V237ZM94 236L95 238H97V239H95L94 237V239L93 240H91V238ZM108 236V237H107ZM128 236H131V237H133V238H131V237H129L128 239H130V240H127L126 238L128 237ZM173 236V237H172ZM212 236V238H214V236L213 235H211ZM211 236H210V238H211ZM217 236V237H216ZM220 236V237H219ZM223 236H224V238H223ZM250 236V237H249ZM5 239H4V238ZM8 237V238H7ZM37 237H39L38 239H37ZM110 237V238H109ZM126 237V238H125ZM219 237V238H218ZM229 237H231V238H229ZM236 237H237V239H236ZM244 239H242V238ZM257 237V238H256ZM259 237V238H258ZM6 238L8 239V240H6ZM13 238V237H12ZM11 238V239H12ZM84 238V239H83ZM87 238H88V240H87ZM117 238V239H116ZM123 238H125V239H123ZM176 238V239H175ZM199 238H201V239H199ZM209 238V237H208ZM209 238V239H210ZM214 238V239H215ZM220 238H222V239H220ZM229 238V239H228ZM238 238H239V240H238ZM247 238V239H246ZM10 239V240H11ZM24 239H26V241H24ZM78 241L79 239H82V240H87V242H86V240H85V243L84 242H82V241H79V242H81L82 244H79V242L77 243V241ZM116 239V240H115ZM123 239V240H122ZM171 239V240H170ZM174 241H173V240ZM205 239H207V238H205ZM227 241H226V240ZM230 239H231V242L233 241V242H238L239 244H241V246L242 247H240V245L238 244V243H234L233 244V242L231 243L230 242ZM240 239L242 240L241 242H240ZM259 239V240H258ZM261 239V240H260ZM4 240V241H3ZM9 240V241H10ZM22 240V239H21ZM50 240H49V242H50ZM75 240V241H74ZM89 240H91V241H89ZM200 240V241H199ZM248 242V243H246V245L244 244L246 241ZM249 240H251L250 242H249ZM254 240V241H253ZM262 240H263V242H262ZM1 241H0V243H1ZM9 241L8 242H6V243H9ZM13 240H11V243H9V245H12L10 248H12L13 249V242H12ZM37 241V243H34V242H36ZM89 241V242H88ZM93 241V242H92ZM113 241V242H112ZM118 241V242H117ZM120 241V242H121ZM173 241V242H172ZM192 241H194V242H192ZM199 241V242H198ZM219 242V244H218V242ZM228 241L230 242L229 244H228ZM258 241V242H257ZM48 242V243H49ZM60 242V241H59ZM58 242V243H59ZM106 242H107V244H106ZM117 242V243H116ZM124 242H126V243H124ZM167 242L170 244V247H168L169 245H167ZM174 242H176V243H174ZM258 243V245H257V243ZM3 243V244H4ZM37 244V245H32V244ZM41 243V242H40ZM39 243V244H40ZM48 243H46L45 245L42 243V246L44 245V247L48 244ZM51 243H49V244H51ZM90 243V244H89ZM117 244V245H115V244ZM133 243H135V244H133ZM212 243H214L213 245H212ZM217 245H216V244ZM222 243V244H221ZM255 243V244H254ZM17 244H14L16 247H18L19 245H17ZM77 244V245H76ZM85 244V245H84ZM110 244H114V245H110ZM125 244V245H124ZM127 244H128V246H127ZM133 244V245H132ZM172 244H174V246L172 245ZM209 244H211V245H209ZM231 244V245H230ZM233 244V245H232ZM238 244V245H237ZM249 244V245H248ZM253 244H254V246H253ZM5 246H6V244H4ZM4 245H2V246H4ZM9 245L7 244V246L9 247ZM32 245V246H31ZM54 245H52V246H54ZM59 245V244H58ZM57 245V246H58ZM71 245H73V244H71ZM70 245V246H71ZM87 245V246H86ZM107 245H110V246H107ZM191 245V244H190ZM189 245V246H190ZM215 245V246H214ZM235 245V246H234ZM254 247H252V246ZM263 245V246H262ZM2 246L0 245V253L3 255V257H0L1 259V261H0V264L1 263H3L2 262V260H6L5 262H7V264H9V262L7 261V260H11V259H13V260H15L16 261V259L17 258H15L14 259V256H15V253L17 254V257H20L22 254H19L20 252H22V249L20 248V246H19V249L18 248H16L15 249V247H14V249H15V252L13 253V252H11L12 251V249H11V251H9L8 253H7V251L4 249L3 250V248H2ZM34 246V248L35 249H30V250H28L30 253H28V255L26 254L27 252V249L28 248H32ZM51 246V247H52ZM124 246H126L127 248H128V250H126L125 248L126 247H124ZM185 246V248H187ZM211 246H212V248H211ZM218 246V247H217ZM229 248V249H227V247ZM232 246V247H231ZM234 246V247H233ZM258 246V247H257ZM259 246H261L260 248H259ZM7 247V248H8ZM44 247H42V249H41V254L39 253V255H37L38 257L37 258H33L32 259V261L30 260V262L28 261L29 260V258L27 259V261L25 260V258L24 259H22V260H24L27 264H41V263H43V264H63V263H68L69 261H67V260H69V259H71L70 257H69V255H67L66 256V253H64L65 255H63L62 257H63V259H62V257H59L58 258V255L59 254H63V250L60 252V250L58 251V253L59 254H57V260H55V263H53L52 261H54V260H52L51 262L49 261V260H47L46 258H47V256L45 255V252H43V254H42V251H45L46 250V248L47 247H45V250H43L44 249ZM58 247H60V246H58ZM57 247V248H58ZM77 247V248H76ZM104 247V248H103ZM133 247H134V249H133ZM136 247H138V249H136ZM140 247V248H139ZM209 249H211V250H209ZM217 247V248H216ZM235 247H236V249H235ZM243 247H244V249H243ZM6 248V247H5ZM10 248H8L9 250H10ZM96 248V249H95ZM107 248V249H106ZM174 248V249H173ZM191 248H192V250H191ZM193 248H194V250H193ZM237 248H238V250H237ZM84 249V250H85ZM122 249V250H121ZM123 249H125L124 251H123ZM160 249V250H159ZM165 249H167V253H165L166 252V250ZM170 249V250H169ZM215 249V250H214ZM216 249H218V250H216ZM254 249H256V251L258 250V253L260 252L261 254H258L257 256L255 255V254H253V252L255 251ZM261 249H262V251H261ZM1 250H3V251H1ZM17 250V251H16ZM34 250V251H33ZM36 250V251H35ZM96 250V251H95ZM129 250L131 251V252H129ZM141 250H142V248H141ZM195 250H198V252L197 251H195ZM204 250V251H203ZM241 250L243 251V252H241ZM254 250V251H253ZM19 251V252H18ZM32 251H33V253H32ZM126 251H128V253H126ZM136 251V253H135V255H134V252ZM162 251H163V253H162ZM171 251V255H170V257H172V260H171V258H169V256H168V254H170V253H168V252H170ZM207 251L209 252V254H208V257H207V255H206V253H207ZM245 251V252H244ZM251 251V252H250ZM255 251V252H256ZM4 252V253H3ZM18 252V253H17ZM37 252V253H36ZM83 252H85V253H87L85 256L83 255ZM116 252H117V254H121V255H119V256H122V255H124L123 253H125V257L123 258V262H121L122 261V259H120L121 257H119L117 254H116ZM121 252H123V253H121ZM139 254H138V253ZM191 252V253H192ZM247 252V253H246ZM7 255H6V254ZM57 253V252H56ZM55 253V254H56ZM94 253V255H96ZM114 253V254H113ZM140 253H141V256L143 257V258H145L146 260H144L142 257H140ZM172 253H173V255H172ZM190 253V254H191ZM195 253H197L196 255H195ZM244 253V254H243ZM252 253V254H251ZM18 254H19V256H18ZM26 254V256H24ZM29 254H31V256H29ZM61 254V255H62ZM101 254V253H100ZM100 254L96 257L97 259L96 260H98L97 262H99L100 261V259H102L103 260V255H101L100 256ZM137 254H138V256H137ZM161 254H162V256H161ZM163 254H164V256H163ZM179 254V255H178ZM183 254H185V255H183ZM210 254H213V256L211 257V255ZM240 254V255H239ZM243 255V257H242V255ZM251 254V255H250ZM256 254H257V252H256ZM1 255V256H2ZM167 255V256H166ZM176 255H178V259H177V257H175ZM181 255V256H180ZM199 255H200V257H199ZM238 255L240 256V257H238ZM245 255V256H244ZM246 255H247V257H246ZM261 257H260V256ZM12 256H13V258H12ZM42 256V257H41ZM46 256V257H45ZM86 257V256H88V258L90 257V259L88 260V258H83V257ZM116 256V257H115ZM136 258H135V257ZM160 256V257H159ZM185 256H187L188 257V259L189 260H187V258H184ZM194 256H196V257H194ZM254 256V257H253ZM255 256H256V258H258V262L257 261H254V258H255ZM11 257V258H10ZM16 257V256H15ZM22 257H20V258H22ZM36 257V256H35ZM39 257H41V258H43V259H41L42 261H40V259H39V261H37L38 260V258ZM66 257V259H64ZM92 257L94 258V256L92 255ZM109 257V258H108ZM112 257V258H111ZM139 259H138V258ZM167 257H168V259H167ZM175 257V258H174ZM214 257H215V260H214ZM216 257H218V259H216ZM2 258H4V259H2ZM54 258H56V257H54ZM81 258H82V260L83 261H81ZM120 259L121 261H119L118 262V260H117V262H115V260L116 259ZM140 258H142V260H140ZM153 258H155L154 260H153ZM159 258H161L160 260H159ZM182 258L184 259V261H182ZM210 260H209V259ZM19 259V258H18ZM17 259V260H18ZM45 259V260H44ZM61 259V260H60ZM107 259H104L103 261L101 260V262H99V263H101V264H103V262H105V260L107 261ZM111 259V260H110ZM125 259H127V260H125ZM134 259V260H133ZM135 259H136V261H135ZM151 259V260H150ZM173 259H175V260H173ZM181 261H180V260ZM187 260V262H186V260ZM20 260V259H19ZM22 260H20V263L21 264H26L25 262L24 263H22ZM36 260V261H35ZM93 260V259H92ZM112 260H114L113 261V263H112ZM141 262H140V261ZM144 260V262L142 263V261ZM153 260V261H152ZM169 260V261H168ZM214 260V261H213ZM255 260H257V259H255ZM12 261V260H11ZM10 261V262H11ZM12 261L11 263L12 264H14V263H16V264H18V261ZM34 261V262H33ZM48 261V262H47ZM57 261V262H56ZM63 261H65V262H63ZM125 261V262H124ZM146 261H147V263H146ZM148 261H149V263H148ZM152 261V262H151ZM171 261V262H170ZM180 261V262H179ZM191 261V260H190ZM4 262V263H5ZM14 262V263H13ZM76 262V261H75ZM75 262L72 260V263L71 264H75ZM89 262V263H88ZM134 262V263H133ZM169 262V263H168ZM183 262V263H182ZM196 262V263H195ZM205 262V263H206ZM3 263V264H4ZM70 263H68V264H70ZM98 263V264H99ZM108 263H106V264H108ZM128 263H126V264H128ZM206 263V264H207ZM6 264V263H5ZM215 264V263H214Z\"/></svg>","mask_w":264,"mask_h":264},{"label":"bare ground","instance_id":"bare-ground-1","mask_svg":"<svg viewBox=\"0 0 264 264\" xmlns=\"http://www.w3.org/2000/svg\"><path fill=\"white\" fill-rule=\"evenodd\" d=\"M2 1H3V0H2ZM2 1H0V2H1V3H4V2H5V1H4V2H2ZM6 1L9 2V1H11V0H6ZM12 1H13V0H12ZM21 1H22V0H21ZM26 1H27V0H25V2H26ZM33 1H34V0H33ZM38 1L40 2V0H38ZM51 1H53V0H51ZM51 1H50V4H49V0H48V4H49V5L52 4ZM79 1H80V0H79ZM91 1H93V0H91ZM129 1H130V0H129ZM135 1H136V0H135ZM135 1H134V2H135ZM155 1H156V0H155ZM155 1H154V2H155ZM160 1H161V0H160ZM184 1H185V3L188 2L187 0H184ZM184 1L181 0L182 3H183ZM186 1H187V2H186ZM189 1H191V0H189ZM208 1H209V0H208ZM216 1H217L218 3L220 2V4H221V1H222V0H221V1L216 0ZM233 1H234V0H233ZM233 1H232V2H233ZM235 1H237V0H235ZM235 1H234V3H235ZM242 1H243V0H242ZM249 1H250V0H249ZM263 1H264V0H263ZM17 2H18V1H17ZM17 2H16V3H17ZM25 2H21V4H22V3L24 4ZM36 2H37V1H36ZM39 2H37V4H38ZM41 2H42V1H41ZM44 2H47V1L44 0ZM55 2H57L58 5H56V4H54V3H53V5H54V6L56 5V6H58V7H57V8H56V7H53V8L58 9L59 7L62 6V5L60 6V4H61L62 2H58L57 0H56ZM80 2H81V1H80ZM85 2H86V1H85ZM85 2L82 1V3H84V5H85ZM87 2H88V1H87ZM127 2H128V0H127ZM127 2H126V3H127ZM131 2H132V0H131ZM151 2H153V1H151ZM151 2H150V5L153 4V3L151 4ZM170 2H173V0L170 1ZM179 2H180V1H178V3H179ZM213 2H214V4L218 5V4L215 2V0L210 1V3H212V4H213ZM238 2H239V1H238ZM240 2H241V1H240ZM253 2H254V1H253ZM16 3H15V4H16ZM32 3H33V2H32ZM32 3H30V4L32 5ZM42 3H43V2H42ZM42 3H41V4H42ZM59 3H60V4H59ZM82 3H80V4L78 3V4L80 5V6H78V7L83 8L84 5H81ZM89 3L91 4V2H89ZM136 3H137V1H136ZM141 3H142V2H141ZM166 3H167V2H166ZM174 3H175V2H174ZM182 3H181V4H182ZM188 3H189V2H188ZM188 3H187V4H188ZM200 3H201V2H200ZM210 3H209V2H208V3L206 2L205 4L210 5ZM222 3H223V2H222ZM224 3H226V2L224 1ZM236 3H237V2H236ZM246 3H247V2H246ZM246 3L244 2V4H246ZM249 3H250V2H249ZM249 3H248V4H249ZM12 4H14V3H12ZM23 4H22V5H23ZM28 4H29V1H28ZM28 4H27V2H26V4H24V5H26V6H23V7H28V6H29ZM43 4H44V3H43ZM62 4H63V5H67L66 0H65V3H64V1H63ZM72 4H73V3H72ZM90 4H88V5L86 4L85 7H84L83 9H88V8L90 7V9H89L90 12H93L94 10H97V9H98V11H99V8H98V7H100V5H99L97 8H94V7L91 8L92 4H91V5H90ZM162 4H164V5H163L164 7L162 6ZM187 4H186V5H187ZM198 4H199V3H198ZM202 4H203V3H202ZM212 4H211V6H212ZM244 4H243V2H242V5H244ZM258 4H259V2H258ZM261 4H263V3H262V0H261ZM39 5H40V3H39L37 6H39ZM125 5H126V4H125ZM128 5H129V2H128ZM150 5H148V8H149ZM159 5H160V7L158 6V9H159L158 11H159L161 14H163L164 12H163L162 10H160V9H161L162 7H163V9H165V6H166V5H165V2H164V3L162 2V3H160ZM168 5H169V4H168ZM224 5H225V4H224ZM224 5H218V6H219V7H220V6L222 7V6H224ZM227 5H229V3H228ZM227 5H225L224 8H226V9L229 10V8H231V7H228ZM238 5H239V4H238ZM246 5H247V4H246ZM246 5H245V6H246ZM252 5H253V4H252ZM3 6H4V5H2L1 9H3ZM14 6H15V5H14ZM14 6H10V7H11V10L14 9V8H12V7H14ZM32 6H34V5H32ZM32 6H31V7H32ZM35 6H36V5H35ZM35 6H34V7H35ZM40 6H41V5H40ZM40 6H39V10L42 8V6H41V7H40ZM67 6H68V5H67ZM67 6H66V7H67ZM72 6H73V5H72ZM76 6H77V5H76ZM81 6H82V7H81ZM135 6H136V5H135ZM179 6H180V5H179ZM181 6L184 7V3H183ZM181 6H180V7H181ZM191 6H192V5H191ZM226 6H227L228 8H227ZM258 6H259V5H258ZM263 6H264V5H263ZM29 7H30V6H29ZM29 7H28V10L31 11L32 8H31V7L29 8ZM43 7H47V4H44ZM62 7H64V6H62ZM139 7H140V6H139ZM151 7H153V5H152ZM151 7H150V8H151ZM183 7H182V8H183ZM187 7L190 8V6H187ZM194 7H195V6H193L192 8H194ZM196 7H197V6H196ZM196 7H195V11H194L192 8H190V10H193V12H191L192 14L189 13V12H188L189 9H188V11H187V8H185V7H184L185 9L182 10V11H185V13L188 12V14H185L184 12H181V9H182V8H179V9H180V12L182 13V14H181V13H179V14H181V15H184V14H185V15H187V18H188V17L190 18V15H193L194 13H197L196 11H198V10H196V9H197L198 7H197V8H196ZM199 7H200V4H199ZM206 7H207V6H206ZM213 7H215V5H213ZM216 7H217V6H216ZM219 7H217V8H219ZM18 8H19L18 13H19V11L21 10V9H20L21 7L19 6ZM36 8H38V7H35V10H33V12H34V11L36 12ZM64 8H65V7H64ZM64 8H63V9H64ZM68 8H69V7H68ZM68 8H67V9L65 8L64 10H65V11L67 10L68 12H69V11H70V12L72 11V12H71L72 15H71L70 13L66 14L65 12H63L64 10H63L62 8H60L61 10L58 9L59 12H62V13L64 14V15H63L64 17H66V15H70V16H72V17H69V19H68V16H67L66 18H64V19H63L62 17H59V21H61V22H59V23H62V20L65 21V19H67V21L69 22V20L73 18V15L76 13V11L72 10L71 8H70V10H68ZM80 8H78V9H80ZM102 8H103V7H101L100 10H103V9L105 10V8H103V9H102ZM108 8H109V7H108ZM135 8H136V7H135ZM167 8H169V7H167ZM217 8H216V9H217ZM222 8H223V7H222ZM5 9H6V8H5ZM48 9H49V8H48ZM50 9H52V8H50ZM78 9H76V10H78ZM83 9H82V10H83ZM91 9H94V10L92 11ZM177 9H178V8H177ZM198 9H199V8H198ZM254 9H255V8H254ZM257 9H258V8H257ZM261 9H263V8H261ZM14 10H15V9H14ZM22 10H23V9H22ZM22 10H21L20 13H19L20 15H22V13H21ZM26 10H27V8H26ZM26 10L24 9L25 12H26ZM37 10H38V9H37ZM43 10H44V8H43ZM80 10H81V9H80ZM146 10H147V7H146ZM148 10H149V9H148ZM154 10L156 11V9H154ZM200 10L203 11L202 8H201ZM219 10H220L219 12H221V9H219ZM224 10H225V9H224ZM228 10H226V14H227L228 12H230V10L232 11V9H230L229 11H228ZM236 10H237V9H236ZM238 10H239V8H238ZM251 10H253V9L251 8ZM0 11H2V10H0ZM24 11H23V14L25 13ZM47 11L50 12L49 10H47ZM47 11H46V9H45V11H43V12L45 13V12H47ZM52 11H53V10H52ZM55 11L57 12V10H55ZM73 11L75 12L74 14H73ZM98 11H97V12H98ZM165 11H166V9H165ZM186 11H187V12H186ZM205 11H206V14L209 12V11H207V10H205ZM210 11H211V12H210L211 16L214 15L213 13H215V15H214L215 18L212 16V18H214L213 20H215V22L210 20V21L213 22V23H212V24H209V25H210L209 27L211 28V27L213 26L214 23H216V24L218 25V27H217V25L214 24L213 27L216 26V27H215L216 29L213 28L214 30L212 29V30H210V32H215V31H216L215 33H217L218 36H219L220 34H224V33H222L221 31H220L221 33H220V32H217V31L220 30L219 27H220L221 25L219 26V23L222 24V22H220V21H221L223 18H225V17L222 16V19H221V20H218V19H220V18L217 19L216 15H217L218 17H220V15L217 14V13H218L217 10H216V11L214 10V12H213V11L210 9ZM222 11H223V10H222ZM233 11L235 12V15H236V13H238V14L236 15V17H238V15H240V17H242V18H236V17H234V15H233V18H232V19H233L234 21H235L236 19H238V20H239V19L242 20V19L244 18V17H243V16H244V15H243L244 13H243L242 16H241L240 12L235 11V9H234ZM243 11H244V10H243ZM3 12H4V11H3ZM38 12H39V11H38ZM38 12H37V13H38ZM40 12H41L40 14H41L42 17H43L44 13L42 12V9L40 10ZM59 12H57V14H58ZM77 12H78V11H77ZM86 12H87V11H86ZM86 12L84 11V13H86ZM99 12H101V11H99ZM107 12H108V11H107ZM141 12H142V11H141ZM141 12H140V13H141ZM146 12H147V11H146ZM146 12H145V13L143 12V14L146 15L147 18H146L145 20L147 21V20H148V16H147ZM152 12H154V11H152ZM159 12H158V13H159ZM198 12H199V11H198ZM212 12H213V13H212ZM216 12H217V13H216ZM223 12H224V11H223ZM241 12H242V11H241ZM31 13H32V12H31ZM42 13H43V14H42ZM104 13H105V12H104ZM140 13H139V14H140ZM155 13L157 14V12H155ZM155 13H154V14H155ZM165 13H166V12H165ZM199 13H200V12H199ZM199 13L195 14V16L197 15L198 19L202 16L203 12L200 13L201 15H200ZM232 13H233V12H232ZM232 13H231V14H232ZM246 13H248V12L246 11ZM11 14H12V12H11ZM15 14H16V13H14V16H16ZM32 14H33V16H35V17H34V20H35V18L37 19V17H36L37 15L34 14V13H32ZM32 14H29V12H28L27 14L25 13L24 16L26 15L27 18L29 17V20H31L30 18L32 17ZM40 14H39V15H40ZM65 14H66V15H65ZM76 14H79V12L76 13ZM76 14H75V16L77 17ZM86 14H87V15L89 16V18H90L91 15H89V13H86ZM86 14H85V15H86ZM94 14H95V12H94ZM96 14H97V13H96ZM106 14H107V13H106ZM106 14H105V15H106ZM109 14H110V15H113V14H111V13H109ZM154 14H153V18H154ZM198 14H199V15H198ZM206 14H205V16H206ZM208 14H209V13H208ZM228 14H229V13H228ZM231 14H230V15H231ZM7 15H8V13H7ZM28 15H29V16H28ZM30 15H31V16H30ZM49 15H50V16H51V15L53 16V12H52V14H51V13L48 14V17H47V18L49 19V21H51V20L54 21L53 19L49 18ZM58 15L61 16L60 13H59ZM140 15H141V14H140ZM175 15L177 16L178 13L176 12ZM185 15H184V16H185ZM230 15H226V16H229L228 18H230ZM247 15H248V14H247ZM14 16H13V14H12V17H14ZM26 16H25V17H26ZM44 16H45V15H44ZM46 16H47V15H46ZM55 16H57V15H54V17H52V18L55 19V18H56ZM83 16H84V15H82V17H83ZM88 16H87V17H88ZM94 16H95V15H94ZM142 16H143V15H142ZM157 16H158V14H157ZM157 16H155V17H157ZM176 16H175V17H176ZM179 16H180V15H178V17H177L178 20H179V19H183L182 16H180V17H179ZM195 16H194V17H195ZM248 16H249V15H248ZM7 17H11V15H10V16L8 15ZM7 17H6V18H7ZM20 17H21V16H20ZM20 17H19V18L17 17L16 20L18 21V19H21ZM76 17H74V18L76 19ZM78 17L81 18V15L78 16ZM104 17H105V16H104ZM163 17H164V16H163ZM163 17H162V18H163ZM191 17H192V16H191ZM207 17H208V16H207ZM245 17H246V16H245ZM0 18H2V17H0ZM3 18H4V17H3ZM27 18H26V19H27ZM43 18H44V17H43ZM47 18H46V19H47ZM60 18H62V20H60ZM74 18H73V20H74ZM83 18H84V17H83ZM89 18H88V19H89ZM95 18H97V17H95ZM95 18L93 17L94 20H95ZM151 18H152V17H151ZM187 18L184 17V20L187 19ZM189 18H188V19H189ZM195 18H196V17H195ZM201 18H203V17H201ZM209 18H211V17L209 16ZM209 18H207V19H209ZM212 18H211V19H212ZM226 18H227V17H226ZM234 18H236V19H234ZM22 19H25V18L22 17ZM32 19H33V18H32ZM39 19H40V18H39ZM50 19H51V20H50ZM88 19L86 20V19L84 18V20H82V21H85V22L87 23V22H88ZM97 19L99 20L100 18H97ZM97 19H96V20H97ZM139 19H140V18H138L137 20L139 21ZM141 19H142V18H141ZM159 19H160V18H159ZM193 19H194V18H193ZM193 19L191 18L192 21H193ZM203 19H205V18H203ZM230 19H231V18H230ZM230 19H229V20H230ZM232 19H231V20H232ZM5 20H6V19H5ZM13 20L15 21L14 18H12V20H11V21L9 20V21L12 22ZM29 20H28V21H25V22H28V23H29ZM43 20H45V19H43ZM73 20H70L71 25H73V24H72V23L74 22ZM79 20H80V19H79ZM102 20H103V19H101L100 21H102ZM114 20L116 21V19H114ZM114 20H113V21H114ZM123 20H124V19H123ZM123 20H122V21H123ZM126 20H127V19H126ZM134 20H135V19H134ZM134 20H132V21H134ZM137 20H135V21H137ZM153 20H154V19H153ZM153 20H152V21H153ZM162 20H163V19H162ZM162 20H161V22L163 23ZM164 20H166V19L164 18ZM175 20H176V18H175ZM178 20H176V22H178ZM191 20L189 19L190 22H191ZM195 20L198 21V23H199V20H197V18H196ZM200 20H201V19H200ZM217 20H218L219 22H218ZM224 20H225V19H223V21H224ZM233 20H232V21H233ZM238 20H237V21H238ZM240 20H239V22H240ZM245 20H246V19H245ZM245 20H244L243 22H245ZM9 21H8V20L6 21L7 24H8V23L10 24ZM17 21H16V22H17ZM21 21H22V20H21ZM21 21H20V22H21ZM23 21H24V20H23ZM23 21H22L21 23H20V22H19V23L22 24ZM45 21H46V20H45ZM72 21H73V22H72ZM77 21H78V19H77ZM104 21H106V20H104ZM122 21H121V22H122ZM138 21H137V23H140V22H138ZM149 21H150V20H149ZM157 21H158V19H157ZM181 21H182V22L187 21V23L189 22L188 20H185V21L181 20ZM201 21H202V20H201ZM201 21H200V23H201V24L203 23V25H205V24H204L205 21H204V22H201ZM206 21H207V22H206V25H207V23H208L209 20H206ZM210 21H209V23H211ZM237 21H236V22H237ZM249 21H250V20H249ZM6 22H4V23H6ZM25 22H24V24H28V23H25ZM41 22H42V21H41ZM41 22L38 23V25L40 24L41 26L44 27V25L41 24ZM68 22H67V23L64 22V23H62V24H64V25H65V24H66V25H67V24L70 25V22H69V23H68ZM118 22H119V20H118ZM130 22H131V21H130ZM158 22H159V21H158ZM176 22H175V23H176ZM179 22H180V21H179ZM193 22H195V21H193ZM226 22L229 24L230 21L228 22V19H227ZM239 22H238V23H239ZM243 22H242V23H243ZM0 23H1V21H0ZM12 23H13V22H12ZM19 23H18V25H19ZM33 23H34V21H33ZM36 23H37V22H36ZM36 23H35V25H32V23L30 22V25H32V26H28V25H27V26L30 28V27L36 26ZM42 23H44V22H42ZM49 23H51V22H46L44 28H46V26L49 25ZM82 23H84V22H82ZM86 23H84V25H85ZM97 23H98V22H96V24H97ZM102 23H103V21L101 22V25H102ZM106 23H107V22H106ZM106 23H105V24L103 23V25H106ZM113 23H114V22H113ZM141 23H142V22H141ZM145 23H146V22H145ZM148 23H149V22L147 21V24H148ZM150 23H151V22H150ZM166 23H167V26H168L169 23H168V22H166ZM191 23H192V22H191ZM191 23H188V24H190V26H191ZM195 23H196L197 25L200 24V23L198 24L197 22H195ZM227 23H226V25H228ZM242 23L240 24L241 26H242ZM9 24H8V25H9ZM14 24H16V23H14ZM78 24H79V23H78ZM96 24H95V25H96ZM99 24H100V23H99ZM99 24H98V26L96 25V26H95V29H93V30L96 31L97 27H99ZM107 24H108V23H107ZM147 24H146V25H147ZM151 24H152V23H151ZM164 24H165V23H164ZM170 24H171V22H170ZM178 24H179V23H177V26H178ZM181 24H182V23H180V25H181ZM185 24H186V22L184 23V25H185ZM188 24H187V26H188ZM230 24H231V22H230ZM230 24H229V28H231V32H232V30H233L232 27L235 26V24H234V25L232 24V26H230ZM236 24H237V23H236ZM0 25H5V26H6L5 28H8V26H7L6 24H3V22H2V24H0ZM40 25H39V26H40ZM54 25H55V24H54ZM54 25H53V27H54ZM66 25H65V26H66ZM68 25H67V26H68ZM103 25H102V26H103ZM211 25H212V26H211ZM223 25L225 26V21L223 22L222 26H223ZM263 25H264V23H263ZM9 26H10V25H9ZM13 26H14V25H13ZM20 26H21V25H20ZM27 26H26V27H27ZM41 26H40V29H42V31H43L44 29H43ZM56 26H57V25H56ZM67 26H66V27H67ZM82 26H83V24H82ZM89 26H90V25H89ZM110 26H111V25H109V27H110ZM119 26H120V25H119ZM141 26H142V24L140 25V27H139V25H137V30H136L135 25L132 26V27L135 28L134 31L136 30L135 32H136L137 34H139L140 32L145 31V30L147 29L146 26H145L144 24H143L142 27H141ZM144 26H145V27H144ZM150 26H152V25H150ZM181 26H182V25H181ZM193 26H196V25L194 24ZM200 26H201V25H200ZM200 26H199V27L196 26V27H194V29L198 27V28H197V30H198L199 28H201ZM222 26H221V27H222ZM238 26H239V25H238ZM238 26L236 25L235 28H237ZM246 26H247V25H246ZM1 27H4V26H0V29H1V30H0V31H1L0 34L2 33V30H5V31H6L5 28L2 29ZM14 27H15V26H14ZM28 27H27L25 30H27ZM36 27H37V26H36ZM49 27H50V25H49ZM49 27L46 28V29L49 30V29L52 27V24H51V27H50V28H49ZM61 27L63 28L64 26H61ZM61 27H60V28H61ZM70 27H71V26H68V29H70ZM73 27H74V25H73ZM103 27H104V26H103ZM109 27H108V28H109ZM112 27L114 28V26H112ZM120 27H122V26H120ZM132 27H131V28H132ZM147 27H149V25H148ZM161 27H162V26H161ZM163 27H166V25H164ZM170 27H171V26H170ZM185 27H186V25H185ZM202 27H203V26H202ZM205 27H206V26L203 27L204 29L202 28V29H199V30H206ZM207 27H208V25H207ZM209 27H208V28H209ZM58 28H59V27H58ZM60 28H59V29H60ZM81 28H82V27H81ZM113 28H112V29H113ZM133 28H132V30H133ZM138 28H139V30H138ZM141 28H143V29L146 28V29L143 30V29H141ZM150 28H151V27H150ZM158 28H159V27H158ZM167 28H168L169 30L171 29V28H169V26H168ZM167 28H166V29H167ZM178 28H180V27L178 26ZM182 28H184V27H182ZM188 28L191 29L190 27H188ZM188 28H187V29H188ZM229 28H228V26H227V27L225 26V29H226L227 31L229 30ZM235 28H234V32H232V33H234V34H235V32H236V31H235ZM246 28H247V27H246ZM20 29H22V28H18V30H20ZM30 29H31V28H30ZM30 29H29V30H30ZM32 29H33V28H32ZM65 29H66V28H65ZM65 29H63V31H65ZM91 29H92V27H91ZM98 29H101V27H99ZM103 29H104V28H103ZM118 29H119V28H118ZM148 29H149V28H148ZM164 29H165V28H164ZM166 29H165V30H166ZM168 29H167V30H168ZM174 29H175V28H174ZM180 29H181V28H180ZM217 29H218V30H217ZM237 29H239V31H240V29H242V27H240V28L238 27ZM260 29H261V27H260ZM262 29H263V28H262ZM18 30H17V29H13V31H14L15 33H16V31H18ZM35 30L37 31V28H35ZM47 30H45V31H47ZM60 30H61V29H60ZM66 30H67V29H66ZM74 30H76V29H74ZM77 30H78V29H77ZM93 30H91V32H93ZM105 30L107 31V27H105ZM108 30H109V29H108ZM113 30H115V28H114ZM124 30H125V29H124ZM126 30H127V29H126ZM155 30H156V29H155ZM185 30H186V29H184V30L181 29L180 31H182V34H183V33H184L183 31H185ZM197 30H193V29H192V32H195V31H197ZM199 30H198V31H199ZM221 30H222V29H221ZM226 30L223 29L222 31L227 32ZM242 30H243V29H242ZM244 30H246V29L244 28ZM40 31H41V30H40ZM79 31H80V30H79ZM82 31H83V30H82ZM97 31H98V33H100V32H99L100 30H97ZM101 31H102V30H101ZM186 31H188V32L190 31V32H191V30H186ZM186 31H185V34H187ZM198 31H197V32H198ZM3 32H4V31H3ZM8 32H9V33H8ZM10 32L12 33L11 30H8V31H7L8 36H10V35H9ZM19 32H20V31H19ZM25 32H26V31H25ZM91 32H90V33H91ZM111 32H112V31H111ZM116 32H118V31H116ZM124 32H125V31H124ZM124 32H123V33H124ZM132 32H133V31H132ZM138 32H139V33H138ZM145 32L147 33L148 30L145 31ZM153 32H155V31H153ZM157 32H158V31H157ZM165 32H167V31H165ZM178 32H179V31H178ZM190 32H189V33H190ZM197 32H195L196 34L194 33V34H195V37H196V36L198 37V35H202V34H203V37L205 36L204 33H201V32H203V31H201V32L199 31V32H198V33H199L198 35H197ZM210 32L207 31V33H210ZM245 32H246V31H245ZM262 32H264V31H262ZM15 33H14V35H16L18 32H17L16 34H15ZM22 33H23V29H22ZM36 33H37V32H35V34H36ZM42 33H43L42 35H44L45 32H42ZM61 33H64V32H61ZM94 33H95V32H94ZM94 33H93V35H94ZM96 33H97V32H96ZM98 33H97V34H98ZM105 33H106V32H105ZM107 33H109V32H107ZM136 33L133 32L132 34H131V33H129V34H131L132 36L134 35V36L136 37V35H137ZM149 33H151V32H149ZM161 33H162V32H161ZM163 33H164V32H163ZM167 33H168V32H167ZM189 33H188V35H189ZM229 33H230V32H229ZM240 33H241V32H239V35H240ZM12 34H13V33H12ZM20 34H21V32H20ZM26 34H27V33H26ZM26 34H24V35L27 37ZM55 34H56V33H55ZM71 34H73V33H71ZM71 34H66L67 36H66V35H65V36H66V37H70ZM75 34H77V32H76ZM87 34H88V33H87ZM97 34H96V36L94 35L95 38H97ZM125 34H126L125 36H127V37L130 36L129 34H127V32H125ZM135 34H136V35H135ZM147 34H148V33H147ZM159 34H160V33H159ZM159 34H158V35H159ZM180 34H181V33H180ZM185 34H183V35H185ZM190 34H192V33H190ZM213 34H214V33H213ZM213 34H211V33L209 34V35H211V38L213 37V36H212ZM227 34H228V33H225V34H224V35H225L224 39H225V38H226V39H225V40H222V43L224 44V42H225V45H226V42H231L232 39H233V37L231 36L232 39H231V41H230V39H229L230 37H226ZM236 34H237V32H236ZM244 34H245V33H244ZM22 35H23V34H22ZM22 35H21V36H22ZM32 35L34 36V33H33ZM52 35H53V34H52ZM68 35H69V36H68ZM73 35H74V34H73ZM90 35H92V34H90ZM93 35H92V36H93ZM98 35H99V34H98ZM114 35H116V34H114ZM120 35H122V34H119V36H120ZM123 35H124V34H123ZM123 35H122V36H123ZM152 35H153V34H152ZM154 35H155V34H154ZM158 35H157V36H158ZM163 35H164V34H162L160 38H162ZM170 35H171V34H170ZM192 35H193V34H192ZM206 35H207V38H206V39L209 40V39H210V37L208 38L209 35H208V34H206ZM224 35H223V36H224ZM229 35H230V34H229ZM242 35H243V34H242ZM242 35L238 36V34H237L236 37H235L236 40H237L239 37H241V38L243 39ZM6 36H7V35H6ZM8 36H7V38H8ZM25 36H22V37H25ZM30 36H31V34H30ZM30 36H28V37H30ZM37 36H38V37L41 36V33H40V35L37 34ZM47 36H48V35H47ZM60 36H61V35H60ZM74 36H75V35H74ZM78 36H79V35H76V37H78ZM100 36H101V34H100ZM103 36H104V35H103ZM103 36H102V37H103ZM105 36H106V38H107L108 35L106 34ZM111 36H112V35H111ZM117 36H118V34H117ZM117 36H113V37H114V38H115V37L117 38ZM119 36H118V38H119ZM132 36H130V37H132ZM157 36H156V37H157ZM166 36H167V35H166ZM190 36H191V35H190ZM193 36H194V35H193ZM193 36H192L191 38H193ZM221 36H222V35H221ZM221 36H220V38H221ZM237 36H238V37H237ZM14 37L16 38L17 36H14ZM14 37H13V38H14ZM26 37H25V38H26ZM35 37H36V35H35ZM48 37H49V36H48ZM98 37H99V36H98ZM108 37L111 38L110 35H109ZM127 37H126V38H127ZM135 37H134V38H135ZM139 37H141V36H140V35H137V38H139ZM142 37H145V35L142 36ZM146 37H147V35H146ZM149 37L152 38L153 36H152V37L149 36ZM154 37H155V36H154ZM178 37H179V36H178ZM183 37H184V36H183ZM186 37H187V36H186ZM186 37H184V38H186ZM195 37H194V38H195ZM197 37H196V38H197ZM203 37L199 36L198 38H199V39H200V38L204 39ZM214 37L216 38L217 36L214 35ZM214 37H213V39H215ZM247 37H248V36H247ZM0 38H1V37H0ZM15 38H14V39H15ZM46 38H47V37H45V39H46ZM62 38H63V37H62ZM74 38H75V37H74ZM83 38H84V37H83ZM120 38H121V37H120ZM122 38H123V37H122ZM128 38H129V37H128ZM180 38H181V37H180ZM217 38H218L217 41L219 40V42H218V44H219V43L221 42V40H220L219 37H217ZM5 39H6V38H5ZM9 39H10V37H9ZM9 39H7V40H9ZM11 39H12V35H11ZM14 39H13V41H12L11 44H10L11 47L13 46L12 44L15 43V40H14ZM17 39L20 40L19 38H16V41H17ZM23 39H24V38H23ZM29 39H30V38H29ZM72 39H73V38L71 37L70 40L72 41ZM75 39H78V40L80 41V38H75ZM75 39H73V42H74ZM221 39H222V38H221ZM227 39H228L229 41H228ZM7 40H6V41H7ZM78 40H76V41H78ZM211 40H212V39H211ZM215 40H216V39H215ZM233 40H235V39H233ZM236 40L233 41V43H232L233 45H238V44H236V43H237ZM239 40H240V38H239ZM244 40H245V39L242 40V41H243L242 45L245 43ZM1 41H4V39H0V42H1ZM24 41H25V43L27 42V45H30L29 43H33L35 40H31V42H29L30 40L28 41V39L26 38V40L24 39ZM32 41H33V42H32ZM53 41H54V40H53ZM76 41H75V43H77ZM79 41H78V43H79ZM82 41H83V39H82ZM82 41H80V44H81V43L83 44ZM190 41H191V40H189V42H190ZM198 41H199V40H198ZM217 41H215V42H217ZM223 41H224V42H223ZM237 41H238V40H237ZM242 41L240 40V43H241ZM8 42H9V41H7L6 44H7ZM17 42L19 43V41H17ZM20 42H21V41H20ZM28 42H29V43H28ZM43 42H45V41H42V43H43ZM47 42H48V41H47ZM47 42H45V43L47 44ZM167 42H169V41H167ZM204 42L206 43V41L203 40V43H204ZM207 42L210 43V41H207ZM234 42H236V43H234ZM250 42H251V41H250ZM18 43H17V44H18ZM34 43H35V42H34ZM34 43H33V44H34ZM53 43H54V42H51V44L49 43V44L52 46V48H51V46H50L49 48H48V47H46V48H48V50H50V49L52 50L53 47H54V45H59V44H60V43H59V44H58V43H54V45H52ZM170 43H171V42H170ZM191 43H192V42H191ZM194 43H198V42H197V41L195 42V40H194ZM199 43H200V44H198V46L200 45L201 47H202L203 45H207V43H206V44H205V43H204V44L201 43V39H200ZM211 43H212V42H211ZM211 43H210V44H211ZM213 43H214V41H213ZM222 43H221V44H222ZM247 43H248V42H246V43L243 45V46H245V48H246V44H247ZM253 43H254V42H253ZM6 44H4V46H6ZM15 44H16V43H15ZM19 44L22 46L21 43H19ZM36 44H37V42H36ZM82 44H81V45H82ZM201 44H202V45H201ZM210 44H209V45H210ZM215 44H216V43H215ZM218 44H216L217 46L215 45L216 48L219 47ZM38 45H41V43L39 42ZM193 45H194V44H192V47H190V48H192L191 51H190V48H189L188 46H187L188 49L184 46V48H183V52L185 53L186 49H187L190 53L192 52L193 49L196 50V48H197L198 46H196V44H195L194 46H196V48H193ZM225 45H221V46H225ZM242 45H238V46H240V47H239V50L243 49V47H241ZM252 45H253V44H252ZM1 46H2V45H1ZM7 46H8V45H7ZM10 46H8V48H6V49H7V53L10 54V55H12V54H11V51L14 50V49L12 48L11 51H8V49L10 48ZM30 46L33 47V45H30ZM44 46H45V45H44ZM47 46H48V44H47ZM60 46H61V45H60ZM60 46H59V47H60ZM62 46H63V45H62ZM84 46H85V45H84ZM84 46H83V49H84ZM88 46L91 47V45H89V44H88ZM189 46H190V45H189ZM212 46H213V45H212ZM212 46H211V47H212ZM238 46H237V48H236V46H235L234 49H233V48H232V49H233V50H235V49L237 50V49H238ZM254 46H255V45H254ZM256 46H257V45H256ZM258 46H259V45H258ZM24 47H25V46H24ZM55 47H56V46H55ZM55 47H54V48H55ZM57 47H58V46H57ZM57 47H56V48H57ZM66 47H68V45H67ZM86 47H87V46H86ZM182 47H183V46H182ZM201 47H198V48H201ZM204 47H205V48H204ZM208 47H210V46H203V48L206 49V50L209 49ZM215 47H212L213 50H214ZM259 47H260V46H259ZM41 48H42V45H41ZM46 48L44 49L43 53H47V52L45 51ZM56 48H55V49H56ZM69 48H71V47H69ZM69 48L66 49V50H65V49H62V50H63V51L65 50L64 52H66V53L69 52L68 54H70V55H69L70 58L74 59V58H75L74 56H76V58H80V57H81L80 60H82L83 56H84V57H87V56H85L86 54H85V53L83 54L82 52H81V53H82L83 56L80 55V57H79V55H78L79 53L75 52V50L78 51V52H80L81 49L78 50L79 48H78V49L76 48V49L73 50V51L76 53L75 55H71L72 51L70 52V49H69ZM212 48H211V49H212ZM216 48H215V49H216ZM240 48H241V49H240ZM254 48H258V47H254ZM15 49H16V52H17L18 47H16V45H15ZM24 49H25V48H24ZM24 49H23V52L26 50V49H25V50H24ZM55 49L52 50L53 52H51V50H50V53H49V51H48V53H49V54H51V53H52V54H53V53H57V52H55V51H56ZM72 49H73V48H71V50H72ZM88 49H89V48H88ZM246 49H252V47L249 45V47L247 46ZM57 50H58V48H57ZM68 50H69V51H68ZM90 50H91V49H90ZM180 50H181V49H180ZM180 50H179V54L183 56L184 54L182 53V50H181V51H180ZM184 50H185V51H184ZM195 50H193V51L196 53L198 49H197L196 51H195ZM200 50H201V49H200ZM202 50H203V49H202ZM206 50H205V51H206ZM209 50H210V49H209ZM229 50H230V49H229ZM239 50H238V53H237L236 51H235V52L233 51L234 54L237 53V55H238V56H237V55H236V56L234 55L235 58L237 57L235 61L240 60L239 58H242V59H243L244 56L247 55V54H245V53H246L245 51H243V52H245V53L242 54V52H239ZM255 50H256V49H255ZM255 50H252V51H253V52H256L255 55L258 56V52L255 51ZM258 50H259V49H258ZM30 51H31V50H30ZM67 51H68V52H67ZM81 51H82V50H81ZM87 51H88V50H87V48H86V52H87ZM205 51H204V50L201 51L200 54H201V55H202V54L204 55V52H205ZM248 51H249V50H248ZM248 51H247V52H248ZM259 51H261V50H259ZM262 51H263V50H262ZM1 52H3V51H1ZM13 52H14V51H13ZM13 52H12V53H13ZM31 52H33V56L36 55V53H35L34 51H31ZM88 52H89V51H88ZM88 52H87V53H88ZM186 52H187V51H186ZM194 52H193L194 57H195V55H197V58H195V60L198 59V58H200V60L202 61L203 58L205 57V56H204V57L202 56L203 58L199 57V55H200V54H199V51H198V54H199V55H198V54H195ZM210 52H211V51H210ZM230 52H232V51H229L228 56H229L230 54L232 55V53H233V52H232V53H230ZM253 52H252V54H253ZM7 53H6V54H7ZM14 53H15V52H14ZM34 53H35V54H34ZM207 53H209V51H207ZM207 53L205 52V54H207ZM239 53H240V56H239ZM2 54H5V53H2ZM8 54H7V55H8ZM15 54H16V53H15ZM28 54H29V56H31V55H30V52L27 53V56H28ZM31 54H32V53H31ZM73 54H74V53H73ZM193 54H192V55L189 54V57L192 58V57H193ZM241 54L244 55V56H242ZM252 54L249 53V55H252ZM259 54H260V53H259ZM25 55H26V54H25ZM77 55H78V57H77ZM180 55H178V56H180ZM201 55H200V56H201ZM231 55H230V56H231ZM249 55H248V56H249ZM184 56L186 57L187 55H184ZM191 56H192V57H191ZM253 56H254V54H253ZM253 56H252V57H253ZM257 56H256V57H257ZM73 57H74V58H73ZM254 57H255V56H254ZM254 57L252 58V60L255 59ZM258 57H259V56H258ZM206 58H207V57H206ZM245 58H246V57H245ZM186 59H187V58H186ZM192 59H194V58H192ZM204 59H205V58H204ZM262 59H263V57H262ZM262 59H261V60H262ZM180 60H181V61H182V60L184 61V59H180ZM190 60H191V59H190ZM190 60H189V61H190ZM195 60H193V61H195ZM200 60H196V63H197L198 61L200 62V63L198 62L199 65H200V64L202 65V63L206 61V59H205V61L203 60V62H201ZM211 60H212L211 62H214V61H215L214 59H211ZM261 60H260V61H261ZM187 61H188V60H187ZM191 61H192V60H191ZM243 61H244V59H243ZM243 61L241 60V62H243ZM184 62H185V61H184ZM184 62H183V63H184ZM253 62H254V61H253ZM258 62H259V60H258ZM258 62H257V63H258ZM185 63H186V62H185ZM185 63H184V64H185ZM210 64H211V63H210ZM210 64H208V65L210 66ZM259 64H260V63H259ZM259 64H258V65H259ZM213 65H214V64H213ZM252 65H253V64H252ZM250 66H251V65H250ZM255 66H256V69H257V65H256V64H255ZM255 66H254V67H255ZM211 67H212V66H211ZM259 67H260V66H259ZM238 68H239V67H238ZM250 68H251V67H250ZM81 69H82V68H81ZM208 69H209V67H207V69H205L204 72L201 71V70H199V72H198L199 74H198V75H201V74H204V75H205L206 70H207V71L211 70V69H209V70H208ZM247 69H248V68H247ZM252 69H253V68H252ZM258 69H259V68H258ZM260 70H261V68H260ZM260 70H258V72H257V70H256L257 74L259 73ZM81 71H83V72H80V73H81V76H82V73L85 74V73H84L85 70L82 69ZM101 71H102V70H101ZM101 71H98V72L101 73ZM103 71L106 72V70H103ZM247 71H249V70H247ZM252 71H254V70H252ZM85 72H86V71H85ZM90 72H91V70H90ZM105 72H104V74H105ZM201 72H203V73H201ZM261 72L263 73L262 70L260 71V73H261ZM86 73H87V75L89 76L88 70H87ZM192 73L195 74L194 72H192ZM192 73L189 72V74H190V76L188 75L189 79H188V77H186L187 75L185 76V77L189 80V81H188L189 83L192 82V80H194L193 78H191L192 80L190 79L191 76H194ZM207 73H208V72H207ZM209 73H213L212 70L209 71ZM245 73H246V72H245ZM91 74H92V72H91ZM111 74H112V73H111ZM254 74H255V73H254ZM97 75L99 76L98 73H97ZM100 75H101V74H100ZM105 75H108V74H105ZM109 75H110V72H109ZM204 75H203V76H204ZM207 75H208V74H207ZM241 75H243V74H241ZM246 75H247V74H246ZM251 75H253V73H252ZM262 75L264 76V73H263ZM81 76H80V77H81ZM201 76H202V75H201ZM208 76H209V75H208ZM208 76L205 75V77H206L207 79L210 78V76H209V77H208ZM243 76H244V75H243ZM255 76H256V75H253L252 77L255 78ZM258 76H259V75H258ZM258 76H257V77H258ZM93 77H94V76H92L91 78L93 79ZM101 77H102V75H101ZM119 77L122 78L121 76H119ZM199 77H200V76H199ZM257 77H256V79H257ZM74 78H75V77H74ZM87 78H88V77H87ZM97 78H98V77H96V82H97ZM105 78L107 79V77H105ZM116 78H117V77H116ZM186 78H185V80H186ZM261 78H262V77H261ZM263 78H264V77H263ZM263 78H262V79H263ZM81 79H82V78H81ZM94 79H95V78H94ZM94 79H93V80H94ZM98 79H99V78H98ZM123 79H125V78H123ZM252 79H253V78H252ZM256 79H255V80H251V79H249V80L253 81L255 87L257 86V88H258V87H260V86H258V85L260 84V82H262V81L264 82V80H262V79L259 78L260 80H258V81H260V82L258 83V81H256ZM69 80H70V79H69ZM88 80H89V79H88ZM107 80H110V79L108 78ZM107 80H106V81H107ZM116 80H117V81H118V80L120 81V79H118V78L115 79V80H114V78H113V80H112V82H114V84H112L113 86L115 85V81H116ZM185 80H183L184 82H183L182 80H181L182 82H180L182 85H183V83H184V86H185V82H186ZM197 80H198V79H197ZM197 80H196V81H197ZM82 81L84 82L85 80L83 79ZM82 81H81V82H82ZM123 81H125V80H123ZM128 81H129V80H127V84L130 83V82H128ZM137 81H138V80H137ZM144 81H146V80L144 79ZM148 81H152V80H149V79H148L146 82L148 83ZM199 81L201 82L200 79H199ZM255 81H256V82H255ZM86 82H87V79H86ZM90 82H91V81H90ZM102 82H104V81L102 80ZM108 82H109V81H108ZM112 82H110V83H112ZM146 82H144V83H146ZM194 82H195V80H194ZM194 82H192V84H194ZM97 83L100 84L99 82H97ZM97 83H96V84H97ZM117 83H118V82H117ZM186 83H187V82H186ZM257 83H258V84H257ZM124 84H125V83H124ZM220 84H221V82H220ZM256 84H257V85H256ZM261 84H263V83H261ZM261 84H260V85H261ZM116 85H117V84H116ZM139 85H140V84H139ZM217 85L219 86V84H217ZM221 85H222V84H221ZM221 85H220V87H221ZM245 85H246V84H245ZM87 86H88V85H87ZM96 86H97V85H96ZM113 86H112L111 90L113 91V89H114V91H113V92H110V94H111V96H112L110 99H112V98L114 97V95H115V97H114L115 100H114V98H113V101L115 102L116 99L118 98L116 102H119L118 100H121L122 96H121L120 99H119L118 96L123 95V94H124V91H121L122 93H120V91H116V92H119L120 95H118V93L115 92V90H117V89H116L115 87L113 88ZM130 86H132V84H131ZM134 86H135V85H134ZM140 86H141V85H140ZM140 86H139V88H140ZM148 86H149V89H152V86L147 85V87H148ZM186 86H189V84H186ZM249 86H250V85H249ZM263 86H264V85H263ZM263 86L261 85V87H263ZM101 87H102V86H101ZM104 87H105V86H104ZM118 87H119V83H118ZM122 87H124V86H122ZM141 87H142V86H141ZM147 87H146V88H147ZM153 87H154V86H153ZM174 87L176 88L177 86H174ZM178 87H179V86H178ZM182 87H183V86H182ZM225 87H226V86H225ZM255 87L252 86V89L254 88V91H255L256 93H252V94H250V95H253V94H254V95L256 96V94L259 95V93H261V94H260V96H261L262 93H263V92H261V91H264V88H262L263 90L261 89V91L259 92L258 89H260V88L256 89ZM86 88L89 89L90 87H89V88L86 87ZM105 88H106V87H105ZM120 88H121V86H120ZM136 88H138V87L136 86ZM157 88H159V86H158ZM172 88H173V87H172ZM204 88H205V87H204ZM209 88L212 89L213 87H212V88L209 87ZM209 88H206V89H204V90H203L202 88H201V89H202V90L204 91V93H205V92L207 91V89H209ZM226 88H227V87H226ZM231 88H232V87H231ZM231 88H229V89H230V90H234V89H231ZM234 88H235V87H234ZM239 88H240V87H239ZM245 88H246V87L244 86V91L246 90ZM1 89H2V88H1ZM5 89L7 90L8 87L5 88ZM109 89H110V88H109ZM147 89H148V88H147ZM149 89L147 90V91H149V92H152L153 90H155V89H153V90L151 91V90H149ZM178 89L181 90L182 88H181V89L178 88ZM183 89L185 90L184 87H183ZM183 89L181 90L182 93H184V92H183V91H184ZM198 89H199V88H198ZM235 89H236V88H235ZM255 89H256V90H255ZM2 90H3V89H2ZM2 90H1V91H2ZM23 90H24V88H23ZM94 90H97V89L95 88ZM101 90H102V89H100V91H101ZM107 90H108V89H107ZM107 90L104 91V88H103V90L101 91V92L104 91V92L102 93V94H104L103 96H105V94L108 95V92H109L110 90H108V92H106ZM137 90H138V89H137ZM159 90H160V89H159ZM176 90H177V89H176ZM189 90H190V89H189ZM237 90H238V88H237ZM1 91H0V92H1ZM4 91H5V90H4ZM4 91H3V93H5V92H6V94L8 93L7 91H5V92H4ZM131 91H133V90L130 89V93H131ZM143 91H145V90L143 89ZM147 91H145V93H146ZM169 91H170V90H169ZM185 91H186V90H185ZM187 91H188V90H187ZM187 91H186V92H187ZM191 91H192V90H191ZM203 91H202V92H203ZM215 91H216V90H215ZM215 91H214V95L216 96V94H215L216 92H215ZM217 91H218V90H217ZM244 91H243V92H244ZM248 91H251V90H249V88H248ZM155 92H156V91H154V93H155ZM192 92H193V91H192ZM221 92H222V90H221ZM221 92L218 91L219 96H220V93H221ZM234 92H239V91H233V92L231 93V95H232V94H235V96H236V93H234ZM240 92H241V91H240ZM240 92H239L238 96L236 97L238 100H239L241 97H243V95H242V96L240 95ZM251 92H253V91H251ZM258 92H259V93H258ZM1 93H2V92H1ZM3 93H2V94H3ZM88 93H89V91H88ZM97 93H98L99 96H100V93H99L98 90H97ZM115 93H116V94H115ZM127 93H128V92H127ZM127 93H125V94L123 95V98H124V96H125V99H126V94H127ZM130 93L127 94V95H130ZM141 93H142V92H141ZM147 93H148V92H147ZM152 93H153V92H152ZM187 93H188V92H187ZM189 93H191V92L189 91ZM189 93H188V94H189ZM194 93H195V91H194ZM194 93L192 94V96H190V95L187 94V96L185 97V100L182 99L181 101H185V103L189 102L190 104H191L192 101H196V99H193ZM225 93L227 94V90H225ZM245 93H246V92H245ZM247 93H250V92H247ZM6 94H5V95H6ZM8 94H9V93H8ZM102 94H101V95H102ZM110 94H109V95H110ZM131 94H132V93H131ZM143 94H144V93L141 94V97H142ZM177 94H178V90H177ZM179 94H180V93H179ZM197 94H198V93L195 94L194 98H195V97L197 98V96H196ZM223 94H224V92H223ZM223 94H221V98H223V100L225 101L224 98H225L226 96L229 97V94H227V95H225V96L222 97ZM3 95H4V94H3ZM27 95H28V94H27ZM29 95H30V94H29ZM107 95H106L105 97H107ZM117 95H118V96H117ZM134 95H136V94L134 93ZM239 95H240L241 97H239ZM250 95H247V96H250ZM254 95H253V97H255ZM258 95H257V96H258ZM88 96H89V94H88ZM91 96H92V94H91ZM116 96H117V98H116ZM145 96H146V94H145ZM173 96H174V95H173ZM173 96H171V98H174V97H175V96H174V97H173ZM184 96H185V94H184ZM244 96H245V95H244ZM260 96H258V97H260ZM0 97H1V94H0ZM48 97H49V96H48ZM50 97H51V96H50ZM105 97H104V98H105ZM108 97H110V96H108ZM133 97H134V96L132 95L131 98H133ZM138 97H139V96H138ZM141 97H139V98H141ZM178 97H179V96H178ZM190 97H191V98H190ZM199 97L201 98L200 95H199ZM199 97H198V98H199ZM202 97H204V95H203ZM245 97H246V96H245ZM250 97H251V96H250ZM258 97H257V98H258ZM262 97H263V95H262ZM4 98H6V96L3 97L2 99H4ZM87 98H88V100H89V99L91 100V97H90V98L87 97ZM101 98H102V97H101ZM123 98H122V100L124 101L125 99H123ZM129 98H130V96H129ZM129 98H128V99H129ZM134 98H135V97H134ZM186 98H187L188 100H189V99H190V100L186 102V100H187ZM205 98L208 99L207 102H206V100H205L206 104H207L208 102L210 103V100H213V99H212L213 97H212L211 99L208 98V97H205ZM221 98H220V99H221ZM236 98L233 99V96H230V101H231V99H233V100H237ZM247 98H248V97H247ZM247 98H246V99H247ZM257 98H256V99H257ZM6 99H8V97H7ZM93 99H94V94H93V98H92V101H93L92 103H93V104H96L95 99H94V100H93ZM98 99H99V98H98ZM105 99H106V98H105ZM105 99H102V100H105ZM128 99H127V100H128ZM179 99H180V98H179ZM192 99H193V100H192ZM209 99H210V100H209ZM214 99H215V97H214ZM220 99H219V97H218V100H217V101H219ZM227 99H228V98H227ZM227 99H226V101H227ZM248 99H249V98H248ZM251 99H252V97H251ZM4 100H5V99H4ZM90 100H89V101H90ZM127 100H125V101H127ZM135 100H136V99H135ZM145 100H146V99H145ZM171 100H172V99H171ZM191 100H192V101H191ZM198 100L200 101V99H198ZM228 100H229V99H228ZM233 100H232V101H233ZM240 100L242 101L243 99L241 98ZM257 100H258V99H257ZM7 101H9L10 104H13L12 101H11L12 103L10 102V98H9V100H7ZM22 101H23V100H22ZM89 101H87L88 103H85V104H84L85 106H83V104H82V105H81V106H82L81 108L84 109V107H85V108H87V107H91V106H92V105H91L92 103H90ZM94 101H95V103H94ZM98 101H100V100H98ZM107 101H108V100H107ZM107 101H106L105 103H108ZM123 101H120V102H123ZM128 101H131V99H129ZM128 101L126 102L127 105H128ZM133 101H134V100H133ZM140 101L142 102V100H140ZM150 101H151V100H150ZM226 101H225V102H226ZM230 101H228V102H226V103H227L228 105L230 104L229 106H230V108H232V111H233V110H234V111H238V110H239V107L242 108L243 103H247V102H244V100H243V103H241V101H239V102L241 103L242 106H241V105H240V106H236L238 110H235V109H233L234 107H231V106H235V104H232V105H231L232 101H231V102H230ZM251 101H252V100H251ZM254 101H256V100H254ZM254 101H253V102H254ZM3 102H4V101H3ZM26 102H29V101H26ZM103 102H104V101H102V104H103ZM120 102H119L118 104L116 103L117 105L113 103V106L116 107V106H118L119 104L121 105ZM135 102H136V101H135ZM144 102H145V101H143V103H144ZM148 102H149V101H148ZM158 102H160V101H158ZM174 102H175V101H174ZM197 102H198V101H197ZM202 102H203V101H202ZM202 102H201V103H202ZM220 102H221V101H220ZM229 102H230V103H229ZM248 102H250V101H248ZM261 102H263V101L261 100ZM261 102H260V99H259L258 102H257V105H258V103L261 104ZM20 103H21V102H20ZM29 103H30V102H29ZM37 103H38V102H37ZM37 103H35V105H34V104H31V105H34V106H33L34 108H32V106L29 104L31 107H30L28 110H30V111H34L35 109H38V107H39L40 110H42L43 108L41 109V107H43V102H40V103H42V105H40V103H38V104H39V105H38ZM89 103H90V104H89ZM100 103H101V102H100ZM105 103H104V104H105ZM123 103H124V102H123ZM146 103H147V101H146ZM149 103L151 104V102H149ZM149 103H147V104H149ZM153 103H154V101H153ZM183 103H184V102H183ZM185 103H184V106H185V105H186V107L189 106V105H187V104H185ZM194 103H195V102H193L192 104H194ZM199 103H200V102H198V104H199ZM209 103H208V104H209ZM214 103H217V107H218V104H219V106L222 105V107H223L222 110H223V111H224V108H225L224 106L227 105L226 103H225V104H226V105H225L223 102H222V103L224 104V106H223L222 103H219V102H213V103H212L213 106H216V105H214ZM235 103H237L236 105H238V102H235ZM250 103H251V102H250ZM255 103H256V102H255ZM5 104H6V103H5ZM7 104H8V103H7ZM7 104H6V105H7ZM18 104H19V103H17L16 108H17V107L19 108V105L21 106L23 103H22V104H19V105H18ZM51 104L54 105V103H51ZM86 104H89L90 106L87 105V107H86ZM104 104H103V106H102V105H101V106H102V108H103V107H105V108H103V109H100V108H99V109H100V111L103 110L102 112H105V111H107V110H104V109L109 108V113H110L111 115L108 116V117H110V119H111V117L113 116L112 112H110L111 109H112V108H110L111 105H109L110 107H106ZM109 104H112V103L109 102ZM124 104H125V103H124ZM124 104H122V106H123ZM132 104H135V103H132ZM132 104H131V105H132ZM150 104H149L148 106H146L147 109H149ZM155 104H156V103H155ZM163 104H164V103H163ZM204 104H205V103H204ZM6 105H4V106H5L4 109L2 108L3 110H5V113H3V112L1 111L2 114L0 113V114H1L0 116L6 114V113H7V110L9 109V107H12V105H10V106H7V109H6ZM8 105H9V104H8ZM29 105L26 106V107H29ZM36 105H37V106H36ZM49 105H50V104H49ZM106 105H107V104H106ZM120 105H119V106H120ZM135 105H136V104H135ZM153 105H154V104H153ZM153 105H151V106H153ZM246 105H247V104H246ZM4 106H3V107H4ZM51 106H52V105H51ZM107 106H108V105H107ZM125 106H126V105H124V107H125ZM133 106H134V105H133ZM161 106H162V105H161ZM173 106H174V105H173ZM203 106H204V105H203ZM203 106H202V107L199 106V107H200L199 109H201V110L197 111V112H199V113H197L198 116H200L199 114H201L202 112H204V111L202 110L203 108H204L205 111L207 110L208 107H209V108L212 107V109H213V106H212V105H211V106L208 105L207 108H206V105H205L204 107H203ZM251 106H252V105H251ZM23 107H25V105H23ZM120 107H121V106H120ZM120 107H118V109H117V108H115V109H117V111L119 112V111H120V110H119ZM130 107H131V106H130ZM153 107H154V106H153ZM170 107H171V106H170ZM217 107H214V110H215ZM222 107H218L219 110H220V108H222ZM227 107H228V106H227ZM227 107H226V109H228V111H230L229 107H228V108H227ZM236 107H235V108H236ZM243 107H244V106H243ZM13 108H14V106H13ZM18 108H17V109H18ZM31 108H32L33 110H31ZM44 108H46V107H44ZM51 108H52V107H51ZM81 108H80V109H81ZM91 108H92V107H91ZM91 108H90V110H91ZM122 108H123V107H122ZM127 108H128V106H127ZM127 108H126V109H127ZM150 108H151V107H150ZM178 108H179V107H178ZM189 108H190V109L192 108L191 105H190V107H187V109H189ZM194 108H195V107H194ZM205 108H206V109H205ZM244 108H245V107H244ZM249 108L251 109V107H249ZM253 108H254V107H253ZM256 108H257V107H255V109H256ZM258 108H259V107H258ZM10 109H11V108H10ZM19 109H23L22 106H21V108H19ZM39 109L37 110V113L39 112ZM83 109H82V110H83ZM120 109H121V108H120ZM124 109H125V108H124ZM126 109H125V111L129 110V108H128L127 110H126ZM131 109H133V108H131ZM153 109H156V108H153ZM169 109L171 110V108L168 107V110H169ZM173 109H174V108H173ZM173 109H172V111H173ZM175 109H176V108H175ZM190 109H189V110H190ZM260 109H261V108H260ZM260 109H257V110L260 111ZM60 110H61V108H60ZM137 110H139V109H137ZM140 110H141V109H140ZM140 110L138 111L140 114H141V111H143L144 113L147 111V110H141V111H140ZM166 110H167V109H165V112H162V114L164 113V114H163L164 116H165V114L168 113V112H167L168 110H167V111H166ZM170 110H169V111H170ZM177 110H179V109H177ZM189 110H187V111H189ZM192 110H193V109H192ZM192 110H191V111H192ZM210 110H211V108H210ZM219 110L217 109V114L215 113L216 118H217V115H218V114H219V115L222 114V117H223V116H224L223 114L225 113V114H227V115H225L221 120H223L224 118L226 119V116H228V115H229L228 117H230V119H229V118H227V119H229V120L232 119V118H231V115H233V114L230 115V114H228L229 112H228V113L224 112V113H221V114H220ZM240 110H241V111L236 112L237 115L234 114L235 117L233 118V120H231L232 122H228V123H232L233 126H234V124H235V126H236V123L233 124V122H235V121L237 120V118H238L237 116H239L240 118H238V119H240V122H239V120H237V121L239 122V124H237L236 128L233 129V127H231V124H230V125H227V126H228V127H231V129H233L232 131L235 132V135L238 134L237 137H239L240 135H241V136H244V139H242V142H241V139H240L241 136H240L239 138H237V139H240L241 146H243L242 143L245 141V138L247 139L246 136H248V135L245 136V133H246V132H249V131H247L246 127H244V126L247 125V124H244V125L242 124V125H241V120H242V122H243V120H244V119H241V118H242L243 113L246 112V109H244V112L242 113L241 116H240V114L238 115V113H239V112H242L243 110H242V109H240ZM253 110H254V109H253ZM257 110H256V111H257ZM15 111H19V110H15ZM15 111H14V109H13L12 111L9 110V112H15ZM30 111H29V113H30ZM43 111H44V109H43ZM46 111H47V108H46ZM98 111H99V110H98ZM100 111H99V113H100ZM112 111H113V110H112ZM130 111L133 112L132 110H130ZM130 111H129V112H130ZM155 111H156V112H155L156 115L160 114V112H161V111L158 112V109H156ZM175 111H176V110H175ZM179 111H180V110H179ZM200 111H201V113H200ZM207 111H208V113H209L208 115H211V112H213L212 110H211V112H209V109H208ZM223 111H222V112H223ZM225 111H227V110H225ZM234 111H233V113H234ZM59 112H60V111H59ZM59 112H57V113H59ZM61 112H62V111H61ZM61 112H60V113H61ZM78 112H79V110H78ZM131 112H130V113H131ZM166 112H167V113H166ZM170 112H171V111H170ZM182 112H183V111H180L179 114L182 113ZM185 112H186V111H185ZM185 112H184V113H185ZM192 112H194V111H192ZM252 112H253V111H252ZM252 112H251V113H252ZM254 112H255V111H254ZM29 113L25 115L26 117L24 116V117L21 118V119H19V117H18V119L20 120V121H19V120H18V121H19V122H22L23 119H25V118L28 119V118H29L28 116L30 115ZM31 113H32V118H33L35 114L33 115V112H31ZM41 113H42V111H41ZM46 113H47V112H46ZM55 113H56V112H55ZM57 113H56V114H57ZM82 113H83V112H82ZM99 113L96 114V115H98L97 117L100 116ZM105 113H107V114L109 115L108 112H105ZM125 113H127V112H125ZM139 113H138V114H139ZM144 113H143V114H144ZM155 113H153V114H154V117H155ZM213 113H214V112H213ZM230 113H232V112L230 111ZM247 113H249V112H247ZM257 113H259V112L257 111ZM9 114L12 115V113H9ZM15 114H16L17 116H21V114H24V111H23V113H17V112H15ZM52 114H53V113H52ZM63 114H64V111H63V113H62L61 115L63 116ZM77 114H79V113H77ZM121 114H122V113H121ZM121 114L119 113V115H121ZM133 114L136 115V113H133ZM138 114H137L136 116H137V117L139 116V119L141 120L143 114H142V116H140V114H139V115H138ZM148 114H149V113H148ZM174 114H175L174 112H173V115H171V113H170V114H169V117H170V115L174 117V116H175ZM176 114H178V112H177ZM182 114H183V113H182ZM182 114H181V115H182ZM194 114H195V113H194ZM202 114H203V113H202ZM43 115H45V114H43ZM57 115H58V114H57ZM59 115H60V114H59ZM92 115H93V114H92ZM103 115H104V114H103ZM122 115L124 116V114H122ZM149 115L152 116V113H150ZM160 115H161V114H160ZM160 115H159V116H160ZM163 115H162V116H163ZM184 115H185V114H184ZM187 115H188V114H187ZM189 115H190V113H189ZM195 115H196V114H195ZM204 115H205V114H204ZM204 115H202V116L204 117ZM259 115H261V114H259ZM259 115H258V116H259ZM6 116H7V115H6ZM17 116H16V117H17ZM38 116H39V115H38ZM40 116H42V115H40ZM51 116H52V115H51ZM51 116H50V117H51ZM162 116H161V117H162ZM164 116H163L162 119H164V118L166 119V117L168 116V114L166 115V117H164ZM176 116L178 117V115H176ZM176 116H175V118H177ZM191 116H192V114H191ZM193 116H194V115H193ZM202 116H200V117H202ZM258 116H256V117H258ZM4 117H5V115H4ZM14 117H15V116H14ZM21 117H22V116H21ZM27 117H28V118H27ZM30 117H31V116H30ZM35 117H37V115H35ZM105 117H106V116H105ZM137 117H136V119H138ZM140 117H141V118H140ZM179 117H180V115H179ZM185 117H186V116H185ZM220 117H221V116H218V119H219ZM252 117H253V116H252ZM259 117H260V116H259ZM263 117H264V116H263ZM263 117H262V118H263ZM0 118L3 119V116L0 117ZM9 118H10V116H9ZM32 118H30V119H32ZM39 118H40V117H39ZM55 118H56V117H55ZM59 118H60V120L62 119L61 117H59ZM59 118L57 117V118H56L57 120H55L54 117H53V118H50L51 121H50V119H49V122L47 121V122L49 123V125H45V124L43 123L44 127L48 129L47 131H50V132H51V130L54 129V128H57V129H58V127H59V128L63 127L62 123H63L64 121H62V123H59ZM93 118H95V116H94ZM93 118H92V119H93ZM101 118L103 119V117H101ZM106 118H107V117H106ZM112 118H115V117L113 116ZM121 118H122V117L120 116L119 119H121ZM144 118H145V117H144ZM148 118H149V117H148ZM156 118H157V117H155V119H156ZM170 118H171V117H170ZM187 118H188V116H187ZM210 118H211V117H210ZM210 118H207V121H206V122H208V120H209ZM216 118H215V117H212V119L209 120V121L212 122L213 124H212V123L210 124V122L206 123V122H205V119H203L204 121H203V120H202V121H203V123H205L206 125H208L209 128L212 127V125H213L214 128H216L218 131H219V130L221 131L223 127H226L225 125H226L227 123L224 125V123H222L221 120L217 121ZM235 118H236V119H235ZM244 118H245V116H244ZM4 119H6V122H7V119H8V118L5 117ZM26 119H25V120H26ZM35 119H36V118H34V120H35ZM40 119H41V118H40ZM53 119H54V120H53ZM64 119H65V120H68V118H63V120H64ZM90 119H91V118H90ZM92 119H91V120H92ZM98 119H99V118H98ZM110 119H109V121H110ZM124 119H126V118L124 117V118L121 119V120H124ZM133 119H135L134 116H133ZM133 119H132V120H133ZM136 119L133 120L134 123H137V122H136ZM146 119H147V118H145V120H144V119H143V120L146 121ZM194 119H195V117H194ZM197 119H199V117H197ZM215 119H216L217 122H220L221 125H220V123H219V126H217L218 123L215 124V122H216ZM225 119L223 120V122H226ZM254 119H255V117H254ZM256 119H259V118H256ZM25 120H24V121H25ZM87 120H88V119H87ZM93 120H94V119H93ZM104 120H105V119H103L102 121H104ZM107 120H108V118H107ZM121 120H119V121H121ZM140 120H138V123H141V121H142V123H144L143 120H141V121H140ZM156 120H157V119H156ZM168 120H170V119H168ZM179 120H180V122L183 121V120H181V119H178V121H179ZM246 120H247V118H246ZM251 120H252V119H251ZM259 120H260V119H259ZM0 121L2 122L3 120H0ZM28 121H32V120H28ZM28 121H27V122H28ZM42 121H43V120H42ZM45 121H46V120H44V122H45ZM55 121H56L57 123H56ZM88 121H89V120H88ZM102 121L100 120L99 122L101 123ZM111 121H112V119H111ZM115 121H117V120H116V119H113L112 123H114ZM171 121L173 122L172 125H174V122L177 121V120L174 121V120L172 119V120H170L169 122H171ZM178 121H177V122H178ZM184 121H187V120H184ZM184 121H183V122H184ZM200 121H201V120H200ZM214 121H215V122H214ZM248 121H249V119H248ZM6 122H5V123H6ZM13 122H14V121H13ZM13 122H12V123H13ZM50 122H52V123H50ZM53 122H55V123L57 124V126H56V124L53 123ZM97 122H98V121H97V119H96V121H94V123L97 124ZM99 122H98V124H99V126H100L101 124H100ZM107 122H108V121H106V123H107ZM124 122H125V121L121 122L120 125L125 124ZM155 122H156V121H155ZM155 122H153V124L157 126L158 123L155 124ZM161 122H162V121H161ZM190 122H192V121H190ZM238 122H237V123H238ZM250 122H252V121H250ZM5 123H1V124H4V125H5ZM14 123H15V122H14ZM14 123H13V125L17 124V123H15V124H14ZM25 123H26V122H25ZM28 123H29V122H28ZM30 123H31V122H30ZM33 123H34V122H33ZM90 123H91V122H90ZM92 123H93V122H92ZM94 123H93V126L95 127L96 125H94ZM102 123H103V122H102ZM110 123H111V122H109L108 125H109ZM112 123H111V124H112ZM115 123H116V122H115ZM115 123H114V125H115ZM132 123H133V122H131V125H133ZM197 123H198V122H197ZM197 123H196V125H197ZM243 123H244V122H243ZM245 123H247V122L245 121ZM252 123H253V122H252ZM254 123H255V124H254ZM254 123H253L254 126L257 125L256 122H254ZM6 124H7V123H6ZM46 124H47V123H46ZM51 124H52V126H51ZM53 124H55L54 127H53ZM64 124H65V123H64ZM85 124H88V123L85 122ZM85 124H84V125H85ZM127 124H130L129 120H128V123H127ZM169 124H171V123H169ZM222 124H223L224 126H223ZM249 124H250V123H249ZM4 125H3V126H4ZM13 125H12V128H13ZM30 125H32V123H31ZM58 125H60V126H58ZM68 125H69V123H68ZM89 125H90V124H89ZM89 125H88V126H89ZM125 125H126V124H125ZM131 125H130V126H131ZM136 125L139 126L140 124H136ZM167 125H168V124H167ZM167 125H166V126H167ZM183 125H184V124H183ZM214 125H216V126H214ZM41 126H42V125H41ZM82 126H83V125H82ZM91 126H92V125H91ZM93 126H92V130H93ZM97 126H98V125H97ZM128 126H129V125H128ZM130 126H129V127H130ZM134 126H135V124H134ZM134 126L128 128L129 130H128V132H126L127 134L125 133V134H126V137H127V135L130 136V138H129V137L126 138V139H127V142L131 141V142L128 143V146H126L125 149H127V148L130 146V144H131V145H134L133 147H136L135 144H137V142L140 140V139H138V138H136V139H138V141L135 140L134 137H137L136 134H138V135H139V138H141V136H140L139 133H141L140 128L142 129L143 126L141 125L140 128L137 127V126L134 128ZM158 126H160V125H158ZM158 126H157V128H159V130L161 131L162 128H160V127H158ZM161 126H162V125H161ZM176 126L178 127V125H175V127H176ZM184 126H185V125H184ZM184 126L182 127V125H179L178 131L181 130L180 128H186V129L189 128V127H187V125H186V127H184ZM222 126H223V127H222ZM235 126H234V127H235ZM238 126H239V128H238ZM248 126H249V125H248ZM254 126H253V130H254ZM1 127H2V125H1ZM38 127H40V126H38ZM48 127H49V128H50V127H51V128L53 127V128H52V129L50 128L51 130H49ZM79 127H80V126H79ZM79 127H78V128H79ZM83 127H84V126H83ZM163 127H164V126H163ZM171 127H172L173 135H174V133H175V135H174V139L172 138L173 141H174L175 138H177V137H178L177 139H179V137H181V138L184 137V139H185V135H184V136H183V135L181 136V135H180L181 133H179L178 135H176L178 132L173 131V127H174V126H171V125H170V127L168 126V128H169V133H170ZM213 127H212V128H213ZM219 127H220V128H219ZM221 127H222V128H221ZM228 127H226V128L228 129ZM240 127H244V128H245V129L243 128V131H242L243 133H242V134L239 133V132H241V131L239 130ZM26 128H27V127H26ZM34 128H35V127H34ZM64 128H65V126H64L63 128H61L60 130H63ZM87 128H88V127L86 126V129H87ZM89 128H90V127H89ZM89 128H88V129H89ZM95 128H96V127H95ZM105 128H106V129H107V128L110 129V127H105ZM122 128L124 129V132L127 130V129H125V126H124V125L120 127V130H121ZM126 128H127V127H126ZM131 128H132V131L135 130V129L140 130V131H139V132H133L134 135H133V137H131V133H132V132L130 131ZM149 128H150V127H149ZM214 128H213V129H214ZM256 128H257V127H255V129H256ZM28 129H30V128H28ZM36 129H37V131H38L39 128H37V126H36ZM71 129L73 130V127H72ZM75 129H76V130H75ZM79 129H80V128H79ZM84 129H85V127H84ZM84 129L78 130V132H79V131H83ZM90 129H91V128H90ZM111 129H112V128H111ZM123 129H122V131H123ZM163 129H164V128H163ZM237 129L239 130V132H238ZM241 129H242V128H241ZM251 129H252V128H251ZM251 129H250V131H252ZM11 130H12V129H11ZM33 130H34V129H33ZM33 130L31 131V134H30L29 132L26 131V134L29 133L27 136H28L31 140H32V138H34V140L31 141V140H29V138H27V137L25 136V139H27V140H25V143L29 140L30 143H28V144H29V145L31 144L30 147L35 146V145L38 143V140H37V139H39V138L42 136V133H43V132H42L43 128H42L41 131L39 130L40 133H41V134H40L41 136H40V135H37L38 138L36 139L35 134H34V135L32 134V133H33ZM55 130H56V129H55ZM66 130H67V131H66ZM104 130H105V129H104ZM113 130H114V129H113ZM164 130H165V129H164ZM164 130H163V132H164ZM167 130H168V129H167ZM167 130H165L164 133H165L166 136H169V135H167V134H169ZM174 130H175V129H174ZM236 130H237V131H236ZM248 130H249V128H248ZM52 131H54V130H52ZM68 131H70V130H69V129H66V128H65V131H64V130L61 131V132H62V138H61V140H60L59 137H60L61 135H60V136L57 135V133H60V131L57 130L56 135L58 136V139H57V137H56V140L58 141V143L53 141L54 138H52L53 140H51V138H50V136H49V138H50L52 144H51V145H50V144H45V146H43V147L46 148V146H48V147H47L48 149L51 148V147H52V148L55 147L54 150H56V148L60 147L61 143H63L62 141H63L65 138H69V137L66 135V134H68ZM74 131H77V128H74ZM85 131H87V132L89 133L90 130H89V131H88V130H85ZM93 131L95 132V130H93ZM166 131H167V134H166ZM176 131H177V128H176ZM181 131H182V130H181ZM181 131H180V132H181ZM183 131H184V129H183ZM224 131H225V129H224ZM229 131H230V130H229ZM5 132H6V131H5ZM13 132H16V131L14 130V131H12V133H11V131H10L11 134H9V135L12 136ZM44 132H46V131H44ZM63 132H66V133H63ZM83 132H84V131H83ZM97 132H101V130L96 131V133H97ZM102 132H104V131H102ZM110 132H111V131H110ZM146 132H147V131H146ZM151 132H152V131H151ZM163 132H161V133L163 134L162 136H164V133H163ZM226 132H227V131H226ZM244 132H245V133H244ZM253 132H254V131H253ZM2 133H3V130H2ZM46 133H47V132H46ZM70 133H71V131H70ZM74 133H75V132H74ZM76 133H77V132H76ZM79 133H80V132H79ZM135 133H136V134H135ZM153 133H154V132H153ZM183 133H184V132H183ZM183 133H182V134H183ZM249 133H251V132H249ZM249 133H247V134H249ZM16 134H17V132H16ZM43 134H44V133H43ZM63 134H65V135H63ZM111 134H112V133H111ZM156 134H157V132H155L154 135L152 134L151 138H153V136H155ZM159 134H160V133H159ZM208 134H209V133H208ZM227 134H228V135H227ZM230 134H231V133H230ZM252 134H253V133H252ZM2 135H4V133L1 134V136H2ZM9 135H8V133H5V137H7V136L9 137ZM24 135H25V134H24ZM24 135H23V136H24ZM68 135H69V134H68ZM75 135H76V134H75ZM77 135H78V134H77ZM160 135H161V134H160ZM179 135H180V136H179ZM219 135H220V134H219ZM222 135H223V137L225 136L224 138H222V140H223V139H224V140H227L226 137H227V136L229 137V132H228V133H225V135L222 133ZM231 135H232V134H231ZM253 135H254V134H253ZM253 135H252V137H253ZM14 136H15V135H14ZM23 136H22L20 139H23ZM30 136H32V137H30ZM43 136H44V135H43ZM43 136L41 137V139H43ZM47 136H48V135H46V137H47ZM64 136H65V137H64ZM66 136H67V137H66ZM79 136H80V134H79ZM81 136L83 137L82 132H81ZM86 136H89V135H86ZM175 136H176V137H175ZM220 136H221V135H220ZM249 136H250V135H249ZM257 136H258V135H257ZM262 136H264V135H262ZM3 137H4V136H3ZM15 137H16V136H15ZM44 137H45V136H44ZM63 137H64V139H63ZM71 137H72V136H71ZM90 137H91V135H90ZM156 137H157L158 141L155 140V139L153 138V142L156 141L157 143L163 144V142L161 143V142L159 141V140L162 139V138L159 137V138H160V139H159V138H158V134L156 135ZM156 137H155V138H156ZM169 137H170V136H169ZM228 137H227V138H228ZM232 137H233V136H232ZM234 137H235V136H234ZM254 137H256V135H254ZM254 137H253V138H254ZM47 138H48V137H47ZM49 138H48V139H49ZM106 138H108V136H107ZM115 138H116V137H115ZM132 138H133V139H132ZM151 138H150V137H147V139H150V140H151V141H149V140L147 141L146 138L144 137V139H145L146 142H147V143H146L147 146H146L145 149L147 150V148H150V150H149V149L147 150L148 152H149V151H152V150H151V146L156 148V146L153 145V144L156 143V142L153 143ZM170 138H171V137H170ZM248 138H249V137H248ZM250 138H251V137H250ZM256 138H259V139L262 138V139H263V137L260 138L259 136L256 137ZM0 139H1V138H0ZM75 139H76V137H75ZM108 139H109V138H108ZM144 139H143V141H144ZM203 139H204V138H203ZM229 139H230V138H229ZM231 139H232V138H231ZM251 139H252V138H251ZM251 139H250V140H251ZM262 139H261V140H262ZM4 140H5V138H4ZM35 140L37 141V143H36ZM39 140H40V139H39ZM56 140H55V141H56ZM59 140L61 141V143H60V145L58 146V144H59V142H60ZM65 140H66V139H65ZM68 140H69V139H67L66 141L68 142ZM79 140L81 141V138H79ZM79 140H78V141H79ZM112 140H113V139H112ZM124 140H125V139H124ZM128 140H129V141H128ZM133 140H135L134 142H136V143L132 142ZM162 140H163V139H162ZM180 140H181V139H179L178 141L175 140V141H177L176 144H178V142H179ZM211 140H212V139H211ZM211 140H210V141H211ZM215 140H216V139H215ZM222 140H221V142H222ZM232 140H233V139H232ZM235 140H236V137H235V139H234L233 141H235ZM243 140H244V141H243ZM247 140H248V139H247ZM247 140H246V141H247ZM261 140H260V141H261ZM23 141H24V140H23ZM29 141H28V142H29ZM33 141H35V142H33ZM109 141H110V140H109ZM109 141H108V142H109ZM114 141H115V140H114ZM114 141H113V143H114ZM163 141H164V140H163ZM183 141H184V140H183ZM185 141H186V140H185ZM216 141H217V140H216ZM228 141H229V140H228ZM233 141H232V142H233ZM237 141H238V140H237ZM237 141H236V142H237ZM251 141H252V140H251ZM253 141H254V140H253ZM255 141H256V140H255ZM4 142H5V141H4ZM20 142H21V141H20ZM31 142H33L35 145H34V144L32 145ZM49 142H50V141H49ZM53 142H54V144H53ZM67 142H66V144H67ZM103 142H107V141L105 140V141H103ZM108 142H107V143H108ZM115 142H116V141H115ZM123 142H124V141H123ZM148 142H149V143H148ZM150 142H152L153 144L150 143ZM180 142H182V140H181ZM219 142H220V141H219ZM0 143H1V142H0ZM2 143H3V142H2ZM46 143H47V142H46ZM68 143H69L68 146L70 145V147H74V146H75V147H78V145H79L78 142H77L78 144H76V145H75V143H74L73 145L70 144V140H69ZM111 143H112V142H111ZM132 143H133V144H132ZM143 143H145V142H143ZM143 143H141L142 145H140V146H143V147H144V144H143ZM167 143H169V142H167ZM184 143L188 145V142H183V144H184ZM207 143H209V141H208ZM214 143H215V142H214ZM217 143H218V142H217ZM224 143H225V142H224ZM224 143H220V144H222V145L224 146ZM226 143H227V141H226ZM20 144L22 145V147H23L24 149L27 148L26 150H28V151H30V149L33 148V147H32V148L28 147V145L26 146V144L24 145L23 142L20 143ZM20 144L18 143V145H20ZM55 144H56L58 147L55 146ZM63 144H64V143H63ZM63 144H62V145H63ZM81 144H82V143H81ZM101 144H102V141H101ZM101 144H99V145H101ZM109 144H110V142H109ZM115 144H116V143H115ZM146 144H145V145H146ZM148 144H149V145L151 144V145L149 146ZM164 144H165V143H164ZM170 144H171V143H170ZM179 144H180V143H179ZM193 144H194V143H193ZM193 144L191 143V145H193ZM198 144H199V142H198ZM204 144H205L204 142H203V144L201 143V145H203L202 149L204 148ZM228 144H229V143H228ZM246 144H247V143H246ZM258 144H259V143H258ZM3 145H4V143H3ZM5 145H6V144H5ZM23 145H24L25 147H24ZM49 145H50V146H49ZM53 145H54V146H53ZM62 145H61V146H62ZM96 145H97V143H96ZM99 145H98V146H99ZM113 145H114V144H113ZM119 145H120V143H119ZM189 145H190V144H189ZM205 145H206V144H205ZM212 145H213V144H212ZM222 145H221V146H222ZM226 145H227V144H226ZM237 145H238V144H237V143L235 144V142H234V149L237 148V150H238L239 147H236ZM63 146H64V147H68V146H65V145H63ZM82 146H83V145H82ZM84 146H85V145H84ZM86 146H91V145H86ZM102 146H103V144H102ZM109 146H110V145H109ZM109 146H108V147H109ZM111 146H112V145H111ZM111 146H110V147H111ZM116 146H117V145H115L114 148L112 147V149H113V151H112V156H114V155L116 156V154H117V153H116V150H115ZM158 146H159V144H158ZM164 146H165V145H164ZM164 146L162 145V147H164ZM198 146H199V148H201L200 145H198ZM214 146H216V145H214ZM214 146H213V147H214ZM221 146H220V147H221ZM223 146H222V147H223ZM230 146H231V144H230L228 147H230ZM232 146H233V144H232ZM244 146H245V145H244ZM244 146H243V147H244ZM254 146H255V145H254ZM92 147H93V146H92ZM92 147H89V150H91ZM95 147H96V146H95ZM95 147H94V148H95ZM143 147L140 148V151H141V152L143 151L142 154L140 153L141 156H142L141 158H145V156H146V155H144V153H146V152H145L146 150L144 151ZM160 147H161V145H160ZM179 147H180V148H181V147L183 148V147H185V145L182 146V144H181ZM192 147H193V146H192ZM218 147H219V146H218ZM218 147H217V148H218ZM222 147H221V148H222ZM243 147H242V149H243ZM245 147H247V146H245ZM256 147H258V146H255V148H256ZM260 147H262V146L260 145ZM29 148H30V149H29ZM61 148H62V147H61ZM84 148H85V147H84ZM84 148H83V149H84ZM102 148H103V147H102ZM157 148H158V147H157ZM176 148H178V147L176 146ZM195 148H196V146H195ZM195 148L193 147L192 150H194ZM197 148H198V147H197ZM197 148H196V149H197ZM199 148H198V149H199ZM208 148H209V146H208ZM211 148H212V147H210L209 149H211ZM224 148H225V147H224ZM247 148L251 149V148H250V145H248ZM255 148L253 147V149H255ZM48 149H46V150H48ZM58 149H60V148H58ZM62 149H63V148H62ZM73 149H74V148H73ZM78 149H79V148H78ZM108 149H109V148H108ZM116 149H118V146H117ZM125 149H124V150H125ZM134 149H138V148L136 147V148H134ZM134 149L131 148V147L128 148L127 151L130 153V155H128L129 157H127V158L125 159V161H126L127 159L131 158V157H132L131 159H133V160H132V161L127 160V163L130 162V163L133 164V161H134V158L136 157V155H135V157H134V156H131V155H134V153H135V154L137 153V152H134V153H133L132 150H134ZM158 149H160V148H158ZM196 149H195V150H196ZM209 149H208V150H209ZM219 149H220V148H219ZM231 149L233 150V148H231ZM249 149H248V152L251 151V152H249V153H252L253 150H252V149L249 150ZM51 150H53V149H51ZM51 150L49 149L47 152L49 153ZM54 150H53V152H55ZM60 150H61V149H60ZM75 150H76V149H75ZM84 150H85V149H84ZM84 150H83V152H87L88 149H87L86 151H84ZM92 150H95V149L92 148ZM97 150H98V148H97ZM109 150L111 151V149H109ZM119 150H120V149H119ZM119 150H117V152H118ZM124 150H123V151H124ZM129 150H130V151H129ZM168 150H169V149H167L166 151H168ZM171 150H172V149H171ZM185 150H188V149H185ZM204 150H205V149H204ZM215 150H216V149H215ZM223 150L225 151V149H223ZM223 150H222V152H221V151H220V152L223 153ZM227 150H228V152H230L231 155H229V153H228L227 156H228L230 159H229V158H226V160L230 161V164H231L232 161H233V159H234V158H233V151H232V150L229 151V150H230L229 148H228ZM237 150L235 149V152H237ZM245 150H246V148H245ZM245 150H243V151H245ZM261 150H262V149L260 148V151H261ZM28 151H27V152H28ZM43 151H44V153H46V151H45L44 148H43ZM77 151H78V150H77ZM79 151H80V150H79ZM79 151H78V152H79ZM114 151H115V153H114ZM120 151H121V150H120ZM120 151H119V152H120ZM188 151H189V150H188ZM190 151H191V149H190ZM197 151L200 152V151H202V150L199 149V150H197ZM218 151H219V150H218ZM61 152H62V150H61ZM71 152H73V151H71ZM83 152H82V154H83ZM88 152H90V151H88ZM88 152H87V153H88ZM91 152H92V151H91ZM91 152H90V156H89L90 158H91V154H92ZM103 152H105V151H103ZM103 152H102V153H103ZM131 152H132L133 154H132ZM160 152H161V151H160ZM171 152H172V151H171ZM195 152H196V151H195ZM195 152H193V153H195ZM199 152H198L199 156H198V154H195L196 156H194L193 153H192V154L189 153V154H190V155H189V156H190V160H193V159L195 160V159H196L195 161H198L200 158H201V160H203V159L209 160V159H207V158H210V157H211L210 152H209V154H210L209 156L207 155V154H208L207 152H205V153H207V154H206L207 156H206V155H203L202 153H199ZM202 152H203V151H202ZM211 152H212V151H211ZM245 152H246V151H245ZM261 152H262V151H261ZM263 152H264V151H263ZM263 152H262V154H264ZM5 153H6V152H5ZM42 153H43V152H41V154H42ZM74 153H75V151H74ZM79 153H80V152H79ZM87 153H84L83 155H85V154H87ZM93 153H95V152H93ZM107 153H108V152H107ZM121 153H123V152H121ZM162 153L165 154V156H168V154H169V153H168V154L166 155V152L164 153V151H163ZM162 153H159V154H162ZM180 153H181V152H180ZM196 153H197V152H196ZM203 153H204V152H203ZM212 153H213V152H212ZM224 153H225V152H224ZM242 153H243V152H242ZM255 153H256L257 155H255ZM0 154H1V153H0ZM2 154H4V153L2 152ZM41 154H40L39 157H41V156L43 155V154H42V155H41ZM100 154H101V152H100ZM105 154H106V153H105ZM108 154H109V153H108ZM119 154H120V153H119ZM163 154H162V155H163ZM170 154H171V153H170ZM201 154H202V156H200ZM226 154H227V153H226ZM239 154H240V151H239ZM239 154H236V155H239ZM258 154H259V155H258ZM66 155H67V153H66L64 156H63V155H61V156H63V159H65L64 157H66ZM72 155H73V154H72ZM72 155H70V153H69V156L72 157ZM74 155H75V154H74ZM109 155L111 156V154H109ZM117 155H118V154H117ZM122 155H124V154H122ZM143 155H144V156H143ZM162 155H158V156H162ZM173 155H174V154H173ZM176 155H177V153H176ZM181 155H182V154H180V156H181ZM191 155H193V156H192V157H193L192 159H191ZM214 155H215V154H214ZM216 155H217V152H216ZM223 155H224V154H223ZM234 155H235V154H234ZM253 155H254V156H253ZM69 156H68V158H69ZM78 156H80V155H78ZM81 156H82V155H81ZM87 156H88V155H87ZM87 156H86V160H84V161H86V162H87V160H88V161L90 160V159H87ZM96 156H97V153H96ZM102 156H103V155H102ZM120 156H121V155H120ZM120 156H119V157H120ZM147 156H148V155H147ZM147 156H146V158H145V159H147V160H146L147 162H145V163L148 164V163L150 162V160L147 158ZM150 156H151V157H152V156L154 157L155 155H154V154H153V155L151 154ZM165 156L163 155L162 157L164 158ZM189 156H188V154H187V157H188V158H189ZM212 156H213V154H212ZM218 156H219V158H220V157H223V156H220L219 152H218ZM239 156H240V155H239ZM255 156H256V157H255ZM259 156H262V155H261V153L259 152V149H258L257 152L255 151V152H253V154H251V155H247V154H246V155H245V159L243 158V157H244V153H243L242 157L240 158V161H239L238 164H240V162H241V165H242V163H243V164L245 163V164L242 165V168L240 167V165H239V166L237 165V166H238V169L241 168V170H243V171H242L243 173L246 171V172L244 173L246 176H242V174L240 173L241 171L239 170V173H240L241 176L243 177V178H242V177H241V178H242L243 180L246 179V182L249 181V179H250L251 176H253V173L247 172V171H249V170L246 169L245 166H246V164L250 163V162H251L253 159H255V158L259 161V159H260ZM0 157H1V155H0ZM47 157H48V156H47ZM47 157H46V158H47ZM83 157H84V156H83ZM92 157H93V154H92ZM122 157H123V156H122ZM148 157H149V156H148ZM155 157H156V156H155ZM169 157H170V155L168 156V159H171V158H169ZM182 157H183V156H181V158H182ZM187 157H186V160L188 161V158H187ZM197 157H198V158H197ZM199 157H200V158H199ZM203 157H205V158H203ZM206 157H207V158H206ZM225 157H226V155H225ZM225 157H224V158H225ZM231 157H232V158H231ZM236 157H237V156H236ZM257 157H258L259 159H258ZM99 158H100V157H99ZM101 158H102V157H101ZM101 158H100V159H101ZM103 158H104V157H103ZM103 158H102V159H103ZM108 158H109V157H107V158L105 159V161H106V160L108 161ZM110 158H114V157H110ZM110 158H109V160H110ZM115 158H118V156L115 157ZM123 158H124V157H123ZM123 158H122V159H123ZM136 158H137V157H136ZM163 158H162V159H163ZM181 158H180V160L178 161V163H181V161H182ZM183 158H185V157H183ZM238 158H239V157H238ZM250 158H251L252 160H251ZM1 159H3V158H1ZM57 159H58V158H57ZM70 159H71V158H70ZM70 159H69V160H70ZM80 159H82V158H80ZM84 159H85V158H84ZM91 159L93 160V158H91ZM94 159H95V158H94ZM102 159H101V160H102ZM139 159H140V158H139ZM164 159H165V158H164ZM164 159H163V160H164ZM210 159H211V160H212V159H213V160H214V159L216 160L215 157H213V158L211 157ZM217 159H218V158H217ZM243 159H244V160H243ZM246 159H248V160H246ZM256 159H255V160H256ZM66 160H67V159H65V161H66ZM101 160H100V161H101ZM112 160L114 161L115 159H112ZM112 160L109 161V162L112 163V165H115L116 162L119 163V166L122 165L121 167L118 166L119 168L122 169V173L124 172L123 170H124L125 168L127 169L128 167H129V168L131 167V165L129 166L125 161H124V163H123V162H122L123 160H121V158H118V160L116 159V160H117V161L115 160L116 162H113ZM119 160H121V162H120ZM152 160H153V159H152ZM154 160H155V158H154ZM154 160H153V161H154ZM158 160H160V159H158ZM171 160H173V159H171ZM194 160H193V162H194ZM211 160H209V161H211ZM235 160H236V159H235ZM235 160H234V161H235ZM249 160H251V161H249ZM255 160H253V161H255ZM257 160H256V161H257ZM261 160H262V162H264V159H263V158H262ZM24 161H26V160L24 159ZM58 161H59L60 163L64 162V161H60V160H58ZM58 161L56 160V161H54V163H52L53 165L55 164V165H54L55 169H54L53 166H51V164H50V165L48 164V167H50L51 170H52V171L50 170L51 172L56 171V168H58L59 166H61L60 163H59V165L57 164ZM78 161H79V159H78ZM80 161H81V160H80ZM80 161H79V162H80ZM84 161H83V162H84ZM95 161H96V159H95ZM153 161H151L152 165H151V166L149 165V168H147L148 165L145 164V163H144V166H145L147 169H149V170H150L151 168L153 169V168L155 167L154 164H153ZM167 161H168V160H167ZM216 161H217V160H216ZM220 161H221V159H220ZM228 161H225V162L229 163ZM242 161H243V162H242ZM253 161H252V162H253ZM2 162H3V161H2ZM32 162H33V161H32ZM38 162H39V161H38ZM79 162H78V163H79ZM83 162L81 161V163H83ZM102 162H103V161H102ZM102 162H101V163H102ZM109 162H107L108 164H107L106 162H105V163H106V165L108 166L109 171H112L113 166H111V163L109 164ZM134 162H135V161H134ZM142 162H144V160H143ZM169 162H170V161H168V162L165 163V164H168ZM202 162H203V161H202ZM202 162H201V163H202ZM246 162H247V163H246ZM33 163H35V162H33ZM33 163H32V164H33ZM64 163H65V162H64ZM89 163H90V161H89ZM103 163H104V162H103ZM117 163H116V164H117ZM120 163H121V164H120ZM130 163H129V164H130ZM151 163H149V164H151ZM154 163H155V162H154ZM156 163H157V162H156ZM170 163H171V162H170ZM172 163H173V162H172ZM172 163H171V166H170V164H168V165L163 164V165H165V167L168 166V169L165 168V170H169V169H171L170 172H167L168 174H169V173H170V174L174 173V172H173L174 169H176V170L179 169V172L174 173L176 177H177L176 174H178V175H179L180 173L185 174L184 171L180 172V170H183V169H184V170H187V168L189 167V166L185 165V160H184V164H183V165H184V167H186V168H184V167L182 168V165L180 166V164L177 165V167H175V168H170V167H173V166H172ZM186 163H187V162H186ZM201 163H200V165H203V163H202V164H201ZM215 163H217V162H215ZM254 163H255V162H253V164H254ZM4 164H5V163H4ZM28 164L30 165V163H28ZM56 164L58 165V167H57ZM62 164H63V163H62ZM65 164H66V163H65ZM86 164H88V163H86ZM124 164H125V165H124ZM126 164H127V165H126ZM136 164H137V163H136ZM138 164H139V162H138ZM159 164H161V163H159ZM181 164H182V163H181ZM187 164H188V163H187ZM207 164H209V163H207ZM212 164H214V163H212ZM218 164L221 165V163H219V161H218ZM230 164H228V165L226 164V166H227V167H230ZM255 164H256V163H255ZM257 164H258V162H257ZM257 164H256V166H257ZM260 164H261V162H260ZM19 165L21 166V164H19ZM19 165H18V166H19ZM33 165H35V164H33ZM36 165H38V163H37ZM76 165L78 166V165H81V164H76ZM83 165H85V163H84ZM103 165H104V164H103ZM156 165H157L158 167L161 166V165L159 166L158 164H156ZM163 165H162V167L164 168ZM173 165H176V164L173 163ZM188 165H189V164H188ZM200 165H199V166H200ZM210 165H211V164H209V167L206 168V165L204 164V166H205L204 169L208 170V172H210V171H209ZM222 165H224V163H223ZM222 165H221V166H222ZM250 165H251V164H250ZM250 165H248V166H250ZM5 166H6V165H5ZM13 166H14V165H13ZM91 166H92V164H91ZM116 166H117V165H116ZM124 166H125V168H124ZM126 166H127V167H126ZM133 166L135 167L134 164H133ZM153 166H154V167H153ZM190 166H191V165H190ZM204 166H203V167H204ZM215 166H216V165H215ZM218 166H219V165H218ZM248 166H247V167H248ZM253 166H254V165H253ZM48 167H47V168H48ZM109 167H112V168H109ZM118 167H116V168L118 169ZM150 167H151V168H150ZM180 167H181V168H180ZM192 167H193V166H192ZM192 167H189L190 170H189V169H188V170L191 171ZM195 167H196V168H195V171H198L197 174H191V173H189V172H187V175L185 174V175L187 176V179H188V178L190 179V180L188 179V181H189V182L192 181V183H191L190 185H193V184L196 185L195 182L193 183L194 180H192V179H196V176H195V175L198 176V174L202 175L201 177H203L204 174H205V177L207 176L206 178L209 180V182H212L211 180H214V178L210 176V175L215 176L214 173H213V174H214V175H213V174H210L211 172H210V173H208V172H204V171H206V170L203 171V168H202V167H198L197 165H196ZM212 167H213V165H212ZM235 167H236V166H235ZM235 167H234V168H235ZM239 167H240V168H239ZM251 167H252V166H251ZM7 168H9V167L7 166ZM27 168H29V166H28ZM27 168H26V169H27ZM31 168H32V167H31ZM60 168H61V167H60ZM74 168H75V167H74ZM77 168H78V167H77ZM89 168H90V167H89ZM98 168H99V167H98ZM98 168H96L97 171H98ZM116 168H115V170H117ZM123 168H124V169H123ZM224 168H225V167H224ZM236 168H237V167H236ZM249 168H250V167H249ZM252 168H253V167H252ZM257 168H258V166H257ZM257 168H256V169H257ZM9 169H10V168H9ZM12 169H13V167H12ZM22 169H23V167H22ZM24 169H25V168H24ZM33 169H34V168H33ZM53 169H54V170H53ZM94 169H95V168H94ZM137 169H138V168H137ZM157 169H158V168H157ZM157 169H155V170H157ZM161 169H162V168H161ZM172 169H173V171H172ZM0 170H1V169H0ZM7 170H8V169H7ZM29 170H30V169H29ZM57 170H58V169H57ZM72 170H73V169H72ZM92 170H93V169H92ZM99 170L104 171L102 168H100ZM113 170H114V169H113ZM115 170H114V171H115ZM193 170H194V167H193ZM193 170H192V171H193ZM211 170H212V168H211ZM228 170H229V169H228ZM257 170H258V169H257ZM10 171H11V170H10ZM25 171H26V170H25ZM27 171H28V170H27ZM76 171H77V172H80V171H78V170H76ZM81 171H83V170H81ZM105 171H106V170H105ZM105 171H104V172H105ZM128 171H130V170H128ZM128 171H126V172H124V173L128 174V173H127ZM142 171H143V170H142ZM145 171H146V169H145ZM151 171H152V170H150V171L148 172V170H147L146 173H148V175L146 174V176H143V175H142V176H139V177H138L139 174L137 173V171L135 172L134 169H132V171L130 172L131 174H130V173H129V174L132 175V172H133V174L136 173V174H134V175H135V176L137 175L136 178L138 177V179H136L134 175H132V177H130V175H127V176L125 175V177H128V178H129V177H130V178H133V177H134L133 179H135V180L128 179V180H131L130 182H133V181H136V182H137V180H138L137 183H131L130 185H128L127 188H129V189H130V187H135V188H136V189H134L135 191H133V192H134V194H136L135 192H137V195H133V194H132V195L135 196V197H137V198H139L138 200L140 201L139 204H141V206H140V205H138V206H140V211H141V213H142V214H147V215L150 217V219H151V220L148 219V221L146 220L147 223H149V220H150V223L152 224V226H154V228H153L154 230H152L153 232H150V234L147 232L149 235H148L147 233H145V231H144V230L146 229V228L144 229V227H145V226H149V225H147V224H145V226L143 225V226H144L143 228H141V227H142V224H144V223H142L141 226H139V228H138V226L136 225L137 228H138V230H136V226H134V228H133L132 226L128 227V229L133 228V229L136 230V232H138V233H135L136 236L134 237V239H133L132 242L136 241V242L138 243V245L141 246L142 250H141L140 247H139V248H140L139 250L143 252L142 255H143V257H146V258L149 257V255H151V256H150V258H151L152 255H153V253H155V252H154L155 249H158V248L164 247V243H165V241H168V240H165V239H168V237L170 236L169 234H171L170 232H169V234L167 233L168 235L165 234L166 232L169 231V229H168L169 226H167L169 223L166 224V222H165V221L168 219V218L165 217V216H168L167 214H168L169 212H167V210H166L167 213L165 212V208H164V207H166V205H164L163 202L166 201V204H167L168 202H170V203L173 202V204L177 203V204H175L173 207H174L175 210H177L176 212L181 213V215L178 213V215L182 217V218H180V217L178 218L179 221H181L182 219H186V215H187V217H188L191 213H192V216H194L195 212H194L193 210H197V213H198V212H199V213H200V212H201V213L203 212V213L206 214V212H204V210H206V209H204L203 206H202V207L199 206V209L201 208L200 210H202V208H203V211H199L198 207H197V209H195V206H194V205L189 204V203H191V202H192L193 204H195V200L190 199V196L188 197V195H187V197L189 198V200H190L191 202H190L188 199L184 198V196H183L184 199L180 200V202H179V198L181 199L182 195H185V194H186V190H187L188 185H189V183H187L184 179H183V181H185L186 183H183V182L180 183V181H179V182H172V180H173V181H177V180H175V176H172V177L170 176L169 178H171V179H168V183H169V184H166V182H165V185H164V184H163L164 182L161 184V183L159 182V180L161 179L162 175H163V176H164V175L166 176V175H168V174L165 173V171L163 172V171H161V170H160V171L157 170L156 172H157L158 174L156 173L157 175H155V174H154L155 172H151ZM202 171H203V173H201ZM232 171H233V170H232ZM251 171H252V170H251ZM11 172L13 173V171H11ZM11 172L9 173V175L12 174ZM14 172H15V171H14ZM46 172H47V171H46ZM51 172H50V173H51ZM84 172H85V171H83V175H84V176H85V175L87 176V174L89 175V173L92 174V173H91L92 171H91V172L89 171V172L86 173V174H84ZM86 172H87V171H86ZM93 172H94V171H93ZM107 172H108V171H107ZM116 172L119 173L118 175H121V174H122L121 171L119 172V170L116 171ZM138 172H139V171H138ZM160 172H161V173L163 172V174L159 175ZM175 172H176V171H175ZM213 172H214V171H213ZM216 172H217V170H216ZM216 172H215V173H216ZM236 172H237V170H236ZM28 173H29V172H28ZM71 173H72V176H74V178H75V177H76L75 174H77V173H74V174H73V171H72ZM95 173H97V172L95 171ZM95 173H93V178L91 177L92 180H94L95 177H99V176H95V175H96ZM99 173H101V171H99L98 174H99ZM120 173H121V174H120ZM140 173H141V172H140ZM150 173H152V174H151L152 176L149 175ZM217 173H218V172H217ZM256 173H257V172H256ZM256 173H255V174H256ZM262 173H263V172H262ZM0 174H1V171H0ZM14 174H16V172H15ZM38 174H39V172H38ZM51 174H52V173H51ZM53 174H54V172H53ZM53 174H52V175H53ZM81 174H82V173H81ZM94 174H95V175H94ZM103 174H104V173L102 172L101 175L103 176ZM189 174H190V175H189ZM208 174H209V175H208ZM224 174H225V173H224ZM230 174L232 175V173H230ZM248 174H249V175H248ZM255 174H254V175H255ZM263 174H264V173H263ZM16 175H17L18 177L20 176V175H18V174H16ZM16 175H15V176H16ZM27 175H29V174H27ZM34 175H37V174H34ZM83 175H81L80 177L77 176V179H78V178L81 179L82 177H84ZM101 175H100V176H101ZM106 175H107V174H106ZM158 175H159V176H158ZM180 175H181V174H180ZM188 175H189V176H188ZM231 175L228 174V176H229L230 178H231ZM233 175H234V174H233ZM236 175H237V174H236ZM247 175H248V176H247ZM250 175H251V176H250ZM259 175H260V174H259ZM17 176H16V178H17ZM30 176H32V175L30 174ZM30 176L27 177V178L29 179V181H30V179L33 180V178H29ZM72 176H71V174H69V176H67V177H68V178H69V177L72 178ZM86 176H85V177H86ZM94 176H95V177H94ZM102 176H101V177H102ZM108 176H109V175H108ZM147 176H151V177H147ZM183 176H184V175H183ZM183 176H182V177H183ZM225 176H226V175H225ZM228 176H227L226 178H228ZM234 176H235V175H234ZM11 177H12V175H11ZM20 177H21V176H20ZM20 177H19V178H20ZM22 177H24V176H22ZM37 177H39V179H40V175H38ZM37 177L35 176L34 179H36ZM52 177H53V176H52ZM85 177H84V178H85ZM88 177H90V176H88ZM88 177H87V178H88ZM101 177H100V178H101ZM104 177H106V176H104ZM123 177H124V176H123ZM123 177L121 176V177H119V178L121 179V178H123ZM125 177H124V178H125ZM182 177H181V179H182ZM209 177H210V178H209ZM253 177H254V176H253ZM257 177H258V176H257ZM9 178H10V177H8V179H9ZM19 178H18V180H19ZM64 178H65V177H63V179H64ZM84 178H83L82 180H84ZM102 178H103V177H102ZM102 178H101V179H102ZM119 178H118V180H119ZM142 178H144L145 181H144V182H139V180L142 181V180H141ZM146 178H148V179L146 180ZM164 178H165V177H162L163 180H164ZM183 178H184V177H183ZM185 178H186V177H185ZM206 178L203 179V180H204V182H203L204 184L207 183V181H205ZM211 178H212V179H211ZM233 178H235V177H233ZM233 178H232V179H233ZM247 178H248V179H247ZM13 179H15L14 176H13L12 178H10V180H12V181H13ZM20 179L22 180V182H25V183L28 181V180L25 181L26 177H25V178H20ZM61 179H62V178H61ZM61 179H60V180H61ZM77 179H75L76 181H75L74 179H73V180H74L75 182L78 183V186H80V184H81L82 182H81V181L78 182ZM103 179H104V178H103ZM150 179H151V180H150ZM166 179H167V178H166ZM215 179H217V176L215 177ZM218 179H219V181H220V178H218ZM252 179H254V178H252ZM256 179H257V178H256ZM258 179H259V177H258ZM10 180H9V181H10ZM21 180L19 181L20 184H21ZM23 180H24V181H23ZM47 180H48V179H46L45 182H46ZM69 180H70V179H69ZM78 180H79V179H78ZM98 180H99V178H97V181H98ZM116 180H117V179H116ZM118 180H117V181H118ZM121 180H124V179H121ZM128 180H127V178L125 179L126 182H129ZM148 180H150L149 183L146 182V181H148ZM222 180H223V179H222ZM243 180H242L241 182H244V183H245V181H243ZM250 180H251V179H250ZM259 180H260V179H259ZM5 181H8V180L6 179V180H4V182H3V180L0 181V182L5 183ZM15 181H16V180H15ZM29 181H28L27 183H30ZM34 181H35V180H34ZM36 181L40 182V180H38V179H36ZM74 181H73V182H74ZM101 181H103V180H101ZM170 181H171V182H170ZM214 181H216V180H214ZM214 181H213V182H214ZM236 181H237V180L235 179V182H234V179H233L232 182H230V183H229V181H228L229 184L227 183V186L223 184V186H222V185H219V187L222 186L223 189H224L225 187H228V186L230 187V186H231V187L233 188L232 185H233L234 183H237V184H236V188H239V187L237 186V185L239 184V182H236ZM252 181H253V180H252ZM254 181H255V180H254ZM261 181H263V180H261ZM38 182H37V183H38ZM61 182H62V180H61ZM71 182H72V181H71ZM75 182H74L73 184H76ZM86 182H87V183L89 182V184L92 183L91 180L88 181L87 179H86V181H84V183H86ZM90 182H91V183H90ZM95 182H96V181H95ZM95 182H93V183H95ZM104 182H105V181H104ZM118 182H119V181H118ZM121 182H122V181H121ZM126 182H124V183H126ZM161 182H162V180H161ZM209 182H208V183H209ZM213 182H212V183H213ZM217 182H218V180H217ZM217 182H215V183L218 184L219 182H218V183H217ZM223 182H224V181H223ZM223 182H221V183H223ZM9 183H10V182H9ZM40 183H41V185H42L41 187H46V186L43 185V184H44V181H43V182H40ZM42 183H43V184H42ZM47 183H48V182H47ZM58 183H59V182H58ZM58 183H57V184H58ZM64 183H65V182H64ZM64 183H62V184L64 185ZM212 183H211V184L209 183V184L212 185ZM232 183H233V184H232ZM247 183H248V182H247ZM249 183H251V182L249 181ZM256 183H258V182H256ZM262 183H263V182H262ZM0 184H1V183H0ZM7 184H8V183H7ZM17 184H18V183H17ZM22 184H24V183H22ZM32 184H36V183L32 182ZM32 184H31V185H32ZM68 184H69V182H68ZM68 184L65 183L66 187H65V188L62 187V188H63L62 191H61V192L59 191V192H60V193H63V191H64V193H66V191H67L66 189L70 188V187H69L70 184H69V185H68ZM113 184L115 185V184H116V181H115V183L113 182ZM113 184H112L111 187H114ZM231 184H232V185H231ZM27 185H28V184H27ZM27 185H25V186H27ZM29 185H30V184H29ZM48 185H49V184H48ZM59 185H60V183H59ZM67 185H68V186H67ZM76 185H77V184H76ZM76 185H75V186H76ZM82 185H83V183H82ZM85 185H87V184H84V187H85ZM97 185H98V184H97ZM118 185L120 186V185H122V184L119 183ZM123 185L125 186V184H123ZM123 185H122V186H123ZM131 185H132V186H131ZM161 185L165 188L163 191H162V190H159V188H160ZM201 185H203V184H199V183H198L196 186L201 187ZM210 185H209V186H210ZM244 185H245V184H244ZM252 185L255 186V184H253V182H252V183L249 184L247 187H249V186L252 187ZM10 186H11V185H10ZM14 186H15V184H14ZM32 186H33V185H32ZM51 186H53V184H52ZM61 186H62V185H61ZM70 186H72V185H70ZM75 186H74V188H75V189L78 188L79 191H82V190L84 189V187H83V189H82V186H80L81 188H79L78 186H76V187H75ZM116 186H117V185H115V187H116ZM119 186L116 187V188H119ZM206 186L209 187L208 184H207V185H204V186H203L204 189H205ZM242 186H243V185H242ZM256 186H257V184H256ZM258 186H261V185H258ZM8 187H9V186H8ZM8 187H7V189H8ZM27 187H28V186H27ZM34 187H37V186L34 185ZM38 187H39V186H38ZM38 187H37V188H38ZM53 187H54V186H53ZM53 187H52V188H53ZM67 187H68V188H67ZM89 187H90V186L87 185L86 188L88 189ZM111 187L107 190L109 193H112V192H110V189H112L114 192H115V191L117 192V189L114 190V189L111 188ZM115 187H114V188H115ZM166 187H167L168 189H166ZM199 187H195V186L193 185L192 188H191V189H192L191 194L193 195L197 188H198V190H197L198 192L203 191L202 187H201L202 190H200ZM214 187H216V186H214ZM219 187H218V188H219ZM243 187H244V186H243ZM250 187H249V188H250ZM28 188H30V187H28ZM28 188H27V189H28ZM54 188H55V187H54ZM54 188H53V189H54ZM56 188H58V187H56ZM74 188H73V189H74ZM91 188H92V186H91ZM91 188H90V189H91ZM193 188H194V189H193ZM211 188H212V187H211ZM216 188H217V187H216ZM216 188H215V189H216ZM241 188H242V187H241ZM260 188L262 189L263 187H259L258 189H260ZM18 189H20V188H18ZM31 189H32V188H31ZM34 189H35V188H34ZM80 189H82V190H80ZM87 189H86V190H83V191L86 192ZM123 189H124V191L127 190V189H125V188H122V191H123ZM206 189H207V188H206ZM212 189H213V188H212ZM223 189H222V190H223ZM225 189H226V188H225ZM228 189H229V188H228ZM246 189H247V188H244V190H246ZM258 189H257V190H258ZM14 190H15V189H14ZM20 190H21V189H20ZM20 190H19V191H20ZM69 190H70V189H69ZM76 190H77V189H76ZM95 190H96V189H95ZM112 190H111V191H112ZM131 190H133V189H131ZM188 190H190V187L188 188ZM193 190H194V191H193ZM213 190H214V189H213ZM222 190L220 191V193H221L222 195H219V194L217 193V190H214V191H216V192L213 191L212 193H209V191H207V190L205 191V190H204V192H206V193L203 192L202 195L200 194V196H202V199H201V200L206 199V202L208 201L207 203H209V201H211L212 204L210 203L211 205L209 204V206H211V207L214 206L218 211H221V210H222V209H219V208H223L224 210L227 209L226 211H228V208H230L229 204H228L229 207H228V206L225 207V206H224V205H225V202H224V201H221L220 197H213V196H222L221 198L224 199V198H225V194H227V193H226L227 191H225V190L222 191ZM232 190H233V189H232ZM235 190H237V189H235ZM235 190H233L232 193H234ZM248 190L251 191L250 189H248ZM248 190H247V191H248ZM16 191L18 192L17 188H16V190L14 191L15 195L12 194V195L15 196V197H16ZM22 191H23V190H22ZM26 191H27V190H26ZM30 191H31V190H30ZM33 191H34V190H33ZM89 191H90V190H89ZM93 191H94V189H93ZM122 191H120V192H122ZM129 191H130V190H129ZM224 191H225V193H224ZM39 192H40V191H39ZM39 192L37 191L38 194H41V195H42V193H39ZM41 192H42V191H41ZM59 192H57L58 195H59ZM73 192H74V191H73ZM75 192H76V191H75ZM77 192H78V191H77ZM87 192H88V191H87ZM118 192H119V191H118ZM118 192H117V193H118ZM126 192H127V191H126ZM192 192H193V193H192ZM198 192H195V193L198 195V194H199ZM218 192H219V190H218ZM229 192H230V191H229ZM237 192H239V190H237ZM244 192H245V191H244ZM251 192H252V191H251ZM12 193H13V192H12ZM18 193H19V192H18ZM18 193H17V195H18ZM45 193L48 194V191L45 192ZM52 193H53V196H54V191H53V190H52ZM52 193H51V194H52ZM64 193H63V194H64ZM69 193H70V194H69ZM123 193H125V192H123ZM188 193H189V192H188ZM188 193H187V194H188ZM216 193H217V195H216ZM240 193H241V191H240L238 194L240 195ZM20 194H22V193L20 192ZM23 194H24V198H25V199L23 198V196L18 197V196H19V195H18V196H17L18 201L22 198V200L32 202L31 205H30L31 207H29L27 210H26V209L23 210L22 206H21V207H18L17 203H16L15 205H16L20 210H19L17 207H13L14 209L17 208L16 210H19V211L23 210V211H24L23 214H22V215H23L22 217L26 216V215L28 214V212L30 213L29 210H30L31 208H33V212H36L34 208L37 207V208L39 209V207H38L37 205L35 206V203H34L35 200L37 199L36 202H38V199H41L44 195H46V194H44V195H42V197H41L40 195H38L39 198H35V196L38 197L37 194H36V195L34 196L35 199L33 198V199L30 201V200H28V198H26V197H30V196H28V195H30V194H28V192H27V194H25V193H23ZM63 194H62V196H61V195H59V196H61V198H63ZM68 194H69L70 196H68ZM71 194H72V192H71V191H70V192L68 191L66 195H67V197L70 198V197L72 196ZM82 194H83V193H82ZM94 194H95V192H94ZM113 194H115V193H112L111 195H113ZM118 194H119V193H118ZM125 194H126V193H125ZM177 194H179V196H181V197H179ZM189 194H190V193H189ZM191 194H190V195H191ZM204 194H205V195H204ZM208 194H209V195H208ZM210 194H211V195H210ZM223 194H224V195H223ZM235 194H236V193H235ZM241 194H242L244 197H247V198L242 197V199L244 198V200H245V199L248 200V196H251V195L254 196L255 194H256V196L259 197V193H255V192H254V194H252V193H246V196L243 194V192H242ZM249 194H250V195H249ZM257 194H258V195H257ZM261 194H262V193H260V196H261ZM0 195H1V194H0ZM25 195H26V196H25ZM56 195H57V194H56ZM58 195H57V196H58ZM74 195H75V193H74ZM84 195H85V194L81 195V193H80V196L86 197V195H85V196H84ZM87 195H88V193H87ZM89 195H90V193H89ZM116 195H117V194H115V195H113V196L115 197ZM121 195H122V194H121ZM121 195H120V196H121ZM233 195H234V194H233ZM1 196H2V195H1ZM9 196H10V195H9ZM46 196H49V195H46ZM59 196H58V197H59ZM77 196H78V198H79V194H78ZM117 196H118V195H117ZM164 196H166V199H164ZM174 196H175L176 198H174ZM177 196H178L179 198H178ZM193 196H194L193 198L197 197L196 195H193ZM204 196H205V197H204ZM207 196H210L209 198H210L211 200H209V198H208ZM223 196H224V198H223ZM240 196H241V195H240ZM10 197H11V196H10ZM51 197H52V195H51ZM54 197H55V196H54ZM67 197L64 196L63 199L65 200V198H67ZM73 197H74V196H73ZM73 197H72V198H73ZM109 197H110V195H109ZM111 197H112V196H111ZM203 197H204V199H203ZM238 197H239V196H238ZM8 198H9V197H8ZM11 198H12V197H11ZM30 198H32V197H30ZM43 198H46V197L44 196ZM75 198H76V197H75ZM78 198H76L75 200H77ZM106 198H107V197H106ZM112 198H113V197H112ZM171 198H172V199H171ZM260 198L263 199V197H260ZM2 199H3V198H2ZM6 199H7V198L5 197V198H4V201H6ZM9 199H10V198H9ZM9 199H7L8 202H9V201H10V202L13 201L12 199H10V200H9ZM13 199H14V198H13ZM17 199H14V201L17 200ZM26 199H27V200H26ZM73 199H74V198H73ZM86 199H88V200L90 199L89 202H92V198H91L90 196H89L88 198L86 197L85 200H86ZM175 199H176V200H175ZM197 199H199V195H198ZM227 199H228V198L226 197V200H227ZM229 199H230V197H229ZM239 199H240V197H239ZM242 199H240V200H242ZM42 200H43V199H41V201H40V200H39V201L44 203V200H45V199H44L43 201H42ZM56 200H57V199H56ZM59 200H61V199L59 198ZM69 200H70V199H69ZM69 200H68V201H69ZM88 200H87V201H88ZM201 200H199V201L201 202ZM213 200H214V201H213ZM216 200H217V204L215 203ZM240 200H239V201H240ZM244 200H243V201H244ZM263 200H264V199H263ZM0 201H1V199H0ZM4 201L2 200V201H1L2 204H0V205H3V204H4V206H5L4 208H6V206H7L8 204H10V202L8 203L7 201H6V202H4ZM33 201H34V202H33ZM46 201H47V199H46ZM62 201H63V200H62ZM66 201H67V200H66ZM66 201H65V202H66ZM68 201H67V202H68ZM79 201H80V200L78 199V203H79ZM81 201H82V199H81ZM125 201H126V199H125ZM134 201H135V200H134ZM196 201H197V200H196ZM204 201H205V200H204ZM204 201H203V202H204ZM248 201H251V199H249ZM1 202H0V203H1ZM3 202H4V203H3ZM60 202H61V201H60ZM63 202H64V201H63ZM70 202H71V201H70ZM73 202H74V200H73ZM82 202H84V201H82ZM121 202H122V201H121ZM135 202H136V201H135ZM174 202H175V203H174ZM187 202H188V204H187ZM203 202L201 203L202 205L204 204ZM221 202H222V203L224 202V203L222 204ZM251 202L253 203V200H252ZM251 202H247V206H248L249 204H251ZM255 202H256V201H255ZM255 202H254V203H255ZM6 203H8V204H6ZM33 203H34V206H35V207H33ZM68 203H69V202H68ZM108 203H110V202H108ZM228 203H229V202H228ZM241 203H242V202L238 203V200H237V204H238L239 207L236 208V209L238 210L239 214L242 215V217H240V218H239V217H236V218H238L239 220L241 219V223H242L241 226H243V224L246 223L247 221H248V222L245 224L246 226H247L248 223L251 224L252 228H250L251 226H250V224H248V226H249V228H248V229H249L248 235H250V234H249L250 231H251L250 229H252V231H254L255 228H256L255 233H254V235H255V234H256V231H257V228L259 227L258 229H259V231H260V229H261V228L263 229V226H264L263 224H262L263 226H260L261 224L258 225V223L262 221L261 218H259L260 215H258V212L261 211V210H260L261 207L259 208L260 211H258V209H256V211H258V212L256 213L257 215L254 214L256 217H253V214H249V213H248V212H250V211L253 210V209H251L250 211H247V210H249V208H248L247 206H243V207H245L244 209H245L247 212L244 211V209H243V210H240L241 205H245L246 200L243 202V204H241ZM254 203H253V206H256ZM5 204H6V205H5ZM25 204H26V203H25ZM28 204H29V203H28ZM56 204H57V203H56ZM56 204H55V205H56ZM58 204H61V203H58ZM63 204H64V203H63ZM71 204H72V203H71ZM96 204H97V203H96ZM214 204H216V205H214ZM219 204H220V205H219ZM239 204H240V205H239ZM259 204H260V203H259ZM15 205H13V206H15ZM38 205H39V204H38ZM42 205H43V204H42ZM42 205H41V206H42ZM53 205H54V204H53ZM67 205H68V207H69V204H67ZM94 205H95V204H94ZM97 205H98V204H97ZM101 205H102V204H101ZM105 205H106V206H105ZM105 205L102 206V207H105V209H101V207L96 206V205H95V207L92 206V207H89V208H90V210H91L93 213H94V212L97 213V211H99L98 209H100V210H106V209H107V204L105 203ZM132 205H133V204H132ZM134 205H136V204H134ZM163 205H164V206H163ZM195 205H196V204H195ZM198 205H200V204H198ZM212 205H213V206H212ZM226 205H227V204H226ZM262 205H264V204L262 203ZM19 206H20V205H19ZM43 206H44V205H43ZM45 206H46V205H45ZM51 206H52V205H51ZM90 206H91V205H90ZM167 206H168V204H167ZM196 206H197V205H196ZM217 206H218V207H217ZM8 207L10 208V206H7V208H8ZM23 207L26 208V206H24V205H23ZM47 207H48V205H47ZM47 207H45V209H46ZM53 207H54V206H53ZM65 207H67V206H65ZM65 207H64V208H65ZM109 207H110V205H109ZM128 207H132V206L130 205V206H128ZM128 207H126V209H127ZM173 207L171 206V209H172ZM204 207H205V206H204ZM207 207H208V206H207ZM243 207H242V208H243ZM11 208H12V206H11ZM37 208H36V209H37ZM41 208H42V210H43V207H41ZM41 208H40V209H41ZM80 208H81V205H80ZM167 208H169V207H167ZM246 208H248V209H246ZM254 208H256V207H254ZM0 209H3V208L1 207ZM38 209H37V211H38ZM50 209H51V207H50ZM122 209L124 210L125 207L122 206ZM171 209L169 208V210L171 211L169 215H171L172 212H175L174 209H173V210H171ZM236 209H235V212L237 211ZM6 210H8V209H6ZM25 210L28 211L26 215H24V213H26ZM31 210H32V209H31ZM69 210H70V209H69ZM211 210H212V209H211ZM213 210H215V209H213ZM213 210H212V211H213ZM231 210H232V209H231ZM254 210H255V209H254ZM262 210H263V209H262ZM8 211L10 212L11 209H9ZM39 211H40V210H39ZM39 211H38V212H39ZM43 211L46 212V210H43ZM47 211H49V210L47 209ZM126 211H127V212H126ZM126 211H125V212H126V215H129L130 213H132V214H131L132 216L130 215V218L133 217V215H135V214H134V213H135L134 211H132V212L129 211V214H128V210H126ZM136 211H138V210H136ZM188 211H193L194 214H193V212H189V214H188V213H187ZM222 211H223V210H222ZM226 211H225V212H226ZM232 211H233V210H232ZM241 211H242V212H241ZM243 211H244V215L242 214ZM2 212L4 213L5 211L2 210ZM9 212H8V214H6V213L3 214V217H4V215H5V217H6V215H10ZM31 212H32V211H31ZM38 212H37V213H38ZM40 212H41V211H40ZM40 212H39V213H40ZM51 212H54V211H51ZM101 212H102V211H101ZM183 212H185V213L182 214ZM210 212H211V211H210ZM210 212H208V213H210ZM229 212H230V210H229ZM235 212H232V213L234 214ZM251 212H252V211H251ZM253 212H254V211H253ZM253 212H252V213H253ZM263 212H264V211H263ZM10 213H11V212H10ZM14 213H15V212H14ZM18 213H20V212H18ZM18 213H16V214L19 215ZM95 213H94V214H95ZM186 213H187V214H186ZM220 213H221V212H220ZM220 213H219V215H220ZM246 213H247V214H246ZM261 213H262V212H261ZM11 214L14 215L13 213H11ZM30 214H31L30 216H32V214L34 215V213H30ZM54 214H55V213H54ZM99 214H100V211L96 214V215H97V218H99V220H97L98 223H99L100 221H102L101 219L104 217V216H102V215H103L102 213H101V216H98ZM137 214H139V211L136 213V215H137ZM215 214H216V216H217L218 212H217V213L215 212L214 215H215ZM227 214H228V213H227ZM40 215H41V216H40V221H41V220H42L41 217H42V215L44 216V214H40ZM46 215H47V214H45V216H46ZM52 215H53V214H51V217H53V218L56 217L55 215H54V216H52ZM82 215H83V214H82ZM176 215H177V214H176ZM176 215H175V217H176ZM183 215H184V216H183ZM196 215H197V214H196ZM196 215L194 216L195 219H196ZM201 215H202V217H204L203 214H201ZM225 215H226V214H225ZM225 215H224V217H226ZM228 215H229V214H228ZM235 215H236V213H235ZM235 215H234V216H235ZM45 216H44V218H45ZM48 216H50V215H48ZM48 216H47V217H48ZM124 216H125V215H124ZM148 216H147V217H148ZM172 216H173V215H172ZM190 216H191V215H190ZM192 216H191V217H192ZM207 216H208V215H207ZM232 216H233V215H232ZM232 216H229V219L233 218ZM257 216H258V217H257ZM261 216H262V215H261ZM3 217H2V219H1L0 221H2V220L4 221V220L6 219V218L4 219ZM7 217H8V216H7ZM14 217H15V216H14ZM28 217H29V216H28ZM34 217H38V218H39V216H36V214L34 215ZM164 217L167 218L165 221H164ZM170 217H171V216H170ZM191 217H190V218H191ZM194 217H193V218H194ZM208 217H209V216H208ZM214 217H215V216H213L212 219H213ZM224 217H222L221 220H225ZM227 217H228V216H227ZM263 217H264V215H263ZM20 218H21V217H20ZM42 218H43V217H42ZM56 218H57V217H56ZM63 218H64V217H63ZM63 218H62V221L64 220ZM123 218H126V216H125V217H122V219L119 218V219H120L119 221L121 222V221L123 220ZM130 218L128 217V219H124V220H127V221H128ZM136 218H138V216H136ZM190 218H189V219H190ZM24 219H25V220H24ZM30 219H31V218H28V219H27L26 217L23 218V220H24L25 222H23L24 224H23V223H21V224H23V225L27 224L26 222H28V220H29V222H30V221H31ZM34 219H36V218H34ZM48 219H49L48 222H50V218H48ZM57 219H58V218H57ZM104 219L106 220V217H104ZM109 219H110V218H109ZM114 219H115V218H114ZM131 219H133V218H131ZM169 219H171V218H169ZM173 219H174V218L172 217L171 221H172ZM180 219H181V220H180ZM195 219H194V220H195ZM197 219H198V218H197ZM205 219H207V218H205ZM205 219H204V220H205ZM210 219H211V218H210ZM212 219H211V220H212ZM215 219H217V218L215 217ZM215 219H213L212 221H214ZM253 219H254V221H253ZM255 219H256V220H255ZM259 219H260V221L257 222ZM6 220H7V219H6ZM20 220H22V219H20ZM26 220H27V221H26ZM37 220L39 221V219H37ZM46 220H47V219H46ZM52 220H53V219H52ZM54 220H55V222H54ZM54 220H53L54 224L57 223V220H56L55 218H54ZM59 220H60V219H59ZM134 220H135V219H134ZM137 220H138V219H137ZM178 220H177V221H178ZM199 220L201 221V220H203V219H200V218H199ZM199 220H198V221H199ZM204 220H203V221H204ZM207 220H208V219H207ZM232 220H234V219H232ZM232 220H231V221H232ZM14 221H15V220H14ZM64 221H66V220H64ZM64 221H63V222H64ZM112 221H115V220H112ZM119 221H118V222H119ZM127 221H126V222H127ZM129 221H130V222H129ZM129 221H128L127 223H130V225H132V224L134 225L133 222L131 223V221H133V220H129ZM139 221H140V220H139ZM146 221L144 220L143 222H146ZM163 221H164L165 223H164ZM183 221H185V220H183ZM196 221H197V220H196ZM200 221H199V222H200ZM17 222H18V221H17ZM21 222H22V221H21ZM29 222H28L27 225H29V224L31 223V222H30V223H29ZM33 222H35V221H33ZM33 222H32V223H33ZM46 222H47V221H46ZM63 222H62V223H63ZM118 222H115V224L117 223V225H115L116 229L118 228L117 226H119V225H120L121 223H123L124 221H122L121 223L119 222V225H118ZM167 222H168V221H167ZM173 222H174V221H172V223H173ZM190 222H191V220L189 221V223H190ZM210 222H211V221H209V223H204V222H203V223H204V225L208 226V224H210ZM226 222H227V221H226ZM233 222H237V221H233ZM252 222H253L254 224H253ZM255 222H257V225L255 224ZM262 222H263V221H262ZM19 223H20V221H19ZM60 223H61V222H60ZM67 223H68V222H67ZM77 223H78V222H77ZM100 223H101V224H100ZM100 223H99L100 225L97 224L96 226L100 227L102 224H104L103 222H100ZM124 223H125V222H124ZM127 223H126V224H127ZM140 223H141V222H140ZM175 223H176V221H175ZM175 223H174V224H175ZM189 223L183 222L182 224L179 223L180 225L177 223L178 226H176V227H179V226H181V225L183 226V224H185L184 227H187V226H189V225L191 224V223H190V224H189ZM214 223H215V222H214ZM216 223H217V222H216ZM219 223H220V222H219ZM228 223H229V222H227V224H228ZM7 224H8V223H7ZM40 224H42V223H40ZM64 224H66V223H64ZM137 224H138V222H137ZM164 224H166V225H165V228L163 229V228H162V225H164ZM197 224H199V223H197ZM197 224H194V223L192 222L191 225L194 226L195 229H196V230H195V229L192 230V232L194 231V232L196 233V232L198 231L199 228H200V229L202 228V227H200V226H199V228H198V225H197ZM211 224H212V223H211ZM217 224H218V223H217ZM220 224H221V223H220ZM234 224H235V227H236L237 224H238V226H239V223H237V224L234 223ZM4 225H5V224H4ZM23 225H22V227H21L22 229L20 228V229H21V230H20L21 232L19 231V233H23V232H24L23 229H27V231L29 230V232H27V233L29 234V233L31 232L30 229H29L30 226L28 227V226L26 225V226H27V227H26V226H23ZM59 225H60V224H59ZM73 225H74V223H73ZM78 225H79V224H78ZM81 225H82V224H81ZM104 225H105V224H104ZM123 225H124V227H127V226H125V224H122L121 227H120V230H121V228H122ZM127 225H128V224H127ZM169 225H171V223H170ZM195 225H197V226H195ZM218 225H219V224H218ZM231 225H232V224H231ZM253 225H254V227H253ZM55 226H56V224H55ZM63 226H66V225H63ZM63 226H62V227H63ZM69 226H70V224H69ZM69 226H66V228H68ZM75 226H76V224H75ZM93 226H94V225H93ZM102 226H103V225H102ZM192 226H191V227H192ZM215 226H216V225H215ZM215 226L210 227V225H209V227H210L211 229L205 231V233H212V234H206V235H204V236H202V237H205V236H208V235H210V236L213 235L214 238H215V235H214L215 233L213 234V232H214L213 229H216V228H217V226H216V227H215ZM233 226H234V225H233ZM241 226L239 227V228H241L240 231H242V229L244 230V228L241 227ZM248 226H247V227H248ZM256 226H257V227H256ZM23 227H24V228H23ZM25 227H26V228H25ZM56 227H59V226L57 225ZM60 227H61V225H60ZM70 227H71V226H70ZM79 227H81V226H79ZM103 227H104V226H103ZM103 227H102V228H103ZM124 227H123V228H124ZM150 227H151V226H150ZM196 227H197V228H196ZM203 227H204V226H203ZM213 227H214V228H213ZM247 227H245V228H247ZM260 227H261V228H260ZM71 228H72V227H71ZM77 228H78V226H77ZM140 228L143 229L144 232H143ZM151 228H152V227H151ZM170 228H171V227H170ZM189 228H190V226L187 228V230H188ZM219 228H220V227H219ZM224 228H225V227L222 226V229H223V231L225 232ZM4 229L6 230V228H4ZM51 229H52V228H51ZM53 229H54V227H53ZM74 229H75V228H74ZM92 229H94V228H92ZM92 229H91V231H92ZM125 229H127V228H125ZM125 229H123V230H121V231H115V232H118L117 234L119 235V232L121 233V232L124 231ZM128 229H127V230H128ZM139 229L141 230V232L139 231ZM165 229H168V230H165ZM172 229H173V228H172ZM179 229H180V227H179ZM204 229H208V227H207V228L204 227ZM227 229L230 230L231 227L226 228V231H227ZM233 229H234V228H232L231 230H233ZM235 229H236V228H235ZM248 229H247V230H248ZM253 229H254V230H253ZM262 229H261V231H262ZM63 230H65V229H63ZM63 230H60V229L58 230V228H57V231H56V229H55V231H54V230H50V231H52V233H54L53 235H55V233L57 232L56 234H60V236L58 237L57 244L55 243V245H54V242H53V244L51 243V240H52L51 238L54 237L53 235H52L53 237H51V238H49V239H48V238H45V241L48 240L46 243H48L49 240L51 239L50 242H49V243H51V244L48 243V244L45 246V247H47L46 250H45V247H44V245L46 244V243H44V238H43L42 240H39V241H38V245H37V244H34V243H37V241L34 242L32 245H37V247L35 246L36 249H37V248L39 249L38 246H40L41 249H42V247H44L43 250H45V251H42V254H43V252H45V255L47 256L46 259L49 260L50 262H51L52 260H54V259L57 260L59 257H62L63 255H65L64 253H66V256L69 255L70 258L72 257L71 259L67 260V261H69L68 263H70V262L72 263V260H73L74 262L76 261V262H75V264H76V263H77V260H76V258H77V253L73 252V251H72V248H71V247H73V246H74L73 248H75V244H74L73 240H72V242H70V243L68 242L69 240L67 239V237H68L67 234H69L70 232L68 233V232L66 231L67 233H64V234H66V235H61ZM72 230H73V229H72ZM76 230H77V229H76ZM79 230H80V228H79ZM79 230H78V231H79ZM89 230H90V229H89ZM100 230H101V228H99V231L96 230L95 233L98 234L99 232H102V233L104 232V230H103V231H102V230L100 231ZM117 230H119V228H118ZM131 230H132V229H131ZM150 230H151V229H150ZM163 230H164V232H163ZM177 230H178V229H177ZM180 230L182 231V232L180 231V233H179V231H177V233L180 234V235H178V234L176 233L177 236H175V237L177 238V239H176V238H175V239H176V242H177V244H178V246H175V248H176V247H177V248H182V247H183V249H186V250L188 249V250H190L188 247L193 246L192 244H194V243H190V242H189V245H190V244H191V245H190V246L188 245V247H187L186 245L188 244V240L190 241L191 239H187L188 237H187V238L185 237V231L182 230V229H180ZM210 230H211L212 232H211ZM217 230H218V228H217ZM220 230H221V228H220ZM53 231H54V232H53ZM58 231H59V232L61 231V233H58ZM78 231H77V232H78ZM133 231H134V230H132V232H133ZM146 231H147V229H146ZM165 231H166V232H165ZM183 231H184V232H183ZM189 231H190V230H189ZM202 231H203V230H202ZM234 231H235V230H234ZM234 231H232V232H234ZM236 231H237V230H236ZM240 231H239V232H236V233H240ZM244 231H246V230H244ZM252 231H251V232H252ZM45 232H46V231H45ZM47 232H48V231H47ZM63 232H64V231H63ZM75 232H76V231H75ZM77 232H76V233H77ZM97 232H98V233H97ZM105 232H106V231H105ZM124 232H126V230H125ZM124 232L121 233V234L124 235ZM128 232H129V230H128ZM132 232H129V233L131 234ZM134 232H135V231H134ZM186 232H187V231H186ZM219 232H220V231H219ZM229 232H230V231H229ZM232 232H231V233H232ZM246 232H247V231H246ZM19 233H18V234H19ZM52 233L49 234V232H48V233H46V235H48V234L51 235ZM78 233H81V232H78ZM88 233H90V232H88ZM88 233H87V234H88ZM189 233H190V232H189ZM203 233H204V232H203ZM203 233H201V231H199V235H200V234H203ZM226 233H227V232H226ZM243 233H244V232H243ZM257 233H258V235H261L262 232H260V234H259V232H257ZM18 234H16L17 238L14 237L15 235H14V236L11 235V238H12V237H13V238H12V239L9 238V240H10V239L13 240L12 242L14 243V240H15V238H16L15 241H17L18 239H20V240H18V241L22 242V241H23V237H22V236H24V238H26L25 235H27V234H24V235L21 236V234H20V237H21V238H19V237H18V236H19ZM91 234H92V233H91ZM96 234H95V235H96ZM192 234H193V233H192ZM196 234L198 235V233H196ZM196 234H194V235L197 236ZM218 234H219V233H218ZM221 234H222V233H221ZM229 234H230V233H229ZM241 234H242V233H241ZM245 234H246V233H245ZM245 234H244V236H245ZM262 234H263V233H262ZM2 235H3V234H2ZM5 235L7 236L8 234H5ZM46 235H44V237H46ZM69 235H70V234H69ZM83 235H84V234H83ZM98 235H99V236H96V237H101L102 234L99 233ZM105 235H107V233H104V234L102 235V237H104ZM115 235H116V233H115ZM118 235H116V237H117ZM126 235H127V234H126ZM164 235H165V236L167 235V237H166L165 239L163 238V237H165ZM172 235H173V232H172ZM256 235H257V234H256ZM3 236H4V235H3ZM6 236H5V237H6ZM55 236L57 237V235H55ZM70 236H72V235H70ZM70 236H69V237H70ZM124 236H125V235H124ZM173 236H174V235H173ZM173 236H172V237H173ZM188 236H189V235H188ZM191 236H192V235H191ZM210 236H208V237L210 238ZM224 236H226V235L224 234ZM224 236H223V238H224ZM227 236H228V235H227ZM227 236H226V237H227ZM230 236H231V235H230ZM234 236H235V234H234ZM236 236H239V235L236 234ZM241 236H243V235H241ZM261 236H262V235H261ZM28 237H29V236H28ZM39 237H40V236H39ZM39 237H37V239H38ZM48 237H50V236H48ZM74 237L76 238L75 233H74ZM78 237H79V235H78ZM91 237H92V236H91ZM93 237H94V236H93ZM93 237L91 238V240H93V239L95 238V237H94V238H93ZM107 237H108V236H107ZM120 237H123V236L120 235ZM129 237H131V236H128L127 238H126V237H125V238H126L127 240H130V239H128ZM208 237H205V238H207V239H205V238H203V239L199 238V239H201V241H202V243H199V245L201 244V246L199 247L201 253H202L201 248L204 247L205 245H207L206 242L210 243L212 240H213V241L216 240V238L214 239V238H212V236H211L210 239H209ZM216 237H217V236H216ZM219 237H220V236H219ZM219 237H218V238H219ZM232 237H233V233H232ZM249 237H250V236H249ZM253 237H254V236H253L252 233H251V237H250L249 239L252 240ZM0 238H2V237H0ZM3 238H4V237H3ZM7 238H8V237H7ZM7 238H6V240H8ZM40 238H42V236H41ZM70 238H71V237H70ZM85 238H86V235H85ZM109 238H110V237H109ZM125 238H123V239H125ZM131 238H133V237H131ZM229 238H231V237H229ZM229 238H228V239H229ZM239 238H240V236H239ZM239 238H238V240H239ZM241 238H242V237H241ZM243 238H244V237H243ZM243 238H242V239H243ZM256 238H257V237H256ZM258 238H259V237H258ZM4 239H5V238H4ZM21 239H22V240H21ZM83 239H84V238H83ZM95 239H97V238H95ZM116 239H117V238H116ZM116 239H115V240H116ZM123 239H122V240H123ZM195 239L198 240V236H197V238L195 237ZM211 239H212V240H211ZM220 239H222V238H220ZM236 239H237V237H236ZM244 239H245V238H244ZM244 239H243V240H244ZM246 239H247V238H246ZM1 240H2V239H1ZM1 240H0V241H1ZM9 240H8V241H9ZM11 240L9 241V243H11ZM75 240H76V239H75ZM75 240H74V241H75ZM85 240H86V239H85ZM85 240L79 239L78 241H77V240H76V241H77V243H78L79 241H82V242L85 243ZM87 240H88V238H87ZM87 240H86V242H87ZM91 240H89V241H91ZM170 240H171V239H170ZM172 240H173V239H172ZM210 240H211V241H210ZM225 240H226V239H225ZM251 240H249V242H250ZM258 240H259V239H258ZM260 240H261V239H260ZM3 241H4V240H3ZM8 241H6V242H8ZM18 241H17V242H18ZM24 241H26V239H24ZM52 241H53V240H52ZM59 241H60V242H59ZM89 241H88V242H89ZM120 241H121V240H119V242L117 241L119 245H117V244L114 243V244L117 245V246H115V247L113 246V247H112V250L110 249L111 247H109L110 255H112V252H114V251H113V248L116 249V247H119L120 245H122V244H120V243H122L123 241H121V242H120ZM173 241H174V240H173ZM173 241H172V242H173ZM199 241H200V240H199ZM199 241H198V242H199ZM226 241H227V240H226ZM241 241H242V240L240 239V242H241ZM245 241H246V240H245ZM253 241H254V240H253ZM6 242H5V243L3 242L4 244H6V246L2 243V241H1L0 245H1V246L4 245V246H2V248H3V250H4V249H5L6 251L8 250V251H7V253H8L9 251H11L12 248H10V247H11L12 245H9V243H6ZM20 242H19V243H20ZM32 242H33V241H30V244H31ZM40 242H41V243H40ZM58 242H59V243H58ZM92 242H93V241H92ZM112 242H113V241H112ZM117 242H116V243H117ZM168 242H169V241H168ZM168 242H167V245H169L168 247H170V244H169ZM176 242H174V243H176ZM192 242H194V241H192ZM217 242H218V241H217ZM230 242H231V239H230ZM230 242L228 241V244H229ZM232 242H233V241H232ZM232 242H231V243H232ZM235 242H236V241H235ZM235 242H233V244H234ZM257 242H258V241H257ZM257 242H256V243H257ZM262 242H263V240H262ZM19 243H18V244H17V243H14V244L19 245ZM25 243H26V242H25ZM25 243L23 242V245H22L23 248H24ZM39 243H40V244H39ZM42 243L44 244L43 246H42ZM124 243H126V242H124ZM203 243H204L205 245H204ZM236 243H238V242H236ZM246 243H248V242L246 241L244 244L246 245ZM7 244L9 245V247L7 246ZM11 244H12V243H11ZM14 244H13V246L15 247V249H16V248L19 249V246H20V248L22 249L21 244H20L18 247H16ZM26 244H27V245H26L27 247L30 246L29 243H26ZM28 244H29V246H28ZM58 244H59V245H58ZM71 244H73V245H71ZM79 244H82V243L79 242ZM89 244H90V243H89ZM106 244H107V242H106ZM114 244H110V245H114ZM133 244H135V243H133ZM133 244H132V245H133ZM202 244H203L204 246H202ZM213 244H214V243H212V245H213ZM215 244H216V243H215ZM218 244H219V242H218ZM221 244H222V243H221ZM233 244H232V245H233ZM238 244H239V243H238ZM238 244H237V245H238ZM241 244H242V243H241ZM241 244H239L240 247H242ZM254 244H255V243H254ZM254 244H253V246H254ZM32 245H31V246H32ZM52 245H54V246H52ZM57 245L60 246V247H58ZM70 245H71V246H70ZM76 245H77V244H76ZM84 245H85V244H84ZM110 245H107V246H110ZM124 245H125V244H124ZM172 245L174 246V244H172ZM209 245H211V244H209ZM216 245H217V244H216ZM230 245H231V244H230ZM242 245H243V244H242ZM248 245H249V244H248ZM257 245H258V243H257ZM51 246H52V247H51ZM86 246H87V245H86ZM127 246H128V244H127ZM181 246H182V247H181ZM185 246H186L187 248H185ZM214 246H215V245H214ZM234 246H235V245H234ZM234 246H233V247H234ZM251 246H252V245H251ZM253 246H252V247H253ZM262 246H263V245H262ZM5 247H6V248H5ZM7 247L10 248V250H9ZM14 247H13V249H12L11 252H13V251L15 252ZM57 247H58V248H57ZM124 247H126V246H124ZM193 247H194V246H193ZM217 247H218V246H217ZM217 247H216V248H217ZM221 247H222V249L219 247L218 249H220V250L216 249V250H218V251H215V252L207 247L209 250H211L210 252H212L213 254L216 253V255H218L220 264H251L252 259L248 260V258H246V259H247L246 261L241 262V261H239L240 258H239L238 260H237V258H235V256H237V255H236L237 252H235L236 254H234V253H232V252H234V251H232V252H230L231 254H229V253H228L229 251H227L226 248L224 249L223 246H221ZM226 247H227V246H226ZM231 247H232V246H231ZM257 247H258V246H257ZM260 247H261V246H259V248H260ZM35 248H34V246H33L32 248H31V247L28 248L27 251H26V252H27L26 254L28 255V253L31 252V251L29 252L28 250H30V249L32 250V249H35ZM76 248H77V247H76ZM103 248H104V247H103ZM177 248H176V250H174L175 253H176V251H177ZM194 248H195V247H194ZM194 248H193V250H194ZM211 248H212V246H211ZM253 248H254V247H253ZM41 249H40V251H41ZM84 249H85V248H84V246H83V249H79V248H78L77 251H79L78 253H81L82 250H83V251H85V252H87V253H90V254H88V256H90V255L92 254V255L94 256V258H93L92 255H91V260H90V262H92V261H94V260L96 261L97 264H98L99 262H101L102 259H100L99 262H97L98 260H96V259L99 257L98 255H99L100 253H101L100 256L104 254V253H103V252H104V251H103L104 249H103V250H101V249L98 250V251H100L99 253H95V252H94L96 255H94V253L91 252V251H94V250L88 249V251H87V249H85V250H84ZM95 249H96V248H95ZM106 249H107V248H106ZM125 249L128 250L127 247H126ZM125 249H123V251H124ZM133 249H134V247H133ZM136 249H138V247H136ZM173 249H174V248H173ZM227 249H229V248L227 247ZM235 249H236V247H235ZM243 249H244V247H243ZM3 250H1V251H3ZM57 250H58V251L60 250V252L63 250V254H62V253H61L62 255L59 254L60 252L58 253ZM121 250H122V249H121ZM159 250H160V249H159ZM165 250H166L165 253H167V249H165ZM169 250H170V249H169ZM186 250H181V251H182V252L184 251V253H185ZM188 250H187V251H188ZM191 250H192V248H191ZM214 250H215V249H214ZM237 250H238V248H237ZM254 250L256 251V249H254ZM254 250H253V251H254ZM16 251H17V250H16ZM33 251H34V250H33ZM33 251H32V253H33ZM35 251H36V250H35ZM40 251H39V253L41 254ZM95 251H96V250H95ZM102 251H103V252H102ZM178 251L181 252L180 250H178ZM178 251H177V252H178ZM195 251L198 252V250H195ZM203 251H204V250H203ZM255 251L253 252V254H255L256 256H257L258 254H261L260 252L258 253V250L256 251L257 254H256ZM261 251H262V249H261ZM14 252H13V253H14ZM18 252H19V251H18ZM18 252H17V253H18ZM56 252H57V253H56ZM85 252H83V255H84V254H85V255L87 254V253H85ZM124 252H125V251H124ZM129 252H131V251L129 250ZM151 252H153V253L151 254ZM179 252H178V253H179ZM191 252H192V251H188V254H187V253H185V254H186L187 256H188V255H189V256L191 255V257L193 258L192 255H194V254H193V252H192V253H191ZM241 252H243V251L241 250ZM244 252H245V251H244ZM250 252H251V251H250ZM263 252H264V251H263ZM3 253H4V252H3ZM23 253H25V252H24V250L22 249V252L19 253V254H22L20 257L23 256ZM36 253H37V252H36ZM39 253H37L36 255H32V257H33V258H37V257H38L37 255H39ZM55 253H56V254H55ZM107 253H108V254H107ZM114 253H115V252H114ZM114 253H113V254H114ZM121 253H123V252H121ZM126 253H128V251H126ZM135 253H136V251L134 252V255H135ZM137 253H138V252H137ZM162 253H163V251H162ZM168 253H170V254H168V256H169V258H171V260H172V257H170V255H171V251L168 252ZM190 253H191V254H190ZM246 253H247V252H246ZM5 254H6V253H5ZM8 254H9V253H8ZM19 254H18V256H19ZM26 254H25L24 256H26ZM57 254H59V255H58V258H57ZM105 254H107L106 256H110V255H109V251H106ZM116 254H117V252H116ZM123 254H124V255H122V256H119V255H121V254H117L119 257H121L120 259H122V261H121L120 259L118 260V259L115 258V259H116L115 262H117V260H118V262H119V261L123 262V258L125 257V253H123ZM138 254H139V253H138ZM138 254H137V256H138ZM157 254H158V253H157ZM157 254L155 253V255H154V257L156 258V261L158 260V259H157L158 256H156ZM176 254H177V253H176ZM185 254H183V255H185ZM196 254H197V253H195V255H196ZM208 254H209V252L207 251V253H206L207 257H208ZM213 254H210L211 257L213 256ZM243 254H244V253H243ZM251 254H252V253H251ZM251 254H250V255H251ZM1 255H2V254L0 253V257H3V255H2V256H1ZM6 255H7V254H6ZM85 255H84V256H85ZM172 255H173V253H172ZM178 255H179V254H178ZM178 255H176V256L174 255V256L177 257V259H178ZM233 255H235V256H233ZM239 255H240V254H239ZM239 255H238V257H240ZM241 255H242V254H241ZM15 256H16V257H15ZM15 256H14V259H15V258H17V259L19 258L20 260H22V259L25 258L26 261H27V259L29 258V257H28V258L26 259L27 256L24 257V258H23V257H22V258L17 257V254H16V253H15ZM29 256H31V254H29ZM35 256H36V257H35ZM46 256H45V257H46ZM88 256H86V257H83V256H82V257L86 259V258H88ZM97 256H98V257H97ZM104 256H105V255H103V260H104V259H107V258H105L106 256H105V257H104ZM161 256H162V254H161ZM163 256H164V254H163ZM166 256H167V255H166ZM180 256H181V255H180ZM187 256H185V257L183 256V257H184V258H187V260H189V259H188L189 256H188V257H187ZM196 256H197V255H196ZM196 256H194V257H196ZM244 256H245V255H244ZM256 256H255V258H254V261H257V262H258V258H256ZM259 256H260V255H259ZM41 257H42V256H41ZM41 257H39L37 261H39V259H40V261H42L41 259H43V258H41ZM54 257H56V258H54ZM67 257H68V256H67ZM80 257H81V256H80V254H79V255H78V258H80ZM96 257H97V258H96ZM101 257H102V256H101ZM115 257H116V256H115ZM122 257H123V258H122ZM134 257H135V256H134ZM138 257H139V256H138ZM138 257H137V258H138ZM140 257H142V256H141V253H140ZM143 257H142V258H143ZM159 257H160V256H159ZM175 257H174V258H175ZM199 257H200V255H199ZM203 257H204V255H203ZM203 257H201V260H200V261H203V259L206 260V258H203ZM218 257H216V259H218ZM242 257H243V255H242ZM246 257H247V255H246ZM253 257H254V256H253ZM260 257H261V256H260ZM10 258H11V257H10ZM12 258H13V256H12ZM33 258H29L28 261H29V262H30V260L32 261ZM78 258H77V259H78ZM108 258H109V257H108ZM111 258H112V257H111ZM135 258H136V257H135ZM142 258H140V260H142ZM155 258H153V260H154ZM189 258H190V257H189ZM192 258L190 259L191 261H190V260L188 261L189 264H191V263L194 261V259H195V258H194L193 261H192ZM197 258H198V256H197ZM197 258L195 259V261L197 260L198 262H197V261H196V262L199 263V262H200V261L198 260L199 258H198V259H197ZM0 259H1V258H0ZM2 259H4V258H2ZM17 259H16V261H18V264H21V263H20V260H19V259L17 260ZM62 259H63V257H62ZM64 259H66V257H65ZM89 259H90V257L88 258V260H89ZM92 259H93V260H92ZM138 259H139V258H138ZM143 259L146 260L145 258H143ZM160 259H161V258H159V260H160ZM167 259H168V257H167ZM208 259H209V258H208ZM210 259H211V258H210ZM210 259H209V260H210ZM255 259H257V260H255ZM11 260H12V261H15V260H13V259H11ZM11 260H10V259L7 260V261L9 262V264H12V263H11V262H12ZM44 260H45V259H44ZM55 260L52 261V262L55 263ZM60 260H61V259H60ZM103 260H102V261H103ZM110 260H111V259H110ZM125 260H127V259H125ZM133 260H134V259H133ZM140 260H139V261H140ZM144 260L142 261V263L144 262ZM150 260H151V259H150ZM153 260H152V261H153ZM173 260H175V259H173ZM179 260H180V259H179ZM185 260H186V259H185ZM187 260H186V262H187ZM211 260H212V259H211ZM214 260H215V257H214ZM214 260H213V261H214ZM0 261H1V260H0ZM5 261H6V260H5ZM5 261L2 260L3 263H4ZM10 261H11V262H10ZM16 261H15V262H16ZM35 261H36V260H35ZM57 261H58V260H57ZM57 261H56V262H57ZM81 261H83L82 258H81ZM95 261H94V262H95ZM113 261H114V260H112V263H113ZM129 261H130V260H128V261H126V262L124 261V262H125V264H126V263H128ZM135 261H136V259H135ZM152 261H151V262H152ZM154 261H155V260H154ZM168 261H169V260H168ZM180 261H181V260H180ZM180 261H179V262H180ZM182 261H184L183 258H182ZM215 261H216V260H215ZM250 261H251V262H250ZM263 261H264V260H261V262H263ZM24 262H25V261L22 260V263H24ZM33 262H34V261H33ZM47 262H48V261H47ZM63 262H65V261H63ZM108 262H111V261H108V259H107V261L105 260V262H103V264H106V263H108ZM118 262H117V263H118ZM140 262H141V261H140ZM160 262H162V261H158L156 264H158V263H160ZM170 262H171V261H170ZM196 262H195V263H196ZM205 262H206V261H204L203 264H206V263H207V262H206V263H205ZM3 263H1V264H3ZM5 263L7 264V262H5ZM5 263H4V264H5ZM13 263H14V262H13ZM16 263H17V262H16ZM16 263H14V264H16ZM25 263H26V262H25ZM27 263H28V262H27ZM27 263H26V264H27ZM30 263H31V262H30ZM30 263H29V264H30ZM43 263H44V262H43ZM43 263H41V264H43ZM68 263H66V264H68ZM71 263H70V264H71ZM78 263L82 264V263H84V262H78ZM88 263H89V262H88ZM92 263H93V262H92ZM133 263H134V262H133ZM146 263H147V261H146ZM148 263H149V261H148ZM164 263H165V262H163V264H164ZM168 263H169V262H168ZM182 263H183V262H182ZM214 263H215V264H218V263H216V262H213V264H214ZM252 263H253V262H252ZM254 263L257 264L256 262H254ZM258 263H259V262H258ZM57 264H58V263H57ZM63 264H65V263H63ZM99 264H101V263H99ZM108 264H109V263H108ZM113 264H116V263H113ZM118 264H123V263H120V262H119ZM128 264H129V263H128ZM161 264H162V263H161ZM174 264H175V263H174ZM180 264H181V263H180ZM207 264H210V263H207ZM259 264H260V263H259Z\"/></svg>","mask_w":264,"mask_h":264}]
</instances>
